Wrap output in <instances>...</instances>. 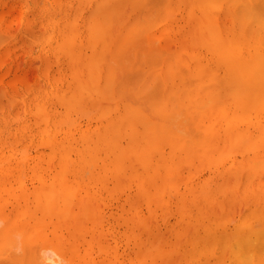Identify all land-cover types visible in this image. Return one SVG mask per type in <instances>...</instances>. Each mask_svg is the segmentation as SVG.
<instances>
[{"label":"rangeland","instance_id":"374dc122","mask_svg":"<svg viewBox=\"0 0 264 264\" xmlns=\"http://www.w3.org/2000/svg\"><path fill=\"white\" fill-rule=\"evenodd\" d=\"M3 1V0H2ZM1 0H0V37H4V38H0V92L1 93H3V95L2 96H0V132H1V134H0V137H2V142H1V140H0V142L1 143H5V144H7L6 145V148L4 149V147H5V144H1L2 145V147H0V152H2V151H4L3 152V156H2V154L0 155V157L2 158V164H1V166H0V177H1V180H0V183L1 182H4L5 181V179L3 180L2 179V175H1V173H3V172H7V171H5L6 170V168H4V166H6V167H8L7 168V170L9 169V170H11L10 171V173L13 171L14 173L16 172V176L18 175V171L21 169L20 168V166H24V171L25 172H27V173H32L33 174V172L36 174V172L38 171V175H39V172L40 173H43V174H40L39 176H40V179L42 178V180H43V182H44V180H45V182H47V179H50V177L49 178H47L46 176H47V173L48 174H51L52 172H54V171H56V170H54V169H60V167H57L55 164H58V162L57 161H59V160H57L56 161V158H58V154H59V157L61 156V153H60V151L62 152L63 150H64V148H66V147H68V149L65 151H63V152H68V151H72L73 149L72 148H74V150H75V147L74 146H76L77 145V147H76V149H78L80 152L82 151V152H84L85 150L84 149H86L87 148V146L88 145H86V143L84 142V141H86L87 140V138L89 137V139H91V140H95L96 138H99V137H97V136H99V134L101 135L100 137H101V140L102 139H106L107 137L110 139V138H112V139H108V140H106V144H105V146H104V144H101L102 146H104V148H106V149H110V150H108V153H109V155H107V157H106V155H105V158H106V160H109V158H108V156L110 157V158H117V160L115 159V161H118L119 160V157H115V155L113 154V157H111V149H113L114 151V153L115 154H119L118 153V151L120 152V151H124V146H125V143H126V141L128 140V138L127 137H129V140H130V142H131V139H136L134 136H132L133 138H131L130 137V135H128L126 132H128L129 130V128H127L129 125V123L131 122V121H133L132 120V118L134 119V121L133 122H131L130 123V126L131 125H134V122H135V120H136V126H135V129H133L132 130V135L134 134L133 133V131L134 130H136V128H138L139 130H141V127H142V125H144L143 123L145 122L144 121V114L146 115V116H148L149 117V119H151V120H153L152 122H153V124H156L157 126L158 125H163V126H165V127H163L162 125H161V127H163L164 129L166 128V126H167V128L168 129H173L174 130V132L175 133H173L172 131L173 130H171V133L172 134H175V136H182V135H184L185 137H186V133H192L194 136H192L190 133V136H189V134L187 135V137L186 138H190L191 136L192 137H197L198 138V140H199V137L198 136H200V134H196L197 132V130H193V127L191 126V123H190V125H188L187 124V122L189 121V122H191V119H190V115H186L185 114V112L184 111H186V110H182L183 108H178V110L179 109H181V111H182V113L184 112V115L182 114V113H180L178 110H176V109H174V103H175V101H174V103H172V101H173V98H174V93L175 92H173V95H171L172 97V99L171 100H168L170 103L169 104H167L168 103V101L166 102V100H167V98H170V97H168V96H170V92H172V91H168L170 88H168V86L169 85H167V84H169V81H168V83L166 84V83H164V80H161L160 81V78H159V73H161V70H160V67L162 68V64L164 65V67L162 68V70L163 69H166V70H164V71H169L170 69H172V68H174V69H176L177 70V68H178V71H181L180 73H182V71L184 70L185 71V73H187V70L188 69H190V72H194V69L196 70V66L197 65H195V66H193L194 67V69L192 70L190 67H192L191 65L193 64L194 65V63L196 62L194 59H191L192 60V62H190V61H188L189 59L187 58V55H185L186 54V49L189 47V46H191V47H193L194 46V44H195V41H194V39H192V37H190V34L192 33H190V29H187L188 28V25L186 24V23H184L186 20H185V18L183 19L182 17L185 15H183L180 19H179V13H178V15H177V12H176V15L175 16H178V19L176 18L175 19V23L172 25V29L170 28V30H169V28H168V26H169V24H166L165 25V28L164 29H160V31L158 30L160 27H162V26H160V24L162 23L161 22V20H163V16H164V12H160V10L161 11H163V6H165V4H166V2H168L167 0L164 2L163 1V3H164V5H163V3H160V4H158L157 6H156V4H154V3H152V2H155V0L153 1H151L150 0V2L149 3H147V1L148 0H146V3H144V1L145 0H139V1H137V0H135V3H137V4H135L134 2L132 3L133 5H131V2L133 1H131V0H128V1H131V2H129V6H128V2H126L127 4H125L124 3V0H123V3L122 4H119L120 5V7H118L117 6V4H115V6H117L118 8L117 9H119V10H117L116 11V9L114 10V12H115V15L114 14H111V18L112 19H109L110 17L108 16V20H109V23L107 24L108 26L106 27H103V29H102V32L103 31H105L104 33H102V35H104L105 37H110L111 39L112 38H115V40H117L118 39V41L119 42H117V41H115V40H113L112 41V44H114V43H118V47H116V49H114V46H117V45H113L112 46V44H108V43H111V39L108 37L106 40H105V37L104 36H101V40H103L104 42H105V46H107V45H109V46H107V48H105L107 51H105L104 52V55L103 54H101V53H103V51H104V47H102L103 49V51H101V50H99V52H97V51H94V50H92L93 48H95V46L97 45V43H99V41L96 43V41L94 40V43H96V45L92 42L91 43V45L93 44L94 46H91V47H93L92 49H89V42H90V39L91 38H88V33H89V35L91 34V30H90V26L89 25H87V26H89L88 27V31H87V28H84L85 27V25L84 24H86L85 22H87L86 20H88V24L90 23L89 21H93V23L95 22L94 21V19H95V17H98L97 16V14H95V12L93 11V9L95 10V8H93L94 7V5H95V7L97 8V4H96V2H95V0H90V2L88 1V0H84V3H83V0H70V3L68 2V1H62V0H60V2H59V4H60V8L61 7H63V4L65 3L66 4V2H68L69 4H70V7H71V5L74 3L75 5H73V6H76V8H77V6H82L81 8L79 7V9L77 8H75V7H73L74 9H70V7H68L67 8V6H65L67 9H66V11H69V12H65V9H63L64 10V12H60L61 13V15H62V13H66L65 15V17H66V19H69V20H67V21H69V23H70V19L72 18V17H74L73 19H75V15H74V13L76 14V10H77V25L79 24V26H78V28H80V29H78V31H77V29H76V34L78 33L79 34V38L81 39L80 41L82 42L81 44H83L84 46H86L85 47V49H84V46L83 45H79L78 43V37L76 36V40H75V42H74V44L73 43H71V44H73V47L75 46L76 47V45L75 44H78L79 46L78 47H80L81 46V50L83 51H81L80 49V54H81V57H82V55L83 56H85L86 58L85 59H87V55L86 54H88V55H90L91 56V54L92 53H90V50L91 51H94L95 53H93V55H96V53H97V55L99 54L100 55V57L102 58H100L99 57V55L97 56L96 55V57H94L93 55V57L96 59L95 61L96 62H94V59H93V61L90 59V57L88 56V58L93 62H86L85 61V59H82L80 56V58H81V60H80V58L79 59H77V60H73V59H69L68 60V57L70 56H68V55H64L63 54V52L62 53H60L61 51L60 50H58V49H56L57 47L56 46H52V45H57V43L56 42H58V40L59 39H61L62 37H65V35L64 34H66V33H69L70 31H68L67 29H65L64 30V28H69L68 27V25L69 26H71L70 24H64L63 26L64 27H62L63 29L61 30L62 31V33H63V31L64 32H66V33H64V34H62L63 36H61L59 39H57L59 36L58 35H61V31L60 32H56L55 33V28H54V26L55 25H57V23L55 24V22H54V24L55 25H53L52 23H53V21L55 20V21H60V19L61 20H63L62 21V23H64L65 22V20L66 19H64L63 17H64V14L61 16V15H59V12L58 11H52L53 9H58V10H61V9H59V5H57V7L58 8H56L55 6H56V3H54V0L52 1V0H4V2H2ZM20 1V2H19ZM25 1V2H24ZM40 1V2H39ZM56 1V0H55ZM62 1V2H61ZM76 1H77V3H78V5H77V3H76ZM78 1H81L80 3L78 2ZM98 1H100V0H98ZM97 1V3H99ZM102 1V0H101ZM119 1H118V3H119ZM137 1V2H136ZM157 1V0H156ZM159 1V0H158ZM162 1V0H161ZM220 1H222V0H220ZM227 2V0H224L223 2ZM19 2V3H18ZM57 2V1H56ZM72 2V3H71ZM86 2H88V3H86ZM103 2L104 1H102V4H103ZM141 2L144 4V7H142L143 5L141 4ZM180 2V1H179ZM2 3V4H1ZM62 3V4H61ZM82 3V4H81ZM86 3V5H84V8H83V4H85ZM156 3V2H155ZM159 3V2H158ZM189 3V2H188ZM221 3V2H220ZM219 3V4H220ZM231 2L229 1V4H230ZM28 4V5H27ZM87 4H89V5H87ZM101 4V2L99 3V5ZM125 4V5H124ZM135 4V5H134ZM142 5L141 7H140V5ZM146 4H148V5H150L151 6V8L155 11V8H156V11H155V13L154 12H152L151 14H149L148 15V13H146V15H148L147 17L150 19L149 21H147L148 19H147V17L145 16V19L143 18V16L144 15H141L142 17H138V15H140V14H142V12L143 13H145V9L146 10H148L146 7H147V5ZM182 4H183V2H182ZM182 4H180L179 6H181ZM225 4V8L227 9V7L229 6V5H227L226 6V3H224ZM97 5V6H96ZM167 5V4H166ZM221 5H223V3H221ZM12 6V7H11ZM43 6H44V8H43ZM51 6V7H50ZM89 6V7H88ZM133 6V7H132ZM134 6H135V9H133L134 8ZM137 6V7H136ZM162 6V7H161ZM175 6V5H174ZM177 6V5H176ZM178 6V7H179ZM65 7H63V8H65ZM86 7V8H85ZM87 7H88V9H87ZM91 7V8H90ZM222 7H224V6H222ZM13 8V9H12ZM49 8V9H48ZM129 8V9H128ZM138 8L140 9V8H142V12H140V14H139V11H141V9L140 10H138ZM149 8V7H148ZM151 8L148 10V12L150 11H153V10H151ZM39 9V10H38ZM51 9V10H50ZM70 9V10H69ZM82 9V10H81ZM84 9V10H83ZM90 9H92V14H95V17H94V15L92 16V14L90 15V14H88L89 12H91V10ZM124 9V10H123ZM23 10V11H22ZM63 10H61V11H63ZM79 10L81 11V13L82 14H80L79 15ZM133 11L134 10V12H131L132 14H130L129 12L130 11ZM137 10V11H136ZM224 10L225 9H223V11H222V14L224 15ZM262 10H264V9H261V8H259V11L260 12H264V11H262ZM74 11V12H73ZM98 11V10H97ZM126 11V12H125ZM127 11H129V12H127ZM160 13H159V12ZM259 11L257 10L256 12H258L259 13ZM19 12H20V14H19ZM44 12V13H43ZM52 12L54 13V14H52ZM113 12V11H112ZM122 12H124V13H122ZM137 12H138V14H137ZM147 12V11H146ZM225 12H227V10L225 11ZM57 13V14H56ZM68 13H69V15H71L72 13V16H71V18H68V17H70V16H68ZM71 13V14H70ZM127 13H129V14H127ZM134 13V14H133ZM159 15H157V14ZM46 14V15H45ZM56 14V15H55ZM136 14V15H135ZM153 14V16H151ZM181 15L183 14V13H180ZM228 14H229V12H228ZM261 14H264V13H260V16H261ZM52 15V16H51ZM74 15V16H73ZM83 15H86L87 17L89 16V19H86L85 20V18H86V16H85V18H84V20H82L81 21V18H83ZM104 15V14H103ZM102 15V16H103ZM107 15H109V14H107ZM123 15H124V17H123ZM132 15H133V18H132ZM155 15V16H154ZM160 15H162V16H160ZM188 15V14H187ZM227 15V14H226ZM231 14H229L228 15V20H229V16H230ZM40 16H42V17H40ZM49 16H51L52 18H53V21L51 20L52 18L51 17H49ZM68 16V17H67ZM82 16V17H81ZM105 16V15H104ZM186 16V15H185ZM184 16V17H185ZM2 17V18H1ZM17 17V18H16ZM31 17H32V19L33 20H31ZM45 17H47V18H45ZM60 17V18H59ZM62 17V18H61ZM106 17V16H105ZM131 17V18H130ZM137 17V18H136ZM152 17V18H151ZM154 17V18H153ZM157 19H156V18ZM159 17H162V19L161 18H159ZM221 17H225V15L224 16H222L221 15ZM27 18V19H26ZM51 18V19H50ZM58 18V19H57ZM92 18V19H91ZM134 18H136V19H134ZM262 18H264V17H262ZM43 19V20H42ZM47 19V20H46ZM72 19V20H73ZM91 19V20H90ZM99 19V17L97 18V20ZM129 19V20H128ZM131 19H132V21H131ZM140 19V21H138ZM144 19V20H143ZM153 19H154V26H153ZM225 19L227 20V17H225ZM27 20V21H26ZM28 20H29V23H27L28 22ZM105 21H107L108 22V20H107V18L106 19H104ZM103 20V21H104ZM118 20V21H117ZM128 20V21H127ZM157 22H156V21ZM160 20V21H159ZM178 20H179V23H178ZM185 20V21H184ZM221 20H222V18H221ZM227 20V21H228ZM45 21V22H44ZM104 21V23L106 24V22ZM145 21V22H144ZM151 21V22H150ZM40 22V23H39ZM47 22V23H46ZM84 23L83 25H82V23ZM129 23V24H127V23ZM142 22H144L145 24H142ZM15 23V24H14ZM45 23H46V25H45ZM50 23V24H49ZM66 23V22H65ZM112 23V24H111ZM114 23V24H113ZM116 23V24H115ZM121 23H123V24H121ZM134 23V24H133ZM149 23V24H148ZM150 23H151V25H150ZM178 23V24H177ZM181 23V24H180ZM185 25H184V24ZM5 24V25H4ZM16 24H18V25H16ZM52 24V25H51ZM104 24V25H105ZM124 24H125V27H124ZM139 24V26H140V28L142 29V26H143V29H145V31H143L142 33L141 32H139V30L141 31V29L139 28V26H137ZM146 24H148L147 26H146ZM156 24H158L157 26H156ZM6 25H8V26H6ZM10 25V26H9ZM135 25H136V27H135ZM168 25V26H167ZM176 25V26H175ZM16 26V27H15ZM27 26V28H25ZM30 28H29V27ZM37 26H38V28H37ZM66 26V27H65ZM83 26V27H82ZM94 26V25H93ZM92 26V27H93ZM110 26V27H109ZM124 27V28H122V27ZM146 28H145V27ZM152 26V27H151ZM160 26V27H159ZM167 26V27H166ZM171 26V25H170ZM179 26V27H178ZM181 26H182V28H181ZM2 27V28H1ZM5 27V28H4ZM8 27H9V29H8ZM52 27V28H51ZM77 27V26H76ZM91 27V28H92ZM95 27V26H94ZM130 27V28H129ZM151 27V28H150ZM176 27H177V29H176ZM184 27V28H183ZM43 28V29H42ZM52 30H51V29ZM84 28V29H83ZM108 28V29H107ZM138 28H139V30H138ZM163 28V27H162ZM179 28V29H178ZM7 31H6V30ZM11 29V30H10ZM24 29H27V30H24ZM41 29H42V31H41ZM105 29V30H104ZM127 29V30H126ZM135 29H137V31L135 30ZM152 29V30H151ZM166 29V30H165ZM173 29H175V30H173ZM181 29V30H180ZM185 29V30H184ZM70 30V29H69ZM84 30H86L88 33H86V32H84ZM120 30H121V33H120ZM126 30V31H125ZM148 30V31H147ZM151 30V32L153 31V30H157V32L158 33H160V32H163L162 34H164V35H166L167 33H165V32H167V31H170V32H168V34H169V36H167L166 35V37H168L166 40H162V45H160L159 43H161L160 41H158V45H160V46H162L163 47V45H165L166 43H164L165 41L166 42H169V44H167V45H169L168 47L169 48H167V49H164L165 51L162 53V49L163 48H161V50H158L159 48L158 47H156V45L157 44H155L153 47L152 46H150L151 47V49H150V47L148 48V46L149 45H147V44H149L150 42H149V40H148V37H147V35L146 34H148L149 33V31ZM184 30V31H183ZM48 31V32H47ZM49 31H51V33H49ZM57 31V30H56ZM90 31V32H89ZM92 31H94V29L92 30ZM129 31H130V33L132 34V36H131V34L129 33ZM136 31V32H135ZM165 31V32H164ZM175 31V32H174ZM179 31V32H178ZM8 32V33H7ZM42 32V33H41ZM95 32V31H94ZM122 32H123V34H122ZM133 32V33H132ZM147 32V33H146ZM177 32V33H176ZM183 33L184 34V32H185V35H186V38H184L183 36H185V35H181V33ZM3 33H5V34H3ZM10 33V34H9ZM116 33L119 35L120 34V38H119V36L117 35V37H116ZM139 33V34H138ZM146 33V34H145ZM173 33V34H172ZM180 33V34H179ZM186 33H188V34H186ZM1 34H3L2 36H1ZM48 34H50V36H49V38H48ZM55 34H56V36H55ZM96 34V33H95ZM94 34V35H95ZM107 36H106V35ZM109 34H111V35H109ZM130 34V35H129ZM141 34V35H140ZM142 34H143V36H142ZM11 35V36H10ZM41 35V36H40ZM84 35H86V38H88V40L87 39H84ZM113 35V36H112ZM114 35H115V37H114ZM134 35H140L141 37H143V38H140V39H144L145 37V39L144 40H146V41H144L143 43L139 40V37L138 36H136L135 38H134ZM146 35V36H145ZM163 35V37H165ZM178 35V36H177ZM5 36H6V38H5ZM46 36V37H45ZM69 36V35H68ZM68 36H66V37H68ZM80 36H82V38L80 37ZM90 36H92L93 37V35H90ZM173 38H172V37ZM176 36V37H175ZM52 37H54V38H56V39H54V38H52ZM96 37V36H95ZM129 37H131V39L133 40H130L129 39ZM165 37V38H166ZM179 37L181 38V43H182V45H181V43H180V40H179ZM48 38V39H47ZM78 38V39H77ZM170 38H172L173 39V43H171V41L172 40H169ZM176 38H178L177 40H176ZM189 38H191V39H189ZM95 39H97V38H95ZM128 39V40H127ZM183 39V40H182ZM187 39H189V43H188V41H187ZM64 40H65V38H64ZM98 40V39H97ZM100 40V41H101ZM108 40H110V41H108ZM175 40V41H174ZM28 41H29V43H28ZM56 41V42H55ZM60 41V40H59ZM61 41H63V39H61ZM69 41V42H68ZM70 41H71V39H68L67 40V42H68V45L70 44ZM77 41V42H76ZM88 41V42H87ZM164 41V42H163ZM104 42H103V44H104ZM106 42H108V43H106ZM129 42V43H128ZM138 42H141L142 44H140V45H142V46H144V48L142 47V49H141V46L140 47H138V46H136V44L138 45ZM147 44H146V43ZM192 42V43H191ZM56 43V44H55ZM60 43V42H59ZM101 43V42H100ZM99 43V44H100ZM136 43V44H135ZM184 43V44H183ZM187 43V44H186ZM64 44V42H62V44L61 45H63ZM88 46H87V45ZM99 44H98V46H99ZM144 44H146V45H144ZM172 44V45H171ZM189 44H191V45H189ZM30 45V46H29ZM131 45V46H130ZM135 45V47H133ZM150 45H151V43H150ZM166 45V46H167ZM181 45V46H180ZM193 45V46H192ZM98 46H96V48H95V50L96 49H101L100 47L98 48ZM101 46H103L102 44H101ZM128 46V47H127ZM129 46H130V48H129ZM166 46H164V48L166 47ZM175 46V47H174ZM182 46H184V47H182ZM30 47V48H29ZM60 47V46H59ZM71 47V46H70ZM73 47H71L72 49H73V52L75 51V49L73 48ZM83 47V48H82ZM112 47H113V49H112ZM146 47H147V50H145L146 49ZM171 47V48H170ZM172 47H174V48H172ZM182 47V48H181ZM199 47V46H198ZM197 46H195L194 47V49H193V51H192V49L190 50V52L192 51V53H194V52H196V51H199L198 53L196 52V54L198 55V56H200V57H202L203 56V58H202V64L205 62V60H206V62H208V65H210L211 66V64L212 63H214L213 62V58H211V57H207V56H209L208 54L207 55H205V54H203L202 52L203 51H201V53H200V50H202V49H200V48H198ZM64 48L65 49H67L66 48V45L64 46ZM111 48V49H110ZM131 48H133V49H131ZM136 48L138 49V50H142L143 52H141L140 53V55H142V56H144L142 59H138V60H141V63L137 60V57H139V52H138V54H137V57H136ZM152 48H154V52L152 51L153 49ZM157 49V51H160L161 52V55L159 54L160 52H157L156 51V49ZM199 49V50H196V49ZM61 49V48H60ZM64 49V50H65ZM68 49H70V48H68ZM72 49H70V50H72ZM78 49V48H77ZM84 49V50H83ZM149 49V50H148ZM170 49V50H169ZM189 49V48H188ZM187 49V50H188ZM58 50V52H59V54L60 55H58L57 53H56V51ZM113 50V53L112 54H110L109 52H111V51ZM180 50V51H179ZM53 51H55L54 53H53ZM84 51H85V53H84ZM109 51V52H108ZM123 51H125V52H123ZM132 51H134L135 52V54H134V52H132ZM151 51H152V53H151ZM169 51H171V53L172 52H174V54H175V56H174V58L176 59V57L178 58V57H180V58H187L186 60H187V62H189L190 63V65H187V68H186V66L184 65L185 64V62H184V64H182V63H178L179 61H176L175 59H174V63H177V64H173L172 62H173V59L172 60H170V58L172 57L173 58V53L171 54ZM175 51H176V53H175ZM189 51V50H188ZM187 51V52H188ZM66 52H68L69 54H70V52L69 51H66ZM77 52V51H76ZM144 52H146L145 54H144ZM182 54H181V53ZM205 52V51H204ZM71 53H72V51H71ZM90 53V54H89ZM133 53V54H132ZM143 53V54H142ZM157 53V55H154L153 56V54H156ZM167 53H169V54H167ZM185 53V54H184ZM189 53V52H188ZM55 54V55H54ZM78 54V53H77ZM105 54H108V55H106V58H105ZM165 54V55H164ZM167 54V55H166ZM195 54V55H196ZM63 55H64V57H63ZM74 56L73 57H75L76 55L75 54H73ZM135 55V56H134ZM151 55V56H150ZM182 55H184V56H182ZM205 55V56H204ZM58 56V57H57ZM72 56V55H71ZM142 56H140V57H142ZM152 56L153 57H155V58H152ZM167 56V57H166ZM170 56V57H169ZM192 56V55H191ZM42 57H44V58H42ZM93 57H91V58H93ZM100 58V59H97V58ZM139 57V58H140ZM162 58V60H160L161 58ZM164 57V58H163ZM204 57H206V59L204 58ZM180 58H179V60H180ZM209 58V60H207ZM44 59V60H43ZM65 59H66V61H65ZM103 59H105L106 61H104L105 63H106V65H102V63L103 64H105L104 62H103ZM132 59V60H131ZM133 59H134V61H133ZM150 59V60H149ZM181 59V61L180 62H182L183 60ZM211 59H212V61H211ZM80 61V62H75V61ZM145 60V61H144ZM152 60V61H151ZM155 60V61H154ZM156 60H157V62H156ZM163 60H165V61H163ZM56 61H58V62H56ZM69 61V62H68ZM71 61H74L75 63H76V65L75 66H77L76 67V71H77V68H78V71L80 70V71H82L81 72V74H82V76H81V74L79 73V72H77V74H80L79 76H77V77H75L74 76V81H73V79H71L72 77H71V74H70V76H69V72L70 73H73V67H75L74 66V64L71 62ZM116 61V62H115ZM144 61V62H143ZM161 61H163V62H161ZM195 61V62H194ZM70 62L72 63V65H73V67H71V65H69L70 64ZM86 62L87 64L88 63H90V65H91V63H92V65H91V67L93 66V68H96L95 66L97 65L98 66V64H99V62H101V64H100V66H102L100 69H101V71H100V73L99 74H97L98 73V71H99V67H97L98 68V70L97 69H94L93 70V68H91L90 66H89V64H88V70H87V68H84V66H83V64ZM112 62L114 63V64H112ZM147 63L146 65L145 64H143V63ZM171 62V63H170ZM205 62V64H207ZM210 62H212V63H210ZM43 63V64H42ZM78 63H79V65H78ZM83 63V64H82ZM161 63V64H160ZM166 63V64H165ZM189 63H186V64H189ZM192 63V64H191ZM69 66H68V65ZM143 64V65H142ZM158 64H160V66H158ZM181 64V65H180ZM196 64V63H195ZM45 65V66H44ZM80 65H82L83 66V69H81L82 68V66L80 67ZM86 65V64H85ZM145 65V66H144ZM168 65V66H167ZM42 66V67H41ZM44 66V67H43ZM48 66V67H47ZM58 66H60V67H58ZM64 66H66V67H64ZM141 66H143V69H145V70H143L142 69V67ZM151 66H153V67H151ZM169 66H171V67H169ZM206 66V65H205ZM86 67V66H85ZM104 67H106L105 69H104ZM157 67H158V69L160 70L159 71V73L157 74V75H155L156 73H155V69H153L152 70V68H156L157 69ZM208 67V66H207ZM212 68L214 67V64H213V66H211ZM45 68V69H44ZM66 68V69H65ZM93 71H96V72H94L93 74H95L94 75V79L92 78V80L93 81H95L96 83H93V86H92V84H91V86H92V90H91V93L89 92V89L87 90V86L89 85L88 83V85L86 86L85 85V83L83 84V85H85L86 87L83 89V88H81V89H83L84 91H86L88 94H90V95H88V94H86V95H88L89 97H90V99H92V102H91V100L88 98V96H87V98H85L84 99V96H83V94H84V91H82V100H84V101H82L81 100V104H82V106L81 107H83L84 105V108H81V109H85V107L87 108V104L88 105H92L94 108H96V109H94L92 106H90V109H89V106H88V111H87V113L85 112L86 110H79L80 111V113H79V111H78V109H79V105H78V109L77 108H75V109H72L71 108V110H70V108H67V106H64L63 107V105H66V102L63 104V102L60 104V103H56V101L57 100H59L60 102L62 101V99L61 98H65V96H67V97H70L72 94L70 93V89L72 90H74V89H76V84H75V81L76 82H78V84H79V81H77V79H79V77L81 78V77H83L84 76V78H85V75L87 76V77H89V82H90V77H91V72H92V70ZM115 68V69H114ZM170 68V69H169ZM182 68V70H180V69ZM198 68V67H197ZM55 69V70H54ZM86 69V70H85ZM141 69V70H140ZM148 69H150L149 70V73L146 75H144V73H146V70L148 71ZM174 69H172V70H174ZM72 72H71V71ZM91 70V72H90V76H88L89 75V71ZM103 70H105V71H109V72H105V71H103ZM113 70H114V72H115V74H114V72H113ZM152 70V72H151V75H150V71ZM43 71V72H42ZM61 71V72H60ZM76 71L74 70V72H75V74H76ZM112 71V72H111ZM140 71V72H139ZM164 71H163V73H164ZM184 71H183V74H185L184 73ZM189 71V70H188ZM53 72V73H52ZM67 72V73H66ZM86 72H88V74H85ZM107 74V76L109 75V73L111 74L110 76L112 77H110L111 79H109V77L108 78H106L104 81L102 80L103 78H105V73ZM139 72V73H138ZM172 72V71H171ZM41 73V74H40ZM42 73H43V75H42ZM56 73H57V75H56ZM104 73V77L102 76V74ZM155 73V74H154ZM163 73H161V75H160V77L163 79V76H164V74ZM209 73V71L207 72V74ZM215 73H217V72H215ZM214 73V74H215ZM52 74V75H51ZM85 74V75H84ZM92 74V75H93ZM154 74V75H153ZM167 74V73H166ZM168 74H170V73H168ZM167 74V75H168ZM177 74H178V72H177ZM177 74H176V78L178 79V80H176L175 81V77L172 79V80H174L175 82H177V81H179L180 80V78H181V76H177ZM188 74V73H187ZM194 74V73H193ZM192 74V75H193ZM207 74H206V77L204 76V77H202V79L203 78H206V79H208L209 77H207ZM222 75V73H221V69L218 71V74L217 75ZM61 75H62V77H61ZM98 75L100 76V78H98ZM163 75V76H162ZM175 75V74H174ZM173 74H170V78L172 77V76H174ZM186 75V74H185ZM192 75L191 74H188V77H187V79H184L183 77H185L186 78V76H184L183 75V77L181 78V79H183V80H185V81H183V82H185L186 83V81H187V83H190V82H192L193 81V84H194V82L196 81V78H197V76L195 77V79H194V77H192ZM211 74H208V76H210ZM96 76H97V78L99 79H97L96 78ZM143 76L147 79V80H145L144 81V78H143ZM148 76V77H147ZM149 76H150V78H149ZM155 76V77H154ZM158 76V77H157ZM47 77V78H46ZM54 77V78H53ZM93 77V76H92ZM221 77V76H220ZM53 78V79H52ZM60 78V79H59ZM67 78V79H66ZM83 78V79H84ZM157 78V79H156ZM159 78V79H158ZM170 78H168V79H170ZM51 79V80H50ZM69 79L71 80V81H69ZM82 79V78H81ZM97 79V80H96ZM107 79H109V81H108V84H106V82H107ZM141 79H142V82H144L143 84L141 83V82H139V81H141ZM188 79H189V81H188ZM206 79H204L205 81H206ZM20 80H21V82H20ZM66 80V81H65ZM111 80V81H110ZM150 80V81H149ZM151 80H153V82H151ZM198 80H199V78H198ZM7 81V82H6ZM82 81L83 80H81L80 81V83H82ZM84 81L85 82H87V79L85 80L84 79ZM92 81V82H93ZM103 81V82H102ZM113 81V82H112ZM114 81H115V83H114ZM166 81V82H167ZM173 81V83L171 84L170 83V85L173 87L172 89H174V86H173V84L175 83ZM41 82V83H40ZM68 82H70L71 84L73 83V84H75L74 86H75V88H73V84H72V88H71V85H69L68 84ZM109 82H110V84H109ZM140 84H142V85H140ZM182 81H181V83H183ZM37 83V84H36ZM98 83V84H97ZM113 83V84H112ZM164 83V84H163ZM181 83H179L178 82V84H179V86H181L180 84ZM197 81L195 82V84L193 85L192 83H190V85H192V86H197ZM38 84H40L41 85V89H45V90H41L40 89V87L39 88H37L38 87ZM56 84V85H55ZM65 84V85H64ZM113 86H112V85ZM123 84H124V86H123ZM151 84H153L152 86H150ZM160 84H162V85H160ZM177 84V83H176ZM35 85L37 86V87H35ZM39 85V86H40ZM49 85H50V88H49ZM67 85V86H66ZM68 85H69V88H68ZM82 85V84H81ZM80 85V86H81ZM96 85V86H95ZM98 85V86H97ZM101 85V88L99 87ZM105 85V86H104ZM106 85H107V87H106ZM108 85H111V87L109 86L108 87ZM128 85V86H127ZM134 85V86H133ZM147 85H148V88H147ZM156 85V86H155ZM158 85V86H157ZM175 85V84H174ZM187 85H189V84H184V87H187ZM61 88H60V87ZM142 86V88H137V87H141ZM165 86V88H163ZM176 86V85H175ZM178 86V85H177ZM178 86V87H179ZM183 86V85H182ZM195 86V87H196ZM16 87V88H15ZM24 87V88H23ZM94 87V88H93ZM98 87V88H97ZM104 87H106V89H107V91H108V97L106 96L107 95V93H106V89L104 88ZM115 87L117 88V89H115ZM119 87V88H118ZM144 87V88H143ZM160 87H162V90H160L159 91V89H161ZM167 87V88H166ZM177 87V88H178ZM184 87H182L181 89H182V91H183V93H184V95H187L186 94V92H184V90H183V88ZM189 88L191 87V86H188ZM187 87V88H188ZM2 88H5V90L4 89H2ZM27 88V89H26ZM62 89L63 88V90H60V89ZM97 88V89H96ZM110 88V89H109ZM111 88H113L112 89V91H114L113 93L111 92ZM123 88H125L124 89V91L122 92V90L121 89H123ZM129 88V89H128ZM132 88H134V90H135V88H137V89H140L139 90V92H137V90H136V92L134 93L133 92V89ZM153 88V89H152ZM176 88V87H175ZM180 88V87H179ZM188 88V89H189ZM193 88V87H192ZM12 89V90H11ZM56 89H58V90H56ZM66 89H69V90H66ZM80 89V90H81ZM100 89V91H96V90H99ZM127 89V90H126ZM164 89H165V91H164ZM185 89V88H184ZM26 90V91H25ZM42 93L43 91H47V92H43L42 94H40V92ZM54 90H56V93H52ZM78 90H79V88H78ZM102 90V91H101ZM117 90H119V93H120V91L122 92V93H118V91ZM125 90H126V92H125ZM131 90H132V92H131ZM158 90V91H157ZM179 90V89H178ZM178 90L176 91V93L178 92ZM208 90V89H207ZM63 91V93H61ZM68 91H69V94H71V95H69L68 96ZM74 91H76V90H74ZM104 91H105V93H104ZM115 91H117V93L115 92ZM129 91V92H128ZM195 91V90H194ZM193 89H191V93L193 94ZM13 92V93H12ZM35 93L34 95H32V93ZM37 92V93H36ZM59 92H60V94H62V95H60L59 94ZM72 92V91H71ZM97 92V94L94 96V94L93 93H96ZM100 92V93H99ZM105 94V96H103L102 94L103 93ZM109 92H111L110 94H111V96L113 97L114 96V98L116 99V100H114V98L112 99V97L110 96V94H109ZM151 92V93H150ZM160 92H165V93H161L160 94ZM189 92V91H188ZM198 93H199V95H195L196 97L198 96V97H202V92L201 91H197ZM197 92H194L195 94H197ZM1 93H0V95H1ZM19 93H21V94H19ZM49 93V94H48ZM73 93V92H72ZM75 93H78V92H75ZM75 93L73 94L74 95V97H76L77 96V94L75 95ZM102 93V94H101ZM140 93H141V95H140ZM19 94V95H18ZM50 94H52V96H50ZM54 94V95H53ZM56 94V95H55ZM58 94V95H57ZM63 94H66L65 96L63 95ZM80 94V93H79ZM80 94V95H81ZM84 94V95H85ZM99 94V95H98ZM101 94V95H100ZM123 94V95H122ZM126 94V95H125ZM161 95V99H163V98H165L166 100L165 101H162V100H158L157 99V105H162L163 106V104H166V106H164V107H166V108H164V107H162V106H160L159 108H160V110H162V109H164V110H168V106H171V107H173V108H169V109H174L175 111H174V113H173V111H170L171 113H172V115H170V114H168V113H165L163 116H164V118H163V116L161 115V114H157V112L155 113V111L154 110H158L159 108L158 107H155L156 105L154 104V102H155V100H156V98L158 97V98H160V95ZM164 94H165V96H164ZM167 94V95H166ZM32 95V96H31ZM38 95H40L39 96V98H37L38 97ZM43 95V96H42ZM47 95H48V97H47ZM85 95V96H86ZM91 95L92 96H94L93 98L91 97ZM159 95V96H158ZM180 95H181V93H180V90H179V95H177L178 96V98L180 99ZM9 96H10V98H9ZM18 96H20V97H18ZM29 96H31L30 97V99H28V97ZM37 96V97H36ZM44 97V100H40L42 97ZM58 96H60L59 97V99L57 98ZM62 96V97H61ZM99 96H100V100H98L99 99ZM103 96V97H102ZM128 96V97H127ZM162 96H163V98H162ZM176 96V97H177ZM205 96V97H204ZM202 98H200L201 100L202 99H206L205 101H203L202 102V104L201 105H203V103L205 104H208L207 102H209V101H211L212 99H210L209 100V98H208V95H204ZM14 97H15V100H14ZM47 97V98H46ZM54 97L56 98V99H54ZM96 97V98H95ZM110 97V98H109ZM117 97V98H116ZM119 97V98H118ZM148 97V98H147ZM184 96H183V94H182V96H181V99H180V102L181 101H185V102H183V104H185V106H182L183 104L181 103V105L180 106H182V107H186L187 106V104H186V101H187V97L186 98H183ZM197 97V98H198ZM13 99V101L12 102H10V99ZM34 98V99H33ZM64 98H63V101H64ZM98 98V99H97ZM103 98V99H102ZM104 98H106V99H104ZM107 98H109V99H111L112 100V102H111V100L109 101V103L108 102H106V100H107ZM121 98V100H119ZM123 98H125V99H123ZM6 99H9V101H8V105H6L5 104V101H7ZM11 99V100H12ZM32 99V100H31ZM39 100V101H34V100ZM46 99V100H45ZM61 99V100H60ZM68 99V98H67ZM70 99V98H69ZM96 99V100H95ZM142 99V100H141ZM152 99H154V100H152ZM177 99V98H176ZM182 99H184V100H182ZM27 100V101H26ZM87 100H88V102H87ZM121 102L122 100L125 102V104H126V102H130V105L132 106V107H134V108H131V106L129 107V106H127L128 104H124V102L123 103H120L119 101ZM133 100V101H132ZM145 100V101H144ZM164 100V99H163ZM174 100H175V98H174ZM207 100H209V101H207ZM22 101V102H21ZM47 101V104H45L44 102H46ZM49 101V102H48ZM52 101H53V103H52ZM69 101H71V102H69V103H72V101H73V99L72 100H69ZM77 101V100H76ZM80 101V100H79ZM99 101V102H98ZM104 101V102H103ZM115 101H116V103H115ZM154 101V102H153ZM188 101H189V99H188ZM212 101H214V100H212ZM32 102H34V103H32ZM41 104V102L42 103H44L45 104V112H46V114H44L45 112L43 111V109H42V112H43V116L44 115H46V118H47V123L48 124H46L45 122H44V119H41V117H39L38 116V112H34V110L35 109H37V108H35V109H33L35 106L33 105V104H38L39 105V103ZM83 102H84V104H83ZM86 102V103H85ZM106 102V103H105ZM151 102H153V103H151ZM178 102V101H177ZM176 102V103H177ZM7 103V102H6ZM67 103H68V101H67ZM74 103V102H73ZM89 103H91V104H89ZM94 103H96V104H94ZM115 104V106L114 107H117V108H115L116 110H117V112L114 110V111H110L109 110V112H110V115L112 116L111 118H110V116H108L109 114L107 113V117L105 118L104 117V119H105V123H106V119H107V122H109L110 120H113V116L115 115V117H116V115H118V114H115V113H120L121 112V110L123 111V112H121L122 113V115H125L126 113H128L127 114V116H128V118H129V120H130V122H128L127 123V116L125 115L124 117L122 116V118H124V120L121 118V120H123V121H125V120H127L126 122H123V121H121L122 122V124L123 125H119L118 127L119 128H114V129H112L115 125H118L120 122L117 120V122H119L118 124H111L114 120H116V118L113 120V121H111V126H112V128H110V131H111V129H112V134H113V132H114V130H115V132H114V136H115V133H119V132H117V130H119L121 133H119V135H121L120 137H122V139L121 138H119V136L117 135L116 137H118V138H113V136H111V133H109L108 134V132H110L109 131V129L107 128V133H105V131H104V133L105 134H107V136L104 138V136L105 135H103L104 133H101L104 129H102V131L100 130V127L99 128H97L98 126H101V124H102V122L104 121V119L102 120V118H101V121L99 120V118L100 117H98L97 116V114L98 113H100L99 111L101 110V112H102V110L103 111H107L108 109H110V106H112V104ZM118 103V104H117ZM145 103V104H144ZM150 103V104H149ZM23 104V105H22ZM29 104V105H28ZM75 104V103H74ZM77 104V103H76ZM103 104V105H102ZM106 104H107V106H109V107H107L106 106ZM111 104V105H110ZM113 104V105H114ZM121 104V105H120ZM123 104H124V106H123ZM155 106H154V105ZM171 104V105H170ZM173 104V105H172ZM178 104V103H177ZM176 104V105H177ZM191 104V103H190ZM213 103L211 102L208 106H211ZM218 104V103H217ZM217 104H215L216 106H217ZM46 105L48 106V108H49V110L47 109V107H46ZM55 105V106H54ZM62 105V106H61ZM102 107V109L100 108V106ZM104 105H105V107H104ZM117 105V106H116ZM175 105V106H176ZM8 106V107H7ZM29 106V107H28ZM40 106V105H39ZM43 106V105H42ZM99 106V107H98ZM127 106V107H126ZM145 106V107H144ZM177 106H179V104L177 105ZM179 106V107H180ZM206 106V105H205ZM205 106H203V107H205ZM207 106V107H208ZM3 107V108H2ZM72 107V106H71ZM74 107H76V105L74 106ZM73 107V108H74ZM107 107V108H106ZM113 107V108H114ZM119 107H121V108H119ZM136 107V108H135ZM138 107V108H137ZM153 107V108H152ZM161 107H162V109H161ZM168 107V108H167ZM188 107V106H187ZM200 107V106H199ZM217 107H219V108H221V106H217ZM63 108V109H62ZM93 108V109H92ZM105 108V109H104ZM131 108V109H130ZM140 108V109H139ZM152 108V109H151ZM156 108V109H155ZM202 108V107H201ZM212 108H214L213 106H212ZM218 108V109H219ZM68 109V110H67ZM77 109V110H76ZM99 109V110H98ZM107 109V110H106ZM111 109H112V107H111ZM118 109H119V111H118ZM132 110V111H134L135 113L137 112V110L135 111V109H138V111H139V113H143V114H141V115H143V116H141L140 115V117H143V118H139L138 117V115H137V113L136 114H134V112L132 113V111H129V110ZM146 109H148V110H146ZM186 109V108H185ZM206 109V108H205ZM208 109H209V111H210V109H211V107L209 108L208 107ZM217 109V110H218ZM19 110V111H18ZM30 110H32L33 111V114L30 112ZM46 110H48V111H46ZM64 110V111H63ZM71 111L72 113V116L69 114L68 116L69 117H74L73 119V121H75V124H76V122L79 124H74L75 126H74V128H72V124L70 125V128H68V127H66V125H67V114H68V112L66 113V111ZM75 110V112H73V111ZM94 110V111H93ZM96 110H98L97 111V113H96ZM164 110H163V112H164ZM198 110V109H197ZM213 110V109H212ZM211 110V111H212ZM216 109H215V111H217ZM21 111V113L20 114H18V116H16L15 114H17V112H20ZM38 111H39V109H38ZM81 111H84L83 113H81ZM89 111H91L92 112V116L89 114V113H91V112H89ZM128 111V112H127ZM159 111V110H158ZM188 111H195V109L194 110H191V109H189V110H187V112ZM204 111V110H203ZM215 111H214V113H215ZM221 111V110H220ZM55 112H56V114H55ZM60 113V112H64V118L62 119V120H64L65 118H66V121H65V123H63V124H61V127L60 126H57V125H55V124H60L59 122H61L62 120L60 119V118H62L63 116H62V113H61V115H59L58 113ZM89 112V113H88ZM94 112H95V114H94ZM108 112V111H107ZM114 112V113H113ZM130 112H131V114H130ZM166 112V111H165ZM199 112H202L201 111V109H200V111ZM199 112H197V114L199 113ZM206 111H204V113H205ZM219 112V111H218ZM14 113V114H13ZM40 113V112H39ZM47 113L48 114H50V115H48L47 116ZM53 113V114H52ZM84 113H85V115H84ZM103 113V112H102ZM120 113V114H121ZM124 113V114H123ZM138 113V114H139ZM177 113V114H176ZM180 113V114H179ZM191 113H193V112H191ZM191 113H189V114H191ZM203 113V112H202ZM207 113V112H206ZM205 113V114H206ZM51 114H52V117H51ZM55 114V115H54ZM80 114V117H78V115ZM83 114V116L81 117V115ZM113 114V115H112ZM118 115V116H121V115ZM169 116H167V115ZM179 114V115H178ZM196 114V113H195ZM196 114V115H197ZM201 114V113H200ZM4 115H5V117H4ZM11 115V116H10ZM13 115H15V116H13ZM35 115H37V116H35ZM40 115V114H39ZM41 115V116H42ZM60 116V120L61 121H56L54 118H56L57 116ZM133 115H137L136 117H137V119H136V117L135 116H133ZM183 115V116H182ZM56 116V117H55ZM133 116V117H132ZM173 116H177V120L175 119V117H173ZM180 116V117H179ZM182 116V117H181ZM189 116V117H188ZM201 116V115H200ZM200 116H199V118H200ZM205 116V115H204ZM2 117V118H1ZM6 117H7V119H6ZM14 117V119L15 118H17V120H13L12 118ZM19 117V118H18ZM22 117V118H21ZM36 117L38 118L36 121H37V123L39 122L38 120H40V121H42V122H39L38 123V125H39V127L37 126V124L35 125L34 123H36V122H31L32 121V119H36ZM68 117V118H69ZM97 117H98V119H97ZM132 117V118H131ZM152 117V118H151ZM172 117V118H171ZM50 118H51V120H50ZM87 118V119H86ZM110 118V120L108 121V119ZM127 118V119H126ZM141 120V119H143L142 121H144V122H142L141 124L140 123H138L137 121L139 120V119ZM157 118V119H156ZM160 118V119H159ZM161 118H163V119H161ZM170 118V119H169ZM194 118H196V117H194ZM199 118L197 117L196 119H197V121L200 123V121H199ZM206 118V117H205ZM28 119L30 120V121H28ZM52 119H54V121H56V123H53L54 124V127H52V125L50 124L49 125V122L48 121H53ZM70 119V118H69ZM98 121H97V120ZM117 119H120V117L118 118L117 117ZM148 119V118H147ZM164 119H167L166 120V122H165V120ZM169 119V120H168ZM172 119V120H171ZM174 119V120H173ZM179 119L182 121H179ZM190 119V120H189ZM13 120V121H12ZM95 120V121H94ZM151 120H149V122H150V124H152V122H151ZM171 120V121H170ZM201 120L203 121V120H205L204 118L202 119V117H201ZM28 121V122H27ZM35 121V120H34ZM53 121V122H54ZM70 121V120H69ZM68 121V123H71V122H69ZM72 121V122H73ZM79 121V122H78ZM100 121V122H99ZM168 121H170V122H168ZM175 121V122H174ZM177 121V122H176ZM184 121H186V122H184ZM192 121H193V119H192ZM195 122L194 124L196 125L195 126V128H197V126L199 127L202 123H200V125H199V123L198 122ZM201 121V122H202ZM207 121V120H206ZM205 121V122H206ZM27 122V124H25L24 125V123H26ZM43 122L47 125V127H46V125L44 124L43 125ZM63 122V121H62ZM87 122V123H86ZM114 122H116V121H114ZM181 124H180V123ZM188 122V123H189ZM205 122H203V123H205ZM16 123V124H15ZM41 123H42V125H41ZM52 123V122H51ZM89 123V124H88ZM105 123L103 122V125L104 126H101V127H104V128H106V127H109L108 125V123H106L107 124V126L105 125ZM138 123V124H137ZM148 123V122H147ZM167 123V124H166ZM170 123V124H169ZM177 123H178V126H177ZM182 123H184L186 126L188 125V127H189V129L191 130V128H192V131H190L189 129V131H187V130H184V124H182ZM19 124H20V126H19ZM65 124V125H64ZM152 124V125H153ZM173 126H172V125ZM176 124V125H175ZM193 124V125H194ZM9 125V126H8ZM26 126V128L25 127H23V126ZM81 125V126H80ZM126 125H127V127H126ZM141 127H140V126ZM146 125V124H145ZM149 125V124H148ZM172 127H171V126ZM180 125H181V127H180ZM183 125V126H182ZM205 125V124H204ZM8 128H7V127ZM12 126H14V127H12ZM43 126H45V130H46V128H47V130H48V132L50 133L52 130H56L57 132H56V140L58 141L60 138H62L63 139V144L61 143V141H60V144H62L61 146H63L62 148L60 147V144L59 143H57V141H54L55 140V136L53 135L54 133H55V131H54V133H53V131H52V133H50V134H48L49 136V138L52 140V142H50V139L48 138V137H46V134L43 136V135H41L40 136V133H38V135L40 136V139H44L43 141L42 140H40V141H38V140H33V137L34 138H36V134L35 133H37V130H38V128H41L42 129V127ZM76 126H78L77 128H78V130L75 128ZM92 126H93V129H92ZM95 126V127H94ZM106 126V127H105ZM110 126V127H111ZM122 127V130H120V128ZM129 126V127H130ZM150 126L151 125H149L148 127H146L147 128V130L149 131L150 130ZM169 126H170V128H169ZM175 126V127H174ZM203 126V125H202ZM24 129V130H22V128ZM38 127V128H37ZM48 127H49V129H48ZM68 128L69 129V131H70V134L69 133H67L66 134V136L65 135H62L61 136V134H65V131L67 130V129H65V131H64V129H62L63 130V132L61 133V128ZM80 127V128H79ZM86 127V128H85ZM89 127H90V129L93 131H95V129L97 128V129H99V130H96V134H94V131L92 132V134H85V132H87V131H85V132H83L84 131V129L85 130H88V132L90 131V129H89ZM116 127V126H115ZM134 127V126H133ZM151 127H153V130H154V128L156 127H154V125L153 126H151ZM159 128V126H158V128L161 130L162 128ZM187 127V128H188ZM205 126H203V128H204ZM28 128V129H27ZM52 128H54V129H52ZM57 128H59V129H57ZM124 128H127V129H125L124 130ZM130 128H132V127H130ZM167 128H166V130H167ZM175 128V129H174ZM186 128V129H187ZM71 129V130H70ZM81 131H80V130ZM137 129V134L135 135V136H139L138 137V139H139V142L137 141V139L136 140H134L133 139V142L134 141H136L137 142V145H138V143H140L139 145L141 146V148L138 150L137 148H138V146H137V148H136V150H138V152L139 153H136L137 151L136 150H134V151H136V152H134L132 149L134 148V146H136L135 145V142L132 144V142H131V145L133 146H131V148L132 149H130L129 148V150H132L131 151V153H133L134 152V155L132 156L133 157V159H138V157H136L135 155H137V154H139V156L141 155L140 154V151H142L143 150V148H144V146H143V144L145 143H147V142H149V144L150 145H148V143H147V147L148 146H152L151 144V142H154V141H152L151 139H158L159 137L158 136H156V135H159V134H156V135H154V134H150V131L152 130H150L149 132L147 131V133L144 131V130H141V132L139 131ZM142 129H145L144 128V126L142 127ZM176 129H178V131H176ZM9 132H8V131ZM13 130L15 131L14 133H13ZM36 130V131H35ZM44 130V131H45ZM46 130V131H47ZM74 130H75V132H74ZM77 130V131H76ZM106 130V129H105ZM158 130V129H157ZM158 131V132H161L162 133V130L161 131ZM170 130H167L168 132L170 131ZM180 130V131H179ZM204 130V129H203ZM33 131H35V133L33 132ZM39 131V130H38ZM42 131H43V129H42ZM72 131V132H71ZM97 131H101V132H98V135H97ZM122 131H124V134L122 133ZM156 131V130H155ZM154 131V132H155ZM186 131V132H185ZM206 131V130H205ZM222 131V130H221ZM26 132V133H25ZM30 132H32V133H30ZM79 132V133H78ZM129 132H131V130L129 131ZM145 132V133H144ZM157 132V131H156ZM155 132V133H156ZM157 132V133H158ZM200 132V131H199ZM203 132V131H202ZM4 135H3V134ZM20 133V134H19ZM28 133H30V134H28ZM47 133V132H46ZM74 133V134H73ZM84 135H83V134ZM126 133V134H125ZM140 133H141V135H140ZM144 133V134H143ZM178 133V134H177ZM185 133V134H184ZM204 133V132H203ZM14 134V135H13ZM19 134V135H18ZM26 134V135H25ZM34 134V135H33ZM41 134H43V132H41ZM51 134H52V137H50L51 136ZM76 134L77 135H79L78 137L79 138H77V136H76ZM81 134H82V137L83 138H85L84 140L81 138ZM96 135V138L94 137V135ZM123 134V135H122ZM146 134L147 135H149L150 137L151 136H153V137H151V139H148L147 137H149V136H146ZM163 134V133H162ZM177 134V135H176ZM196 134V135H195ZM2 135V136H1ZM33 135V136H32ZM37 135V137H39ZM68 135L70 136V138H71V136L72 135H74L73 137L74 138H77V141H76V143H75V139L74 138H72L71 139V141L72 142H70V138H69V140H68ZM85 135H87L86 137H85ZM91 135H93L92 137H90ZM109 135V136H108ZM128 135V136H127ZM144 135V136H143ZM203 135H205V134H202V136ZM11 136H13V137H11ZM20 136V137H19ZM25 136V137H24ZM27 136H32V140H33V142L31 143V141L32 140H30V138L28 139V137ZM53 136H54V138H53ZM57 136H59V137H57ZM65 136V137H64ZM102 136H103V138H102ZM123 136H124V138H123ZM146 136V137H145ZM163 136H164V134H163ZM161 137V138H159V141L161 140V139H164L165 138V136L164 137ZM166 136H168V135H166ZM179 136V137H180ZM201 136V137H202ZM206 136V135H205ZM205 136H203V137H205ZM3 137H4V139H3ZM19 137V138H18ZM21 137H23V138H21ZM147 138V140L145 139V138ZM222 137V136H221ZM12 138V139H11ZM13 138H14V141H15V143H13L14 144V146L12 147V141H13ZM18 138V139H17ZM48 138V140H49V142H47L48 140H45V139H47ZM59 138V139H58ZM66 138V139H65ZM93 138V139H92ZM169 138V137H168ZM168 138H166V139H168ZM194 138V139H195ZM197 138L195 139V140H197ZM205 138H207V137H205ZM11 139V142L9 143V145H8V142H9V140ZM17 141H16V140ZM20 139V140H19ZM36 139H38V138H36ZM61 139V140H62ZM67 140V142H66V144H64L65 143V140ZM83 140V141H81V140ZM117 140V142L119 141V144L120 145H122L124 148H122V146H119V148L121 147V149H118L117 148V150H116V148H110L107 144H108V141H109V143H111V140L112 141H114V140ZM144 139V140H143ZM155 139V140H156ZM166 139H164V140H166ZM176 139H178V138H175V140ZM183 139V138H182ZM181 139V140H182ZM185 139V138H184ZM183 139V141L184 142H182V144L180 143V145L182 146V145H184V143H185V140ZM204 139V138H203ZM3 140L5 141V142H3ZM29 140H30V143H29ZM80 140V141H79ZM91 140H87L88 142H89V146H91ZM98 141V144L97 145H95V141ZM92 144H94L93 145V147H95L94 149L96 150V151H93L94 149H89L87 152H84L85 153V157L83 156V158L84 159H86L87 160V157L89 158V159H93V158H95V160L97 161V163L95 164L94 163V159L92 160L91 159V161H92V163L93 164H95V166L93 167L92 165H91V168H93L92 169V171L91 172H93V175L95 176L96 174V172L94 173V171H96L97 169L99 170H103V168L104 167H106V168H108L109 170H111L112 171V167H110L111 166V162H112V160L110 159L108 162H110L109 164H107L108 166H105L106 165V163H104L102 166H103V168L101 169V167H100V164H102V163H100L99 161H101L100 159H101V155H103L102 154V152L104 153V151H106V149L105 150H103L104 148H100V147H102V146H100L99 144V142H100V138L99 139H96ZM128 140V141H129ZM143 140V141H142ZM173 140H174V138H173ZM175 140H174V142H172V144L174 145V143H175ZM180 140V139H179ZM189 140H191V139H189ZM206 140V139H205ZM221 140V139H220ZM6 141H8L7 143H6ZM13 141V142H14ZM19 141V142H18ZM42 141V143H41V145H40V142ZM125 141V142H124ZM145 141V142H144ZM162 141L163 140H161V143H162ZM168 142H166V141H163L164 142V144H161L160 143V147H158V149L160 150L161 149V152L162 153H164V155H165V153H166V151H167V153L168 154H170L171 152H168L169 150H170V148H172V147H175V145H177V143H178V141L175 143V145L174 146H172V144H171V147H169L170 146V144H168V143H170L171 141H172V138H171V141H170V139L169 140H167ZM170 141V142H169ZM200 141H202V139L200 140ZM199 141V142H200ZM212 141V140H211ZM17 142V143H16ZM23 142H25V143H23ZM71 144H70V143ZM81 142H82V144H81ZM102 142V141H101ZM105 141H103L102 143H104ZM142 142V143H141ZM199 142H198V145L200 146L202 143H200L199 144ZM205 142V141H204ZM204 142H203V144H202V147H199L198 145V147H199V149L201 150H199V152H197L198 150L197 149H195V145H191L190 146V144H189V147L190 148H193L194 147V149L195 150H197V151H195L196 152V154H198L199 155V153H201L199 156H203V153L205 152V153H207V152H209V151H211V150H215V143L214 144H209V145H214L212 148L213 149H208L207 147H205L206 145H207V143H209V139L207 140V142H205V144H204ZM27 143V144H26ZM34 143L37 145H34ZM43 143H45L44 144V146H42V144ZM49 143V145L48 146H51V144L50 143H54V144H56L57 143V145L59 146V148L58 149H60V151H57V148L55 147V146H57V145H52L53 147L51 148V147H48L47 146V144ZM67 143H69L70 144V146H66L67 145ZM79 143H80V145H81V147H80V145H79ZM116 143V142H115ZM129 142H127V145L126 146H128L129 144H128ZM157 144L159 143V142H156ZM166 143V144H165ZM193 143V142H192ZM191 143V144H192ZM15 144H17V146L15 145ZM40 146H39V145ZM68 144V145H69ZM73 144V145H72ZM85 146H84V145ZM88 144V143H87ZM112 144V143H111ZM111 144H109V145H111ZM118 144V143H117ZM142 144V145H141ZM156 144V146L153 144V147L155 146V147H157L158 145ZM179 144V143H178ZM186 144V143H185ZM218 144H220V141H219V143ZM221 144H223V141L221 142ZM0 145V146H1ZM3 145H4V147H3ZM27 146V147H23V146ZM29 145V146H28ZM65 145V146H64ZM108 146V148H107V146ZM113 145V144H112ZM111 145V146H112ZM168 145V146H167ZM205 145V146H204ZM239 145V143L237 142L236 143V146H238ZM241 145V144H240ZM11 147L12 149H14V150H16L17 152H15V151H12V150H10L9 148L7 149V147ZM23 147V149H25V151H26V156H28V155H30V156H28V158L25 156V154L23 155V154H21V147ZM37 147V148H34V149H32L33 147ZM71 146H72V148H71ZM86 147V148H82V147ZM114 146V145H113ZM143 146V147H142ZM164 146V147H163ZM185 146V145H184ZM184 146H182V147H184ZM188 146V145H187ZM193 146V147H192ZM208 146V145H207ZM233 146H234V144H233ZM235 146V147H236ZM14 147H16V149L14 148ZM55 147V148H54ZM92 146H91V148H93ZM97 147H99V150H100V152L97 154L96 152H98L99 150H98V148ZM129 147V146H128ZM145 147H146V145H145ZM146 147V148H147ZM153 147H148L147 148V154L149 153L148 151L149 150H151V152H153L152 151V149L151 148H153ZM154 147V148H155ZM177 148H172L171 150H173L174 152H175V149H176V153H174V152H172V153H174V154H176L177 155V152L180 150H182L181 148L182 147H179V146H176ZM179 147V148H178ZM197 147V148H198ZM203 147H205L206 148V150L208 149V151L206 152V150L203 148ZM210 147V146H209ZM218 147V146H217ZM220 147V146H219ZM222 147V146H221ZM226 147H229L228 145H226ZM234 147V148H235ZM238 147H241L242 148V150L244 149V147L243 146H238ZM2 148H3V150H2ZM48 148L51 150V152L50 151H48ZM79 148H82L83 150H81V149H79ZM154 148H153V150H154ZM164 150H163V149ZM168 148V149H167ZM190 148H187V150H188V152H186L185 151V149H186V147H185V149H184V151L183 152H186V155H187V153H188V156L190 157V155H191V153H193L194 151H193V149H190ZM233 148V147H232ZM240 148V149H241ZM246 148V147H245ZM6 149H7V152H6ZM37 149V150H36ZM39 149L42 151V152H44V155L42 154V152L41 151H39ZM56 149V150H55ZM72 149V150H71ZM125 149H127V147L125 148ZM178 149V150H177ZM205 151H204V150ZM227 149H229V148H227ZM236 149V148H235ZM239 149V151H238V149L237 150H235L236 152H238L239 154L241 153V152H243V154L241 153V158H242V160L244 161L246 158H244L243 159V156H245V154H246V152H245V150H240ZM258 149V148H257ZM2 150V151H1ZM20 150V151H19ZM54 151V153H55V156H56V158H55V156H54V154H52V152ZM77 150V152H79ZM87 150V149H86ZM103 150V151H102ZM128 150V149H127ZM128 150V151H129ZM144 150H145V148H144ZM143 150V151H144ZM157 151V149L156 150H154L155 151V153L154 154H152V153H150V154H146L145 153V151L143 152H141L142 154L143 153H145L146 155H145V157L147 158L146 160L144 159V157H142V156H144V155H142V156H140V161H143V160H145L147 163H148V156L149 155H153L152 157V159H151V161L153 160L154 161V158H155V154H156V151L159 153V154H157V156H159V155H161L162 153L160 152V151ZM190 150H192V152L190 153ZM216 150H221V152H219L220 154L221 153H224V152H226L227 153V150H225L224 149V151H223V147L221 148V149H216ZM215 150V151H216ZM249 150V149H248ZM252 150V149H251ZM251 150H249L248 151V155L250 156L249 158H251L252 157V155H254V153L257 151L256 150V148L255 149H253V151H251ZM259 151H257V152H259V153H261L260 152V149H258ZM11 152V154H12V152L13 153H15V155L14 154H12L11 156L9 155V154H7L6 155V153H8V152ZM24 151V150H23ZM90 151V152H89ZM94 152L93 153V155L94 156H92L91 154H92V152ZM115 151H117V153L115 152ZM128 151H127V153H128ZM204 151V152H203ZM218 151H217V153H218ZM230 151H233V150H229L228 151V154H230ZM235 151H233V152H231V153H233L234 155H233V160H231L232 159V154L230 155L231 157H230V160L231 161H229V159H227V161H226V159H224V157L222 158L221 157V155H220V157H217V155L219 156V154H217L216 155V153L215 152H213V153H215L214 154V156H212V157H214V159H218L219 158V160L222 158V159H224V164H223V162L220 160V163H219V160H217V162L219 163H217V162H214L212 159V157L210 156V155H208V153H207V155L208 156H210L212 159H210V160H212L214 163H216L217 164V166L215 167L213 164H212V161H208L207 159L205 160V161H208L210 164H212L213 166H214V169L215 170H217L218 169V172H216L215 173V171H214V169H213V166L211 167V165L208 163L207 164V162H206V164L205 165H202V167H201V165H200V167H201V169H198V171H196L197 169H196V167L195 168H193L192 166H191V164H190V162L189 161H191V160H187V159H185L186 157H185V153H184V155L182 154V152L180 153L181 155H182V157L184 156V158L183 159H185L186 161H187V163L189 162V164H185L186 163V161H185V163H183L182 161V164H184L183 165V167H181V165H179V163L177 164V163H174V165H173V163H171V162H169L168 163V165L170 166L171 165V167L173 168V170L171 169V167H170V169L172 170V171H170V169L168 168H165L164 170L166 171V170H168V171H170V172H168V171H166V173L168 172V173H170L171 175L172 174H175L176 175V172L175 171H178L177 173H179L180 172V170L182 171L181 173H179L178 175H180V174H182V173H184V174H182L181 175V177H179L178 179H177V175H176V179H177V184H179V185H177L176 183V186H175V184L174 185H172L173 183H169L168 182V179H170V177L168 178V175H165V177H167L166 179L167 180H165L166 182L165 183H167L168 182V185H171V186H174L175 187V189H176V191L178 192H176L175 193V189H174V191H173V189L171 188V186H166L165 187V183L163 182V180H164V178L162 179V183L164 184V187L162 186V188H165V189H162V188H160L159 186L160 185H158L157 187H159L160 189H162V190H160L161 192H160V194H162L163 196L162 197H160L159 196V198H163V199H161L163 202H164V199L166 198V202H167V204H165V202H164V204L166 205H164L163 203H162V201H161V204L159 205V207H158V204H159V201L158 202H155V200H156V198L154 199V197L153 196H151L150 197V195H148L147 193V195H148V199L150 198L151 199V201H150V199L148 200V204L149 205H146V203L147 202H145V201H147V200H145L144 201V198L145 197H140V194H136L137 192H139V191H137V190H140L139 188L140 187H142L143 188V185L144 184H147L146 186V191H148V193L150 192V191H154V189H152V187L150 188V180H148L147 178L148 177H146L145 175H144V172L142 173L141 171H144V170H142L143 168H142V166L144 165H140V163H139V160L137 161V163H139V165L141 166V168L139 167V166H137V168H135V170L136 171H138V173L139 172H141L142 174H136L134 177H133V175H130L131 177H133V179L135 180V177H136V180L135 181H137V184H140V179H139V176L140 177H142V179L143 178H145V179H141L142 181H141V185L142 186H140L139 187V185H138V187L136 186V184L134 185V183L132 182L133 180H130V184L128 183V184H126V180L129 178L128 177V175H126L125 176V174H127V170L128 169H130V166H131V164H128L129 165V168H127L126 167V169L124 170V168H125V165H123L122 167H124V168H122L121 166H119L118 164L121 162V165L122 164H124V162H126V161H124V159H122L123 161H118L117 163H116V165L117 166H119L118 168H121L122 169V172H123V170H124V172H123V174H124V176H125V178L122 176V172L120 171L121 169H119V170H117L116 169V171H113V173H115V174H120L122 177H120V175H116V177L114 178L113 177V175H111V177H113L112 179H111V177H109V175L111 174V171H105V169H104V172H106V174H107V172H110L108 175H107V177H105L104 175H101V177H105V178H107L108 179V181L106 182V180H104L103 181V179L101 180V178H100V173H102L100 170V172H99V174H97L96 175V177H95V179H99V181L97 182L95 179V183H96V185H98V186H95V184L94 185H92L93 183L92 182H90V181H92V180H90V179H92V178H94V176L92 175V177L91 178H87V179H89V181H88V185L89 184H91L92 185V188H96L97 187V192H98V188H99V184H100V182H102L101 183V185L103 184H105L106 186L108 185V186H111V185H113V181H115L116 180V186H117V183L119 184V186H118V188H116L115 187V191H116V189H119V188H121V183L123 184V186H127V189H126V187H124L123 188V186H122V188L118 191V192H115L114 190H112V188H114V187H109L108 188V186L106 187V186H104V187H101V188H99V193H91V190H92V188H90V187H88V185H84L83 184V182L85 183L86 181H87V179H86V176H84L85 174L86 175H89V176H91L90 174V170H91V168H90V170H89V168L88 167H90V164H88V163H90V161H89V159L87 160L88 161V163L84 160V162H83V164H86L85 166L83 165V167L84 168H88V169H85L84 170V168H81V166H78L79 164V159H81L80 157H79V153H76V151H72V152H68L70 155L68 156L69 158H71L72 160V162H69L70 163V166H69V163L68 162H66V163H68V165L66 164V163H63V166L65 167V165H66V168L68 167V171L74 166V167H76V166H78V168L80 167L81 168V170H84V171H78L77 172V167H76V171H75V168H73V170L75 171V173L74 172H72L71 171V174L68 172V173H66L65 174V172H66V168H64V167H62V168H64V169H60L61 170V172L60 173H63L64 175H62V174H59V176L61 177V180L59 179V176H58V178H57V176L55 177H52V180H53V178H54V182H52V180L50 179V182L49 183H54L52 186H50V185H48L49 183L47 182V185L48 186H46V184H45V182H44V184H43V186H46V188L48 187V189H49V191H50V189L52 188H54L55 186H56V181H60L61 183H63L64 182V180L66 179V182H68L67 181V179H69V178H71V175H74L75 176V174H78V173H80L79 175H80V177H81V174H84L83 175V179H81V178H78L77 176H75V178L76 179H79V183L82 181V185L83 186H85L86 188H84L83 186H81L82 188H84L85 189V191H84V189H83V191H84V194H82L83 193V191L82 190H80L81 191V193H80V191H79V188H78V192L80 193L79 195L81 196V194H82V198H81V200L79 201V200H77V197H78V194H77V191H75L74 189H76L77 188V185H75V187L73 186H71L72 188H70V190L71 191H73L74 193V195L72 194V195H70L71 196V198L69 197H67L66 198V196H69V194H67V193H65V194H61V196H63V197H65L66 199L65 200H62V197H60V198H56L57 199V201H58V203H57V201H56V203L57 204H61V205H63V201H64V203H66L65 201L67 200V201H69L70 200V202H71V204L69 203L68 204V206L67 205H65V206H61L60 207V205H58L57 207H58V209H56V210H59V211H57V212H60V210L61 209H64L65 208V210L69 207V209H71L72 211H74V212H79L80 210H84V209H82V205L84 206V205H88V213L90 212V214L92 215V216H89L88 217V215L89 214H87L86 215V213H85V211H87V210H85L83 213H85V215H83V214H81V215H83V217L85 218V216H87L86 218H87V220H86V218H85V220L83 221V219L81 220V222L83 221V223H85L86 222V224H87V226H86V224L84 225V226H86L87 227V230H86V232L84 231L85 229H86V227H81V225H83V224H78V222L76 223V221H75V223L77 224V227L79 226V228L81 227L82 229L80 230L79 228H76L75 226H73V225H71V226H69L68 227V229L66 228V226L68 225V224H70V223H73L72 221L74 220L73 218H72V216L71 217H69V218H72V219H69L70 221V223H68L67 224V219L64 221V223H62L63 221H61V220H64L65 218H63L64 217V215L65 216H67V213L66 212H68V209H67V211H65V210H61L62 212H63V215L61 214V212H60V216L62 215V218H61V220H59L60 218H59V214H58V216H57V214L53 211V213H55V215L57 216L56 218H59L58 220H59V222H56V223H60V224H62L61 226H63V227H61V231H63V232H61L60 231V233H63L64 235H70V237H68L69 239H64L63 237L61 238V239H59V237H60V235H58V239L59 240H61L62 242H64V240L65 241H67V240H70L69 242H70V244H71V242H72V238L74 237V236H76V234L77 233H72V232H74L76 229H79L80 231H84V234L82 235V237H84V238H86L87 240H86V242H85V240L84 239H82L81 238V236L80 237H78V235H77V240L76 239H74L75 241V247H77V249H75L77 252H78V254L80 253V254H83V256L84 257H82L83 258V261L85 260L86 261V257H87V255L88 256H90V257H87V262L89 261V263L88 264H135V263H137V264H144L145 262V264H244L246 261H249V263L251 264V262H252V264H257L258 262V264H264V257H261V256H264V249H262V248H264V240H262V238H264V233H262L261 234V232H262V228H260V226L262 225V226H264V219H262V218H264V216H262L261 217V215H260V211H256V212H259V213H255L253 210H254V208H252V205H253V203H252V201L254 202L255 201V204L253 205V207H255V208H259V206L262 204V203H264V201H259L258 199H257V196H258V198L259 199H262V198H264V196H261L262 194H264V193H262L261 194V191H260V188L262 187L261 185H260V182H261V180L262 181H264V169H262L261 170V168H264V167H260V168H258L257 170L259 171V169H260V173H262L261 174V176H259V177H257V179H256V177L254 176L253 178H251L252 176H250L249 175V173H251L250 171L252 170V169H254L255 167H256V165H254V164H252L250 161H248V160H246L247 161V163L248 162H250L251 164H252V167H253V165L255 166V167H251V169L249 168V165H251L250 163H248V164H246V161H244V162H239V163H242V166L244 167V165L246 164V168H247V165H248V168L250 169V171H249V173H247V172H245V167H244V170L241 168L240 169V171H239V166H237V162L238 161H241V158H240V156H239V154L237 153H234ZM241 151V152H240ZM247 151V150H246ZM255 151V152H254ZM19 152H20V154H19ZM45 152H47L48 154H47V156H49L50 158H53L52 156H50L49 154H51V155H53L54 156V160L53 159H51V160H46V161H44V160H42L41 161V159L40 158H42L41 157V155H43L44 157L43 158H46L47 159V157H46V154H45ZM63 152H62V154H63ZM82 152H81V155L80 156H82ZM89 152V153H88ZM107 152V151H106ZM120 153L122 156H124L125 154L124 153H126V150L123 152V153ZM130 152V151H129ZM203 152V153H202ZM212 152V151H211ZM249 152H253L251 155H250V153ZM257 152H256V154H255V156L256 157H258V154H257ZM5 153V154H4ZM29 153V154H28ZM36 153H38V158L40 159L39 161H38V159L36 158L37 157V155H36ZM40 153V154H39ZM56 153H57V155H56ZM66 153H64L63 155L66 157H64L65 159H67L68 157H67V154ZM77 155H76V154ZM84 153H83V155H84ZM86 153H88V154H86ZM91 153V154H90ZM108 153H104V154H108ZM130 153V154H131ZM34 154V155H33ZM79 154V155H78ZM97 154V155H96ZM120 154H119V156H120ZM129 154V155H130ZM179 154V155H180ZM236 154V155H235ZM9 155V156H8ZM20 155H22V156H24V157H26L24 160H20V158L18 159L17 158V156L19 157ZM36 155V156H35ZM40 155V156H39ZM87 155V156H86ZM88 155H90V156H92L91 158H90V156H88ZM173 154H170V155H167L166 154V156H165V158H167V156H172ZM194 155V154H193ZM204 155H206V154H204ZM213 155V154H212ZM226 155V154H225ZM224 155V156H225ZM261 155V154H260ZM260 155H259V157H260ZM11 157V158H9V160H7L8 159V157ZM21 156V158H23ZM34 156V157H33ZM72 156H74V160L77 162L78 161V163H74V165H72V163L74 162V160H73V157ZM76 156H78V158L79 159H77V157ZM98 156H100L99 158L100 159H98ZM134 156H135V158H134ZM138 156V155H137ZM161 156H163V154L161 155ZM161 156H159V157H156L155 158V161L157 160H159V158H160V161H161V163L162 164H164V162L161 160L162 159V157ZM187 156V157H188ZM199 156H197L196 155V157H198L199 159H203V157H199ZM217 158H216V157ZM228 158H229V156L228 155H226ZM225 156V157H226ZM262 156H264V155H262ZM4 157V158H3ZM7 157V158H6ZM15 157H16V159H15ZM103 157H104V155H103ZM102 157V158H103ZM121 157V156H120ZM131 157V156H130ZM141 157H142V159H141ZM151 157V156H150ZM164 157V156H163ZM173 157V158H172ZM171 158L174 160L175 158V155L174 156H172ZM182 157H180V158H182ZM188 157V158H189ZM195 156H194V159L192 160L193 161V163H196L197 162V164H198V159L196 158ZM246 157V156H245ZM0 158V159H1ZM13 158V159H12ZM30 158V159H29ZM50 158H48V159H50ZM97 158V159H96ZM105 158H103V160L102 161H105ZM126 158V157H125ZM158 158V159H157ZM170 157H168V159H169ZM177 158H179V157H177ZM176 158V159H177ZM191 158H193V156L191 157ZM190 158V159H191ZM205 158V157H204ZM207 158V157H206ZM237 158V162L235 163V159ZM239 158H240V160H239ZM253 158V157H252ZM3 159H6L7 161H11L10 163L12 164V166H13V168H12V166L10 167V163L9 162H7L6 160L5 161H3ZM20 160V164L22 163V165H19V162L17 161L16 163H17V165H19V166H17V165H15L14 163V161H16V160ZM26 159H28V161H26ZM37 159V160H36ZM58 159H60V158H58ZM65 159H63V160H65ZM136 159V160H137ZM150 159V158H149ZM164 159V158H163ZM195 159H197L198 161H196ZM258 159V158H257ZM264 160V159H262V157L261 158H259V160ZM12 160H14L13 162H12ZM29 160H30V162H29ZM34 160H35V162H36V164H38V163H40L41 164V166L42 165H47V162H48V165H49V167H50V170L49 169H47L48 170V172H47V170L45 169V174H46V176H45V174H44V172L42 171V169L44 170V168L45 167H41L40 169L38 168H36V167H34V166H36L35 165V163H33L34 162ZM61 161H63L62 159H60ZM70 159H67V160H65V161H69ZM126 160V159H125ZM130 160V159H129ZM251 160V159H250ZM255 160V159H254ZM21 161H26L28 164H32V166H30L29 168H28V166H26V162L24 163V162H21ZM38 161V162H37ZM61 161H59V163H61ZM64 161V162H65ZM95 161V162H96ZM114 161V162H115ZM134 161V160H133ZM145 161H143V162H145ZM153 161L151 162L152 164L151 165H147L146 166V164H145V166L147 167V168H151L152 167V165H154L155 164V166H156V164H159V162L158 163H153ZM164 161L166 162V159H164ZM168 161H171V160H167V162ZM180 161V160H179ZM195 161V162H194ZM203 161V160H202ZM257 161V160H256ZM55 162V163H54ZM82 162L80 161V163L82 164ZM86 162V163H85ZM128 162V161H127ZM126 162V163H127ZM143 162H141V164L143 163ZM176 162V161H175ZM229 162V163H228ZM232 163V165H234L235 166V164H236V167L238 168V169H236L237 170V172H235V169L233 168V166L231 165V163ZM252 162H254V161H252ZM259 162V161H258ZM7 163L9 164L8 166H7ZM43 163V164H42ZM243 163H244V165H243ZM14 164V165H13ZM27 164V165H28ZM40 164H38L39 165V167H40ZM54 164V165H53ZM65 164V165H64ZM113 164V163H112ZM133 164L135 165V163L133 162ZM176 164L178 165V166H180L181 167V169L179 170V169H177V170H175L174 171V167L176 166ZM196 164V166H198ZM204 164V163H203ZM225 164H228V165H230L229 166V169L231 168V166H232V169L234 170H226L227 169V167H228V165H226L225 166ZM257 164H259V163H257ZM37 165V166H38ZM47 165V166H48ZM72 165V166H71ZM89 165V166H88ZM97 165H98V168H97ZM128 165H126V166H128ZM166 165V167H169V166H167V163L165 164ZM165 165L163 166L162 165V167H161V165H160V167H161V169L163 168V167H165ZM186 165H188L189 166V169H191L192 170V168H193V171H191V172H189L190 174L191 173H193L192 175H193V177L192 176H190V177H192V178H187V176L189 177V173H188V171L187 172H185L186 171V169H187V167L188 166H186ZM193 165H195V164H193ZM207 165H209L208 167L209 168H212L213 170V172L212 171H210L211 169H207L205 166H207ZM223 165V166H222ZM239 165H241V164H239ZM14 166L15 167H19V170L17 169V170H13L14 169ZM22 166V167H23ZM55 166V167H54ZM116 166V167H117ZM145 166H143V167H145ZM178 166H176V167H178ZM185 166V167H184ZM224 166H225V168H224ZM1 167H2V169H1ZM26 167V168H25ZM48 167V168H49ZM71 167V168H70ZM100 167V168H99ZM113 167H114V165H113ZM136 167V166H135ZM138 167L140 168V169H138ZM156 167H158V166H156ZM156 167H155V169H156ZM180 167H178V168H180ZM199 167V168H200ZM203 167H205V168H203ZM259 167V166H258ZM5 170H4V169ZM12 168V169H11ZM31 168H35V170L33 171L32 170V172H31ZM80 168H79V170H80ZM96 168V169H95ZM115 168V167H114ZM152 168H154V166L152 167ZM159 168V167H158ZM182 168H185V169H182ZM222 168V169H221ZM257 168V167H256ZM22 169V170H23ZM30 169V170H29ZM36 169H37V171H36ZM95 169V170H94ZM131 169H133V167L131 168ZM145 169V168H144ZM160 169V168H159ZM159 170V172L161 171V172H163L162 170ZM194 169H196L195 171H194ZM223 169H225L226 171H224ZM3 170V171H2ZM42 172H41V171ZM64 170H65V172H64ZM88 170V171H87ZM153 170V169H152ZM152 170H149L150 172H152ZM157 170L158 169H156V172H157ZM23 171V173H24V178H23V176L21 177V176H19L18 178H17V180L19 179V180H21L22 178H23V182H24V185H25V187L27 188V189H25V187H24V185L22 184V183H20V181L17 183V185H16V182H15V176L12 174H10L9 173V171H8V174L9 175H7V174H5V176L7 175V177L6 178H10L11 179V176H14V177H12L13 179H9V181H11V186L12 185H16V187H18V185H19V187H20V185H21V187L22 188H24L25 190V192L28 190V188H29V190H30V188H31V185H38L37 183H39L40 181H42V180H40L38 177V175H36V176H38L37 178H32L33 176H34V174L32 175V174H30V177L32 178H30L29 176H28V174L27 173H25ZM36 171V172H35ZM118 171V172H117ZM119 171H120V173H119ZM126 171V172H125ZM130 171V170H129ZM145 173H147V171H148V169L146 170L145 169ZM148 171V172H149ZM153 171H155V170H153ZM174 171V172H173ZM229 171L232 173H234V175L235 174H238V172H239V175H238V178H237V175L236 176H233V174L231 175L233 178H231L230 176H229ZM252 171H255V169L254 170H252ZM77 172V173H76ZM90 173V174H88V173ZM98 172V171H97ZM131 172H132V170H131ZM135 172V171H134ZM161 172L160 173H158V174H160V175H163V174H161ZM208 172V173H207ZM219 172H221V173H219ZM225 172H228V173H225ZM20 173H22V172H20ZM19 173V174H20ZM56 173V172H55ZM58 173H59V171H58ZM73 173V174H72ZM112 173V174H113ZM136 173V172H135ZM135 173H132V174H135ZM155 173V172H154ZM164 173V172H163ZM165 173V174H166ZM167 173V174H168ZM195 173H197V174H195ZM200 173V174H199ZM215 173V174H214ZM244 173V174H243ZM256 174V171L255 172H253V174ZM257 173H259V172H257ZM259 173V174H260ZM103 174V173H102ZM151 174H153V173H150V175ZM157 174V175H158ZM210 174H212V176L209 175ZM219 174V175H218ZM225 174H226V176H225ZM45 176V178H44V176ZM54 175V174H53ZM65 175H66V177L67 178H65ZM142 175H144L145 177H143ZM154 175V174H153ZM159 175V178L160 177H163V176H160ZM174 175V176H175ZM195 175V176H194ZM219 176V177H221V175H223L224 177V179H222V177L221 178H219V177H216V176ZM228 175V176H227ZM242 175V176H241ZM35 176V177H36ZM49 176V175H48ZM64 178H63V177ZM98 176V177H97ZM148 176H149V173H148ZM156 176V174L154 175V177ZM173 176V175H172ZM184 176H186V178L188 179V181H186V180H181V181H179V179H186V178H182V177H184ZM208 177L207 179L208 180H214L212 183L210 182V181H206L208 184L209 183H211V184H209V185H211L212 186V188L214 187V189H212L211 188V186H209V190H207V191H210V192H212L213 190L215 191V192H213V194L211 193V195H212V197H210V198H213V199H211L210 200V198L208 197V193H207V191H204V194H205V192L207 193L206 195H204L205 197H206V199L207 198H209V200L210 201H213L212 203H209V200H208V203L206 202H204V201H206L205 199H204V201H203V199H200L201 198V196L202 195H200V194H198L199 195V197H198V195H196V193H197V189H198V187H199V185L201 184L200 182H201V180L202 179H204L205 177ZM246 176V177H245ZM248 176H250V177H248ZM69 177V178H68ZM103 177V178H104ZM128 177V178H127ZM212 177H214V178H212ZM232 179V181H231V184H228L230 181V178ZM244 177V178H243ZM3 178H4V176H3ZM74 178V177H73ZM73 178H71V179H73ZM75 178H74V180H72L71 181V179H69V182L71 181V184L74 182V183H77V182H75L76 180H75ZM121 180H120V179ZM123 178H124V180H123ZM157 178V177H156ZM159 178H157L156 180H157V182H158V179ZM228 180H227V179ZM234 178L237 180V181H235V183L233 182L234 181ZM240 178V179H239ZM248 178V179H247ZM249 178H250V180H249ZM256 180H255V179ZM260 180H259V179ZM34 179V180H33ZM36 179H38L39 180V182H36V181H38V180H36ZM55 179H58V180H56L55 181ZM86 179V180H85ZM130 179H132V178H130ZM138 179V180H137ZM146 179H147V182H149L150 184H148V183H146ZM150 179H151V176H150ZM161 179V178H160ZM159 179V180H160ZM174 179V178H173ZM206 179V178H205ZM222 181H225V179H226V182H228V183H226V185H225V187L226 186H230V187H226L228 190H232V193H228V192H230V191H226L227 189H225V187H223L222 185L223 184H225V182H222ZM245 179V180H244ZM3 180V181H2ZM36 180V181H35ZM81 180V181H80ZM84 180V181H83ZM120 180V181H119ZM123 180V181H122ZM197 180V181H196ZM200 180V181H199ZM221 181V182H218V184H215V181H216V183H217V181ZM240 180V181H239ZM253 180V181H252ZM13 181V182H12ZM21 181V182H22ZM139 181V182H138ZM151 181H153V178H152V180ZM173 181V180H172ZM175 182H176V180H174ZM188 183V185H187V183ZM239 181V182H238ZM251 181H252V183H251ZM8 181H5L4 183V187L6 188V186L8 185V183H7ZM32 182V183H31ZM59 182V183H60ZM127 182H129L128 180H127ZM178 182H180V183H178ZM182 182V183H181ZM185 182V183H184ZM189 182L191 183L190 184V188H192L193 190L191 191V192H189L188 194H187V191L189 190L190 191V189H189ZM200 184H199V183ZM247 182H250L249 184L247 183ZM254 182L256 183V182H259V185L261 186V187H259V191H257V189H256V187H255V184H254ZM59 183H57V186L59 187H57L56 186V188H58L57 190H54V189H56V188H54L52 191H57L58 193H56L55 194V197H56V195H57V197L58 196H60V195H58L59 194V192L61 191V193L63 192L64 193V188H66V187H64L65 185L67 186V188H68V183H64V186L62 185L61 187V190H59L60 189V184ZM74 183L72 184V185H74ZM78 183V185H81V184H79ZM107 183V184H106ZM112 183V184H111ZM115 183V182H114ZM153 184H154V182H152ZM183 183H184V187L182 186L183 185ZM194 183H195V185L197 186V187H195V185H194ZM223 183V184H222ZM235 185H234V184ZM236 183H238V184H236ZM241 183H243V184H245V185H243V184H241ZM9 184H10V182H9ZM40 184V183H39ZM110 184V185H109ZM125 184V185H124ZM152 184V185H153ZM158 184H160V181H159V183ZM162 184V185H163ZM203 184V183H202ZM201 184V186H203ZM204 184H205V182H204ZM213 184L215 185V186H213ZM220 184H221V186H220ZM257 184V186H259L258 185V183H256ZM6 185V186H5ZM23 185V186H22ZM34 185L32 186V189H35L36 190V188H37V186H36V188H34ZM90 185V186H91ZM102 185V186H103ZM149 185V186H148ZM151 185V186H152ZM186 185H187V187H188V190L186 191ZM217 185H219L220 186V188L221 187H223V188H221L222 190H223V193H221V191L222 190H220L219 189V186H217ZM243 185V186H242ZM246 185H247V188H248V190L250 189L251 190V192H250V190H249V193L250 194H248L247 196H246V194L248 193V190H246V194H245V187H246ZM51 188H50V187ZM155 186V185H154ZM192 186H194V187H192ZM204 186H207V184H205ZM207 186V187H208ZM241 186V187H240ZM249 186H250V188H249ZM253 186V187H252ZM2 187V185L0 186V188ZM9 187H10V185H9ZM14 186H12L11 187V189H8L9 190V194L11 193V191H13L15 188H13ZM18 187V188H19ZM79 187V186H78ZM80 187V188H81ZM144 187H145V185H144ZM156 187V189H158ZM179 187V188H178ZM182 187H183V190H180V189H182ZM207 187H204L203 188V190H205V189H207ZM216 187V188H215ZM218 187V188H217ZM237 187V188H236ZM244 187V188H243ZM81 188V189H82ZM87 188H89V189H87ZM102 188H106V190H108L110 193H111V191L110 190H112L113 191V193L112 194H110V196L109 197H107V198H105L106 196H107V194H109V192L108 191H104ZM149 188H150V190H149ZM171 188V189H170ZM194 188H197L196 190L194 189ZM240 188V189H239ZM262 188H264V187H262ZM262 188H261V190H262ZM2 189V188H1ZM0 189V190H1ZM4 189V188H3ZM2 189V190H3ZM38 189L39 188H37V192H39L38 191ZM41 189H44V188H42V184H41ZM40 189V190H41ZM102 189V191H100ZM124 189V190H123ZM137 189V190H136ZM168 189H169V191L170 192H172L173 191V193L170 195L169 193V195L171 196V197H169V195L166 193L167 191H168ZM212 189V190H211ZM216 189V190H215ZM253 189V190H252ZM2 190L0 191V194H1V196L3 195V196H5V195H7L5 192L3 193L2 192ZM4 190H7V188L6 189H4ZM7 190V191H8ZM18 189L16 188V190L15 191H13V192H18L17 191ZM28 190V191H29ZM45 190V189H44ZM43 190V191H44ZM59 190V191H58ZM121 190H123L124 192H122ZM136 190V191H135ZM141 190H143V189H141ZM166 190V191H165ZM201 190V189H200ZM203 190H201V192L203 193ZM217 190H219V193L217 192ZM233 190H235L236 191V193H238V194H236L235 192H234V194H235V197H240L239 199H238V197H237V199L235 198V197H233L236 201L238 200L240 203L241 202H243V204H244V202L245 203H247L248 201V199L249 200H251L250 202H248L247 204H246V206H245V204H244V206L241 204V208L239 207V202H236L232 197V199H230V197L229 196H233L234 194H233ZM31 191V190H30ZM32 191H34V190H32ZM42 191V192H43ZM71 191H69V193L71 192ZM92 191H94V190H92ZM96 191V190H95ZM145 191V192H146ZM156 191V190H155ZM158 192H159V189L157 190ZM157 191H156V193H157ZM168 191V192H169ZM179 191H180V196H181V198H182V200H181V198H177L178 196H179ZM186 191V192H185ZM194 191V192H193ZM195 191H196V193H195ZM252 191H253V193H252ZM3 194H2V193ZM41 192V193H42ZM45 192H46V190H45ZM66 192V191H65ZM88 192V193H87ZM101 192V193H100ZM103 192H105V193H107V194H105V193H103ZM132 192V193H131ZM134 192H136V193H134ZM182 192V193H181ZM184 192V193H183ZM225 192V193H224ZM242 192H243V194H245V195H243V198L245 197V201H243V198H242ZM35 193V192H34ZM41 193L39 192L38 194L39 195H37V197L38 196H41V197H44V194L42 193V195H41ZM48 193V191L46 192V194ZM72 193V192H71ZM85 193H87V195L85 194ZM89 193H91L92 195L94 194V196H93V198L90 196V197H88V194ZM116 193V194H115ZM124 193V194H123ZM133 193H134V195H133ZM155 192L153 193L154 195L156 194ZM252 193V194H251ZM257 193H260V194H258L257 195ZM13 194V193H12ZM15 194V193H14ZM18 194H20V192L19 193H17V195H15V196H18ZM27 194V193H26ZM25 194V195H26ZM31 193L29 192V195H28V198H30L31 199V197H33L32 195H30ZM37 193H35L34 194V196L36 195ZM54 194V193H53ZM95 194H97V196H98V194L99 195H102V197L100 196V200L98 199V198H96L97 196L95 195ZM103 194H105V195H103ZM128 194H130V195H128ZM143 194H144V192H143ZM150 194V193H149ZM165 194H167L168 195V197H169V199L167 200V196L165 195ZM193 194H195V197L196 198H192V199H194V200H191L190 199V196H192ZM215 194V195H214ZM218 194V195H217ZM220 194H223L221 197H220ZM230 194V195H229ZM233 194V195H232ZM257 195L255 198H254V196L253 195ZM24 195V196H25ZM65 195V196H64ZM90 195V194H89ZM113 195V196H112ZM118 195V196H117ZM132 195V196H131ZM139 197H138V196ZM152 195V194H151ZM189 195V196H188ZM210 195V194H209ZM210 195V196H211ZM213 195L215 196V197H213ZM226 195H228V197H229V199L230 200H233V201H235V203H237V204H235L234 202H232V204L230 203V205H229V203H227V201L225 202V198H227L226 197ZM240 195V196H239ZM252 195V196H251ZM0 196V197H1ZM14 196V195H13ZM14 196V197H15ZM31 196V197H30ZM77 196V197H76ZM85 196V197H84ZM87 196V197H86ZM104 196V197H103ZM114 196H117L115 199H113L114 198ZM131 196V197H130ZM179 196V197H180ZM203 196V198H205ZM262 198H261V197ZM8 197H9V200H11V198H10V196L9 195H7V199H8ZM11 197H12V195H11ZM18 197H20V196H18ZM54 197V198H55ZM95 197V198H94ZM113 197V198H112ZM147 197V196H146ZM156 197V196H155ZM187 197H189V201H192V204L195 202L196 203V205H198V203H199V210L197 209H195L194 210V207H193V205H190L191 204V202L189 203V201L187 202V204L185 203V201L188 199ZM220 197V198H219ZM250 197V198H249ZM253 197V198H252ZM39 198V197H38ZM53 198V199H54ZM74 198V199H73ZM75 198H76V200H75ZM87 198H89V199H87ZM91 198V199H90ZM102 198V199H101ZM104 198V199H103ZM110 198V199H109ZM134 198L137 200H134ZM177 198V199H176ZM187 198V199H186ZM248 198V199H247ZM18 198L16 197V201H18V202H20L21 204L23 203L22 201H21V198H20V200L18 199ZM33 199V198H32ZM31 199V201L28 199V201H26L27 199L26 198H24L23 200L24 201H26L25 203L27 204V202H28V206H29V208H30V205H31V203L30 202H32L33 200ZM41 199V202H42V198H40ZM40 199H35L34 198V201L32 202V204L34 203V202H37L36 200H38V201H40ZM61 200V202L59 203V201ZM64 199V198H63ZM69 199V200H68ZM72 199L74 200L73 202V204H72ZM94 199H96L95 201V203H94ZM112 199V200H111ZM131 201H130V200ZM142 199H143V201H142ZM178 199L180 200V201H182V203L180 202V201H178ZM198 199H200V200H202L203 202H201L200 200H198ZM229 199L227 198V200L229 201ZM247 199V200H246ZM254 199V200H253ZM256 199L258 200L257 202H256ZM88 200H89V202H88ZM93 202H92V201ZM109 200V201H108ZM124 200V201H123ZM157 200H159L158 198H157ZM174 202H173V201ZM196 200H198L197 202H196ZM16 201H15V203H14V200L12 201H8L9 202V204L6 202L5 203V205H4V203L2 204V205H4L5 206V208H3V207H1V208H3L5 211H7V212H10L11 214L9 215V213L7 214L6 213V216L7 215H9V217H11V215L13 214L12 213V211H14V213L16 212V210H12V206L13 207H16L15 206V204H16ZM52 201V200H51ZM101 201H102V203H103V205L101 204ZM105 201V202H104ZM130 201V202H129ZM135 203H134V202ZM194 201V202H193ZM220 201V202H219ZM49 202V201H48ZM55 202V201H54ZM100 202V203H99ZM108 202H109V204H108ZM112 202V203H111ZM125 202V203H124ZM128 202V203H127ZM170 202H171V204H170ZM183 202L185 203V204H183ZM201 202V203H200ZM219 204H217V203ZM0 203H1V200H0ZM14 203V204H13ZM50 203V202H49ZM56 203H54V205L56 204ZM107 203V204H106ZM145 203V204H144ZM153 203V204H152ZM203 203V204H202ZM239 203V204H238ZM258 203V204H257ZM261 203V204H260ZM7 204V205H6ZM11 204V205H10ZM17 204H19V203H17ZM21 204H19V205H21ZM30 204V205H29ZM35 204V203H34ZM40 204V203H39ZM42 204V203H41ZM51 204L53 205V202H51ZM67 204V203H66ZM119 204V205H118ZM131 204V206L130 207H128L129 205ZM140 204V205H139ZM179 204H181V205H179V206H183V207H179L180 209H181V211L180 210H177V208H178V205ZM183 204V205H182ZM207 204H208V207H207ZM210 204V205H209ZM225 204H228V206L226 205V207H225ZM234 204V205H233ZM1 204H0V206H2ZM19 205H17V210H20V208H19ZM37 205H38V203H37ZM48 206H45V205H42V207L43 206H45V208L43 207V209L45 210L46 208L48 209V207L50 206V204H47ZM52 205H51V207H52ZM99 205H101V206H99ZM105 205V206H104ZM123 206V208H122V206ZM145 205L148 207V209L147 210H149L150 211V213H149V211L147 212V210L145 209V208H147V207H145ZM156 205V206H155ZM162 205V206H161ZM175 205V206H174ZM206 205V206H205ZM220 205H223V211H220L219 209H221V207H218L217 208V206H220ZM25 206H27V205H25ZM36 206V205H35ZM34 206V207H35ZM67 206V207H66ZM70 206H72V207H70ZM76 206V207H75ZM80 206V207H79ZM119 206H121V207H119ZM185 206H186V208H188V209H186L185 208ZM200 206H201V209H200ZM238 206V207H237ZM11 207V208H10ZM21 207H23V204H22V206ZM33 206L31 205V208H32ZM54 207V206H53ZM51 208V210L53 209L54 210V208ZM55 207H56V205H55ZM56 207V208H57ZM99 207V210L98 209H96V208H98ZM101 207V208H100ZM116 207H117V209H116ZM150 207V208H149ZM162 207H164V210H163V208ZM174 207V208H173ZM216 208V210H215V208ZM227 207H229V208H227ZM232 207V208H231ZM234 207V208H233ZM251 209H253L252 211L254 212V214L256 215V217H257V214H259L260 216V219L259 218H254V216L255 215H252L253 213H252V211H250V214H251V217L249 218V220L248 221H246V219H248L247 217H249L248 215H250L249 214V212H246L247 210L249 211V209L250 208ZM6 208H9V209H6ZM24 208V207H23ZM27 208V207H26ZM36 208H38V209H36ZM83 208H85V206L83 207ZM137 209L136 211L135 210H133V209ZM141 208V209H140ZM178 208V209H179ZM184 210H183V209ZM195 208H198L197 206H195ZM226 208L228 209V216H227V218H224L223 217V219H222V214H223V216L225 215L226 216V212H227V210H226ZM236 208V209H235ZM238 208V209H237ZM262 208H264V207H262ZM262 208H261V210H262ZM2 209V212H5L4 210ZM14 209V208H13ZM39 209H41V208H39V207H35V210H38V211H40ZM41 210V211H44V210ZM46 209V211L48 212L49 210H47ZM75 209V210H74ZM101 209V210H100ZM104 209V210H103ZM121 209H124V210H121ZM172 209V210H171ZM211 209V210H210ZM214 209V210H213ZM229 209H230V211H229ZM233 209V210H232ZM235 209V210H234ZM250 209V210H251ZM10 210V211H9ZM21 210L22 211H18V214H19V216L17 215V217L15 218V217H13V219H14V221H15V224H17V225H19L18 223H16V222H18V220H19V217L21 218V220H26V217L28 216V214H35L34 212L32 213H30V210L27 212V214H25L24 213V211L26 210V209H22L21 208ZM31 210H33V208L31 209ZM92 210H94L95 212H92ZM96 210H97V213H96ZM110 210V211H109ZM113 210V211H112ZM126 210H128V211H126ZM132 210V211H131ZM217 210H219L220 211V214H219V211H217ZM241 210V211H240ZM38 211H36V219H37V221H38V218H41V217H38L39 216V213H38ZM40 211V213L42 214V212ZM100 211V212H99ZM101 211H102V213H101ZM121 211H123V212H121ZM135 211V214L133 213ZM166 211H168L167 213H166ZM177 211V212H176ZM180 211V212H179ZM183 211V213H184V216L183 215H181V212ZM186 211V212H185ZM203 211V212H202ZM211 211V212H210ZM217 211V213L215 214V215H217V214H219L220 216H221V219H222V221H221V219H220V217H219V215L217 216L218 217V220H219V222L221 221V224L220 223H218V222H216L217 220V217L216 216H214V213ZM236 211H238L237 213H236ZM26 212V211H25ZM46 212V213H47ZM52 212V211H51ZM64 212L66 213V214H64ZM111 212V213H110ZM140 212V213H139ZM178 212H179V214H178ZM188 212V213H187ZM197 212V213H196ZM205 212H207V213H205ZM223 212V213H222ZM245 212V213H244ZM17 213V212H16ZM15 213V214H16ZM44 213V212H43ZM52 213V214H53ZM69 213H71L72 214V212H70V210H69ZM82 213V212H81ZM93 213L94 214H96V215H93ZM116 213L118 214L117 216H116ZM119 213H121V214H119ZM169 213V214H168ZM195 213V214H194ZM198 213H200V214H198ZM202 213L204 214V215H206L205 216V218L203 217L204 215H202ZM234 213V214H233ZM1 214V213H0ZM4 214V213H3ZM24 214V215H23ZM41 214H40V216H41ZM48 214V216H49V213H47ZM70 214V215H71ZM74 214V213H73ZM101 214H104V216L103 215H101ZM145 214H147V215H145ZM161 214V215H160ZM165 214H166V216H165ZM237 214H238V216H237ZM246 216V219H245V216ZM262 214V213H261ZM43 215V214H42ZM80 215V214H79ZM101 216V218L103 217V219H102V221H100L101 220V218H100V216ZM112 215L114 216L115 215V217L114 218H112ZM121 217H120V216ZM152 215V216H151ZM179 215V216H178ZM199 215H202V219L200 218V216ZM214 217H213V216ZM230 215H232V216H234V217H232V216H230ZM5 217V215H2V217H0V234H2V233H5V232H3V230L2 229H4L3 227L4 226H6L7 224H5V222H6V219H8V216H7V218L6 219H1V218H4ZM24 216V217H23ZM31 216V215H30ZM30 216H28V217H30ZM75 216V215H74ZM73 216V217H74ZM111 216V217H110ZM123 216V217H122ZM126 216V217H125ZM136 216V217H135ZM145 216V217H144ZM190 216V217H189ZM44 218H45V221L47 222V217H45V216H43ZM75 217H77V218H81V216L80 217H78V215H76ZM82 217V218H83ZM95 217H96V219H97V217H99L97 220L95 219ZM132 217V218H131ZM137 217H139V218H137ZM142 219H141V218ZM153 219H152V218ZM172 217V218H171ZM180 217V218H179ZM237 217V218H236ZM18 218V219H17ZM34 218V216L32 217V218H29V221H28V223H31V221L33 222V219ZM49 218V217H48ZM54 218V216L52 215V216H50V219L52 220ZM77 218H76V220H77ZM90 218V219H89ZM122 218H124V219H122ZM128 218V219H127ZM149 218V219H148ZM162 218V219H161ZM177 218H179V219H177ZM188 218V219H187ZM199 218V219H198ZM211 218L213 219L212 220V222L210 223V222H208V221H211ZM242 218V219H241ZM43 219V218H42ZM41 219V220H42ZM112 219V220H111ZM118 219V220H117ZM121 219V220H120ZM131 221H130V220ZM135 221H134V220ZM138 219H141V220H138ZM147 219V220H146ZM185 219H186V221H188L187 223H186V221H185ZM197 219V220H196ZM226 219H228V221H226ZM255 219V220H254ZM257 219L258 220H260V221H257ZM9 220H10V218H9ZM17 220V221H16ZM21 220H20V222H21ZM79 220V222H80V219H78ZM92 220V221H91ZM96 222H95V221ZM108 220V221H107ZM116 220V221H115ZM149 220V221H148ZM183 220L185 221V222H183ZM202 220V221H201ZM206 220H208V221H206ZM239 220H241L242 221V223H243V225L241 224V221H239ZM245 220V221H244ZM11 221V220H10ZM36 221V220H35ZM44 221V223H46ZM52 221H54V220H52ZM94 221V222H93ZM113 221V222H112ZM224 221V222H223ZM253 221V222H252ZM262 221V222H261ZM13 222V221H12ZM27 222V221H26ZM50 222V221H49ZM49 222H48V224H49ZM93 224H92V223ZM104 222V223H103ZM110 223V224H108V223ZM114 222H116V223H114ZM120 222V223H119ZM134 222V223H133ZM139 222H141V223H139ZM192 222H195V224L194 223H192ZM213 222H216L218 225H216V227H215V224L213 223ZM245 222H247L248 223V225H250L251 227L254 225V228H256V229H252L251 231H250V229H249V227H247L248 229H249V232L248 233H246L247 232V230H245L246 228H244L243 229V226H244V224H245ZM256 222V223H255ZM9 223H11V222H9ZM42 223V221L40 222V223H36V224H38V225H40ZM55 223V222H54ZM101 223V224H100ZM127 223V224H126ZM131 223H133V224H131ZM139 223V224H138ZM146 223V224H145ZM186 223V224H185ZM232 223V224H231ZM236 223H240L241 225H242V231H240L241 230V228L239 227V228H235L236 227V225H239V224H236ZM253 225H252V224ZM13 224V223H12ZM12 224H11V226H12ZM15 224H13V228H15L16 230H18V231H20L21 230V228H22V226L23 227H25L26 229H28V226H24V225H22V226H17L16 225V227L14 226ZM35 224V223H34ZM35 224V225H36ZM64 224V225H63ZM74 224V223H73ZM75 224V225H76ZM89 224H90V226H89ZM92 224V225H91ZM112 224H113V226L114 227H112ZM188 224V225H187ZM193 224H194V226H193ZM202 224H205V225H207L206 227H205V230H208V232L209 231H215V232H205V231H203L202 232V230H203V228H201V225ZM210 224H211V226H210ZM212 224L214 225V226H212ZM260 224V225H259ZM25 225H27V223L25 224ZM51 225H52V223H51ZM50 224L49 225H47V227L48 228H50V226H51ZM94 225H95V227H94ZM107 225V226H106ZM136 225H139L138 226V229L136 228L137 226ZM142 225H144V226H142ZM190 225H192L191 226V228H189L190 227ZM195 225L197 226V225H200V226H197V227H195ZM204 225V226H205ZM226 225H228V226H226ZM246 225V224H245ZM10 226V230L11 229H13L12 227ZM32 226V225H31ZM43 226L45 227V225H43L42 224V228H43ZM54 226H56V224H54ZM53 226V227H54ZM102 226V227H101ZM104 226H105V229H104ZM126 226V227H125ZM129 226V227H128ZM133 226V227H132ZM142 226V227H141ZM147 226V227H146ZM220 226V227H219ZM256 226H258V227H256ZM9 227V225H7V228ZM30 227V226H29ZM36 227H37V225H36ZM41 227V226H40ZM59 227V226H58ZM58 227L55 229V232H57V234L59 233V229H58ZM65 227V228H64ZM71 227V228H70ZM75 227V230L73 229ZM90 227H93L92 229H90ZM193 227H195V228H193ZM214 227V228H213ZM238 227V226H237ZM23 229V230H26V229ZM48 228H44V230L45 231H47V230H50V229H48ZM52 228V227H51ZM63 228H64V230H63ZM83 228H84V230H83ZM113 228H114V230H113ZM126 228H127V230H126ZM145 228V229H144ZM186 228V229H185ZM207 228V229H206ZM219 230H217V229ZM257 228H259L258 230H257ZM15 229H13V230H11L10 232H11V234L12 233H14V232H12V231H15ZM32 229V230H31ZM31 232L33 231V234H31V236L32 237H34V236H38V235H40L41 234V230H40V228L39 227H37V230H40V233L38 234V235H36V233H35V229H33L32 227H31ZM58 229V230H57ZM89 229V230H88ZM110 230V231H107V230ZM178 229V230H177ZM183 229V230H182ZM188 229V230H187ZM195 229V231L193 232V230ZM202 229V230H201ZM211 229V230H210ZM230 229V230H229ZM231 229H233V230H231ZM238 230L239 229V232L238 233H240V237H243L245 234H246V236H247V234H249L250 232H252L253 231V233H255L254 235H253V233H251L250 234V237L249 238H247L246 236H245V239H243V240H245L246 241V243H244L245 241H243L242 243H243V247H245L246 245L245 244H247V245H249L250 243L252 244V241H250V239H254V241H256V242H259V245L257 246V245H255V246H257L256 248H254V250H251L250 248H251V246H252V248L254 247V244H256V242L254 243V241H253V245H249V250L250 251H253V253L252 252H250V251H246V250H248V249H245L244 248V250L243 251H241L242 249H240L241 247V245L242 244H240L239 245V248H238V242L236 241V239L234 238V237H232V236H236L237 235V232L235 231V230ZM2 230V231H1ZM22 230V234L24 235V234H27V233H29L30 234V232H27L26 233V231H23ZM29 230V229H28ZM29 230V231H30ZM52 230H54V229H52ZM66 230H68V231H66ZM71 230V231H70ZM74 230V231H73ZM91 230V231H90ZM94 230H95V233H94ZM134 230V232H132ZM229 230V231H228ZM246 231L245 233H244V231ZM4 231H5V229H4ZM43 231V230H42ZM45 231H43L42 232V234H44V232ZM51 231V230H50ZM138 231V232H137ZM178 231H180V232H178ZM258 231H259V234H257L258 233ZM17 232V231H16ZM24 232V233H23ZM77 232H79V231H77ZM88 232V233H87ZM111 232H113V233H111ZM220 232V233H219ZM228 232V233H227ZM230 232V233H229ZM242 232H243V234H242ZM9 234V229H7V231H6V233L5 234ZM21 233H14L15 235H13L12 237H16L15 239H14V242H15V244H13L14 242H12V244L13 245H11L10 247H12L11 248V250L13 249V246L14 245H16L17 246V248H15V246H14V249L11 251V253H12V255L13 256H15L16 254H17V252H18V254L20 255V259L22 260V259H24V258H26L25 257V255H21V254H28V250H26L25 251V253H23L24 252V250H25V248L23 249L22 247H24L23 246V241H21V239H23V237H21L22 235H21ZM67 233V234H66ZM68 233H70V234H68ZM74 234L73 236H72V234ZM80 233V232H79ZM90 233V234H89ZM93 233V234H92ZM114 233H115V235H114ZM141 233V234H140ZM195 233V234H194ZM205 233H206V237H204L205 236ZM208 233V234H207ZM212 233V235H210V237H209V234H211ZM215 233V234H214ZM47 234H48V236L47 237H50V232H47ZM50 234V235H49ZM52 234H53V232H52ZM56 234V235H57ZM81 234V233H80ZM113 234V235H112ZM181 234V235H180ZM223 234V235H222ZM229 234V235H228ZM10 235V234H9ZM8 235V236H9ZM56 235H53L54 237H52L53 239L55 238V236ZM64 235H62V236H64ZM89 235V236H88ZM94 236V238H93V236ZM132 235V236H131ZM178 235V236H177ZM200 235H202L200 238H202V239H199V237H198V239L199 240H197L196 239V236H200ZM217 235V236H216ZM231 235V236H230ZM257 235H258V238H260V239H257V240H259V241H257L255 238L257 237ZM260 235V236H259ZM30 236V235H29ZM30 236V237H31ZM41 236H43V235H41ZM71 236H72V238H71ZM130 236V237H129ZM209 237V239L212 237V239L209 241H207L206 240V238H208ZM215 238H214V237ZM238 236H239V234H238ZM237 236V237H238ZM262 236V237H261ZM64 237H66V236H64ZM66 237V238H67ZM252 237H254V238H252ZM37 238V237H36ZM38 238H40V237H38ZM52 238H48V239H52ZM71 238V239H70ZM204 238V239H203ZM214 238V239H213ZM235 239V240H233V239ZM244 238V237H243ZM57 239V238H56ZM82 239V240H81ZM230 239V240H229ZM239 239V238H238ZM237 239V240H238ZM242 239V238H241ZM80 240V242H78ZM89 240V241H88ZM60 241V242H61ZM76 241L78 242V244L76 243ZM83 241V242H82ZM242 241V240H241ZM250 241V242H249ZM261 241V242H260ZM18 244H17V243ZM22 242V243H21ZM69 242H65V243H67L66 245H69L68 243ZM82 242V243H81ZM234 242H236L235 244H234ZM87 243H89V244H91V246L89 245V244H87ZM229 243H231V244H229ZM238 243V244H237ZM76 244H77V246H76ZM81 244V245H80ZM228 244H229V246H228ZM258 244V243H257ZM261 244V245H260ZM19 245V246H18ZM83 245V246H82ZM85 245V246H84ZM230 245H231V247H230ZM236 247H235V246ZM70 246V245H69ZM81 246V247H80ZM89 246V249L88 248H86V247H88ZM10 247H9V249H8V252H9V255L11 254L10 253ZM20 247H21V249H20ZM71 247H73V246H71ZM5 246L3 247V251L2 252H4V253H6L5 251ZM74 248V247H73ZM78 248H79V250H78ZM238 248V249H237ZM19 249V250H18ZM86 249H88V250H86ZM256 249V250H255ZM2 250V249H1ZM1 250H0V253H1ZM5 250V251H4ZM83 252L84 251V253H82L81 251ZM16 251V252H15ZM85 251H87L88 253H86L85 254ZM239 251H241L240 253H238ZM8 252H7V254H5L4 255V253H2L0 256L2 257H0V260L1 261H3V257H5L6 255H7V257H5L4 259L5 260H7V262L9 261L7 258H8ZM229 252H231V253H229ZM237 252V253H236ZM249 252V253H248ZM14 253H16V254H14ZM21 253V254H20ZM252 255H251V254ZM26 254V255H27ZM247 254H250V255H247ZM256 254V255H255ZM239 255H240V258H242V259H240V263H239ZM241 255H245V256H242L241 257ZM76 256H78L79 257V255H77V253H76ZM76 256H74V259L73 260H75L76 261ZM249 256V257H248ZM18 257V256H17ZM76 257V258H75ZM245 257V258H244ZM259 257V258H258ZM10 258H14V257H10ZM28 258H30V257H28V255H27V259H25V260H22L21 262L22 263H25V264H29L30 262V260L28 259ZM79 258H81V257H79ZM14 259H16L17 260V258H14ZM19 259V260H20ZM140 259V260H139ZM252 259V260H251ZM259 259V260H258ZM260 259H262V260H260ZM80 260V259H79ZM82 260V259H81ZM81 260L79 261L81 264H82V262H81ZM143 260H145V262L143 261ZM25 261V262H24ZM27 261H28V263H27ZM65 261V262H64ZM136 261H138V262H136ZM141 261H143V262H141ZM153 261V262H152ZM251 261V262H250ZM255 261V262H254ZM257 261V262H256ZM261 261V262H260ZM4 262V261H3ZM14 262V261H13ZM18 262V261H17ZM0 263H2V262H0ZM60 264H66V263H68V260H65V259H62V261L61 262H59ZM75 264H77L76 262H74ZM73 263V264H74ZM79 263V264H80ZM84 263H86V262H83V264ZM248 262H246L245 264H247ZM12 264V263H11ZM16 264V263H15ZM87 264V263H86Z\"/></svg>","mask_w":264,"mask_h":264},{"label":"bare ground","instance_id":"6f19581e","mask_svg":"<svg viewBox=\"0 0 264 264\" xmlns=\"http://www.w3.org/2000/svg\"><path fill=\"white\" fill-rule=\"evenodd\" d=\"M1 1H2V0H1ZM34 1H35V0H34ZM52 1H53V0H52ZM56 1H57V2H56ZM56 1L54 0V3H56V6H55L56 8L59 7V9H61V10L65 9V12H69V11H66V9H67L68 7H70V4H69V3H70V0H69V1H68V0H64V1H68V2H69V3L66 2V4H67L68 6H67L65 3L63 4V7L67 6V8H66V7H65V8L61 7V8H60V4H59L60 0H56ZM62 1H63V0H62ZM62 1H61V2H62ZM73 1H74V0H73ZM88 1L90 2V0H88ZM97 1H98V0H95L96 4H97L98 6L96 5V6H97V8H96L95 5H94L93 8H95V10L93 9V11H94V12L96 11V12L98 13V14H97V13L95 12V14H97V16L99 17V19L97 20L98 17H95V14H92V12H93L92 9H90L91 12H89L88 14H90V15L92 14V16L94 15V17H95L94 21H95V22L93 23V21L91 20L92 18H91V19H90L91 21H89L90 23L88 24V20H86V19H89V16H90V15H89L88 17H87L86 15H83V18H81V21L84 20V18H85V16H86L85 20H86L87 22H85L86 24H84V23H82V22H81V23H82V25H83V24L85 25L84 28H87V31H88V27L90 26V30H91V34H90V35H93V37L90 36L89 33H88L86 30H84V32L88 33V38H91V39H90V42H89V44H90V45H89V49H92V48H93V47H91V46H94V45H93V44L91 45V43H92V42L94 43V40L96 41V43L99 41V43L101 42L100 44H99V43H97V45H96V43H94V44H95L96 46H98V44H99L98 48L100 47L101 49H96V50H95V48H96V46H95V48H93L92 50L99 52V50L103 51V50H102V49H103L102 47H104V51H103V53H101V54L104 55V52L107 51V50L109 49V48H108V49L106 50L105 48H107V46H109V45L105 46V45H106L105 42H104L103 40H101V36H104V35H102V33L105 32V31L102 32V29H103V27H105V26L107 27V26H108V25H107V24L109 23L108 16L110 17L109 19H112V18H111V14H114V15H115L114 10H115V9H116V11L119 10V9H117V8L120 7L119 4H122V3H123V0H122V1L120 0L122 3H121L119 0H102V1H104L103 4H102V1L100 0V1H98L99 3L101 2L100 5H99V3H97ZM118 1H119V3H118ZM131 1H132V0H131ZM131 1L124 0V3L127 4L126 2H128V6H129V2H131ZM137 1H139V0H137ZM137 1H136V2H137ZM151 1H152V0H151ZM153 1H154V0H153ZM163 1H164V0H162V1H161V0H159V1H158V0L156 1V0H155L156 3H155V2H152V3L156 4V6H157L158 4L163 3ZM165 1H166V0H165ZM165 1H164V2H165ZM167 1H168V2H166L167 5L165 4V6H163V7L161 6V7L163 8V11L160 10V12H164V13H163L164 16H163V20H161L162 23L160 24V26H162L163 28L159 26L160 28H159L158 30L160 31V29H164L166 24H169V26H168V25H167V26H168V28H169V30H170V28L172 27V25L176 22L175 19H176V18L178 19V16H175V15H176V12H177V15H178V13H179V19H180L184 14L186 15V16L184 15L185 17L183 16L182 18H183V19L185 18L186 21L184 20V21H185L184 23H186V24L188 25V28H187V29H190V30H191L190 33L192 32V33L190 34V37H192V39H194L195 44H194V46L192 45L193 47L189 46V47H188L189 49L187 48L189 51H188L184 46H182V47H184V48L186 49V54H185V53H184V54L187 55V58H188L189 60H188L187 58H186V59H187L188 61H190V62H192L191 59H194V60L196 61V62L194 61L196 64L194 63V65H193V64H192L193 62H192V63H191V64H192V65H191L192 67H190V68L193 70V69H194L193 66L197 65V66L195 67L196 70L194 69V72H190V69H188L189 71L187 70V73H188V74H191V75L194 73V74L192 75V77H194V79H195V77L197 76V78H196V81H197L196 84H197V86L195 85V86H196V87H195V86L190 85V83L193 84V81L190 82L189 79H188V81H189L190 83H187V81H186V83L183 82V81H185V80L181 79V78L183 77V75L186 76V78L183 77L184 79H187V77H188V74L185 73L184 70H183V71H184V73H185L186 75L183 74V71H182V73H180L181 71H178V68H177V70L174 69V68H172V69H174V70H172V69L169 68L170 70L166 72V71H164V70H166V69H163V70H162V68L164 67V65L162 64V68L160 67L161 73H163V71H164V73H163L164 76L162 75V76H163V79H162V78L160 77L161 73H159L160 70L158 69V67H157V69H156V68H152V70L155 69V70H154L155 73H156V74L154 73L155 75H157V74L159 73L158 75H159L160 81H161V80H164V83H166V84H167L168 81H169V84H167V85H169L168 88H170V89H169L168 91H172V92H170V96H168V97H170V98H167V100H166L165 98H163V96H162V98H163L164 100L161 99V95H160V94H161V93H165V92H160V94H159V95H160V98L157 97L156 100H155V102L153 101L154 104H155L156 106H155L154 104H153V105H154L155 107H158V108H159V107L162 106V105H160V104H159L160 106L157 105V99H158V100L160 99V100H162V101H165V100H166V102H167L168 100H171V99L173 98L171 95H173V92H175V93H174V95H175V96H174L175 100H174V98H173V101H172V103H174V101H175V103H174V109L177 108L176 110H178V108H183L182 110H186V111H184L185 114H186V115H190V119H191V122L188 121L189 123L187 122V124L190 125V123H191V126L193 127V130H194V131L197 130V131H196V132H197L196 134H200V136H198V137H199V140H198L197 137H196L197 140H195L196 138H195V137H192V136H194V135H193L192 133H190V132H189V133L192 135L190 138H186L187 135H188L189 133H186V134H187L186 137H185L184 135H182V136L179 135L180 137H179V136H175V134H172V133H171V130H173V129H171L170 126H171L172 124L169 126V128H170L171 130L168 129L167 126H166L167 130H170L169 132L166 130V128H165V129L163 128V127H165V126H163L162 124H161V125H162L163 127H161V125H158L159 128H160V127L162 128V129H161V130H162V133H163L164 136H165L164 139H166V138L169 137V138L166 139V140H164V139H161V140L168 142L167 140L170 139V141H171V138H172V141H171V142L169 141L170 143H168V144H170L169 147H171V144H172V142H174L175 138H178V139L175 140V143L178 141L179 144L177 143V145H175V143H174L175 147H172L173 149H174V148H177L176 146L182 147V146L185 145L184 147L181 148V149H182L181 151L179 150V151L177 152V155L174 154V153H176V149H175V152H174L173 150H171L172 148H170V150H169L168 152H171L170 154H173L172 156L175 155V157H174L175 159H174V160L172 159V158H173L172 156H167V158H165L166 154H167V155H170V154H168L167 151H166V153H165V155H164V153H162L163 151L161 152V149H160V150L158 149V147H160V143H161V140L159 141V138H161V137L163 136V134H162L161 132H158L160 129L158 128V126H157L156 124H153L154 121L151 120V119H149V117L146 116L145 114H144V116H145V117H144V121H145V122L142 121L143 119L140 120L139 118H143V117H140V115L143 114V113H139L140 110L138 111V109H135V111L137 110L136 113H137V115H138V117H139V118H138L139 120H138L137 122L140 123V124H141L142 122H144V123H143L144 125H142V127L144 126L145 129H142V127L139 125V126L141 127V130H144V131L147 133L148 130H147L146 127H148L149 125H151V126L154 125V127L156 126V127L154 128V130H153V127L150 126V130L152 129L151 131L149 130V131H150V134H154V135L159 134V135H156V136H158V137L160 136L158 139L155 138V139H156V140H155L154 138L151 139V137H153V136L150 137L149 135L146 134V136H149V137H147L148 139H151L152 141H154V142H151V143H152V144H151L152 146H148V147H153V144L156 146V144H157L156 142H159V143L157 144L158 146H157V147L154 146L155 148H154V147H153V148H154V150H156V149H157V151L159 150V151L163 154V156H164V157L161 156L162 154L159 155V156L162 157L161 160L164 162V164L161 163L160 158H159L158 161L156 160V161H157V162H156V161H155V158H156V157H159V156H157V154H159V153L156 151V154H155L156 156H155V158H154V161L152 160L153 163H155V162L158 163V162H159V164H156V166H158L160 169H161L162 165L164 166L166 163H167V166H169V165H168L169 162H171V163L174 162V163H177V164L179 163V165H181V167H183L184 164H182V162L185 163V161H186L185 159H187V160L189 159V160H191V161L188 160V161L190 162L191 166H192L193 168L196 167V169H197V170L194 169V171H195V170L198 171V169H201L202 165H205L206 162H207V164H208V163H209L210 161H212V160H213V161L215 160L214 162H217V160H219V158H218V159H214V157H212V156H214L215 153H216V155L219 154V156L217 155V157H220V155H221L222 158L224 157V159L227 158V159H229V161H231V160H233V155H234V154L231 153V152H233V151H235V150H237V149H238V151H239V149H240L241 147H238V146H243V147H244L243 150H245V152H246V154H245L246 157L243 156V159L246 158L244 161L248 160V161H250L252 164L256 165V167H257V168H256V167L253 165V167H255L254 169H255V171H256V174H255V173L253 174V172H255V171H252V170H254V169H252V170L250 171V169H251V167H252V164H251L250 162H248V163L251 164V165H249V168H250V169L248 168V165H247V168H246L245 166H246V164H248L247 161H246V164H245V165H244V163H243V165H244V167H245V172L249 173V171H250L251 173H249V175L252 176L251 178H253V177L255 176L256 179H257V177L261 176V174H262V173H260V169H259V171H258L257 169L260 168V167H264V160H261V159L259 160V158H261V157H262V159H264V156H262V155H264V18H262V17H264V14H261V16H260V13H264V12H260V11H259V8L264 9V0H227V2H226V1L223 2L224 0H222V1H220V0H167ZM179 1H180V2H179ZM229 1L231 2L230 4H229ZM2 2H4V0H3ZM19 2H20V1H19ZM19 2H18V3H19ZM24 2H25V1H24ZM39 2H40V1H39ZM78 2L80 3L81 1H78ZM133 2L135 3V0H133V1L131 2V5H133V4H132ZM149 2H150V0L147 1V3H149ZM158 2H159V3H158ZM182 2H183V4H182ZM188 2H189V3H188ZM220 2L223 3V5H221ZM71 3H72V2H71ZM76 3H77V1H76ZM83 3H84V0H83ZM86 3H88V2H86ZM86 3L83 4V8H84V5H86ZM144 3H146V0L144 1ZM219 3H220V4H219ZM224 3H226V6L229 5V6L227 7V9L225 8V4H224ZM1 4H2V3H1ZM61 4H62V3H61ZM81 4H82V3H81ZM115 4H117V6H118V5H119V6L117 7V6H115ZM125 4H124V5H125ZM135 4H137V3H135ZM135 4H134V5H135ZM141 4H142L143 6L139 4L140 7H141V6L144 7V4H143L142 2H141ZM180 4H182V5L179 6ZM27 5H28V4H27ZM57 5H59V6L57 7ZM64 5H65V6H64ZM73 5H75V4L73 3V4L71 5L70 9H74L73 7L76 8V6H73ZM77 5H78V3H77ZM87 5H89V4H87ZM137 5H138V4H137ZM146 5H147L146 8L149 10V9L151 8V6L148 5V4H146ZM160 5H161V4H160ZM163 5H164V3H163ZM174 5H175V6H174ZM176 5H177V6H176ZM72 6H73V7H72ZM178 6H179V7H178ZM222 6H224V7H222ZM11 7H12V6H11ZM50 7H51V6H50ZM79 7L81 8L82 6H77L78 9H79ZM88 7H89V6H88ZM88 7H87V9H88ZM132 7H133V6H132ZM136 7H137V6H136ZM148 7H149V8H148ZM153 7H154V6H153ZM153 7H152V8H153ZM43 8H44V6H43ZM77 8H76V9H77ZM85 8H86V7H85ZM90 8H91V7H90ZM152 8H151V10H153ZM12 9H13V8H12ZM48 9H49V8H48ZM70 9H69V10H70ZM113 9H114V10H113ZM128 9H129V8H128ZM133 9H135V6H134ZM140 9H141V11H139V14H140V12L143 11L142 8H140ZM140 9L138 8V10H140ZM223 9H225V10H224V15H225V17H227V20H228V15L231 14V15L229 16V20H228V21L225 19V17H224V18L221 17V15L224 16V15L222 14ZM38 10H39V9H38ZM50 10H51V9H50ZM61 10L53 9L52 11H53V12H54V11L64 12V10H63V11H61ZM81 10H82V9H81ZM83 10H84V9H83ZM88 10H89V9H88ZM97 10H98V11H97ZM123 10H124V9H123ZM148 10L145 9V13L142 12V14L138 15V17H139V16L142 17L141 15H144L143 18L145 19V16L147 17V16H148L149 14H151L152 12L155 13L156 8H155V11L153 10V11H151V12H150V11L148 12ZM226 10H227V12H225ZM257 10L259 11V13L256 12ZM22 11H23V10H22ZM112 11H113V12H112ZM129 11H130V10H129ZM129 11H127V12H129ZM136 11H137V10H136ZM146 11H147V12H146ZM262 11H264V10H262ZM53 12H52V14H54ZM60 12H59V15H61ZM73 12H74V11H73ZM125 12H126V11H125ZM131 12H134V10H133V11H130L129 13L132 14ZM158 12H159V11H158ZM160 12H159V13H160ZM228 12H229V14H228ZM43 13H44V12H43ZM77 13H78V12H77V10H76V14H77ZM122 13H124V12H122ZM129 13H127V14H129ZM146 13H148V15H146ZM180 13H183V14L181 15ZM19 14H20V12H19ZM56 14H57V13H56ZM56 14H55V15H56ZM63 14H64V17L62 16ZM65 14H66V13H62V15H61L64 19H66V17H65L66 15H65ZM70 14H71V13H70ZM72 14H73V13H72ZM72 14L69 15V13H68V16H70V17H68V16H67V17H68V18H71ZM76 14L74 13V15H75V19H73L74 17H72V18L70 19V23H69V21H67V20H69V19H66V20H65L66 23H65V22L62 23L63 20H61V19H60V21H55V20L53 21V18L51 17L52 15L49 16V17L52 18V19H51V18H50V19L53 21V23H52L53 25H55V24L57 23V25L54 26V28L57 30V31L55 30V33H56V32H57V33L60 32V31L63 29L62 27H64V26H63L64 24L66 25V24L68 23V24L71 25V26H69V25L67 24L69 28L66 27L67 25L65 26L66 28H64V30L67 29L68 31H70L69 33H66V32H64V31H63V33H62V31H61V35H58L59 37H58L57 39H59L61 36H63L62 34L66 33V34H64L65 37H62V38H61V39H63V41H61V39H59L60 41H59V40H58V42L55 41V42L57 43V45H52V46H56V47H57L56 49H58V50L61 51L60 53H62V52L64 51V52H63V54L65 53L64 55H68V56L70 55V56L68 57V60H69V59H70V60H71V59H73V60H77V59H79V58L81 57V54H80V52H79V51L81 50V46H80V47H78V46H79V45H83V44H81L82 42L80 41L81 39L79 38V34H78L79 32L76 34V32L78 31V29H80V28H78L79 24L77 25V22H78V21H77L76 19H77L78 17H77ZM80 14H82V13H81V11L79 10V15H80ZM103 14H104L106 17H105ZM107 14H109V15H107ZM133 14H134V13H133ZM137 14H138V12H137ZM156 14H157V13H156ZM187 14H188V15H187ZM226 14H227V15H226ZM45 15H46V14H45ZM74 15H73V16H74ZM102 15H103V16H102ZM135 15H136V14H135ZM157 15H158V14H157ZM149 16H150V15H149ZM151 16H153V14H152ZM154 16H155V15H154ZM158 16H159V15H158ZM160 16H162V15H160ZM180 16H181V17H180ZM40 17H42V16H40ZM62 17H61V18H62ZM76 17H77V18H76ZM81 17H82V16H81ZM90 17H91V16H90ZM123 17H124V15H123ZM140 17H139V18H140ZM1 18H2V17H1ZM16 18H17V17H16ZM45 18H47V17H45ZM59 18H60V17H59ZM106 18H107L108 22L104 20V19H106ZM130 18H131V17H130ZM132 18H133V15H132ZM136 18H137V17H136ZM136 18H134V19H136ZM151 18H152V17H151ZM153 18H154V17H153ZM155 18H156V17H155ZM159 18L162 19V17H159ZM221 18H222V20H221ZM26 19H27V18H26ZM57 19H58V18H57ZM72 19H73V20H72ZM144 19H143V20H144ZM147 19H148L147 21L150 20L148 17H147ZM156 19H157V18H156ZM31 20H33L32 17H31ZM42 20H43V19H42ZM46 20H47V19H46ZM103 20L106 22V24L104 23ZM128 20H129V19H128ZM128 20H127V21H128ZM26 21H27V20H26ZM117 21H118V20H117ZM131 21H132V19H131ZM138 21H140V19H139ZM155 21H156V20H155ZM159 21H160V20H159ZM174 21H175V22H174ZM44 22H45V21H44ZM54 22H55V24H54ZM144 22H145V21H144ZM144 22H142V24H145ZM150 22H151V21H150ZM152 22H153V26H154V25H155V24H154V19H153ZM156 22H157V21H156ZM27 23H29V20H28ZM39 23H40V22H39ZM46 23H47V22H46ZM46 23H45V25H46ZM126 23H127V22H126ZM178 23H179V20H178ZM178 23H177V24H178ZM184 23H183V24H184ZM14 24H15V23H14ZM49 24H50V23H49ZM52 24H51V25H52ZM104 24H105V25H104ZM111 24H112V23H111ZM113 24H114V23H113ZM115 24H116V23H115ZM121 24H123V23H121ZM127 24H129V23H127ZM133 24H134V23H133ZM148 24H149V23H148ZM148 24H146V26H147ZM180 24H181V23H180ZM4 25H5V24H4ZM16 25H18V24H16ZM84 25H83V26H84ZM87 25H89V26H87ZM93 25H94L95 27H94ZM150 25H151V23H150ZM157 25H158V24H156V26H157ZM170 25H171V26H170ZM184 25H185V24H184ZM6 26H8V25H6ZM9 26H10V25H9ZM76 26H77V27H76ZM83 26H82V27H83ZM92 26H93V27H92ZM137 26H139V24H138ZM148 26H149V25H148ZM167 26H166V27H167ZM175 26H176V25H175ZM15 27H16V26H15ZM28 27H29V26H28ZM91 27H92V28H91ZM109 27H110V26H109ZM121 27H122V26H121ZM124 27H125V24H124ZM124 27H122V28H124ZM135 27H136V25H135ZM144 27H145V26H144ZM151 27H152V26H151ZM151 27H150V28H151ZM178 27H179V26H178ZM1 28H2V27H1ZM4 28H5V27H4ZM25 28H27V26H26ZM29 28H30V27H29ZM37 28H38V26H37ZM51 28H52V27H51ZM51 28H50V29H51ZM84 28H83V29H84ZM129 28H130V27H129ZM139 28H140V26H139ZM139 28H138V30H139ZM145 28H146V27H145ZM181 28H182V26H181ZM183 28H184V27H183ZM8 29H9V27H8ZM42 29H43V28H42ZM42 29H41V31H42ZM69 29H70V30H69ZM76 29H77V31H76ZM93 29H94L95 32L92 31ZM107 29H108V28H107ZM140 29H141V28H140ZM171 29H172V28H171ZM176 29H177V27H176ZM178 29H179V28H178ZM5 30H6V29H5ZM10 30H11V29H10ZM24 30H27V29H24ZM51 30H52V29H51ZM104 30H105V29H104ZM126 30H127V29H126ZM126 30H125V31H126ZM135 30L137 31V29H135ZM142 30L145 31V29H143V26H142L141 31L139 30V32L142 33V32H143ZM151 30H152V29H151ZM151 30L149 31L148 34H146L147 32L145 33V34L147 35V37H148L149 42L151 43V45H150V43L147 44V43L145 42L147 45H149L148 48H149L150 46L153 47L155 44L158 43V41H160L161 43H159V44L162 45V40H166V39L168 38V37H166V35L168 34V32H170V31H167V32L164 31L165 33H167L166 35H164V34H162L163 32L158 33L159 31L157 32V30H153V31L151 32ZM165 30H166V29H165ZM173 30H175V29H173ZM180 30H181V29H180ZM184 30H185V29H184ZM184 30H183V31H184ZM0 31H1V30H0ZM6 31H7V30H6ZM27 31H28V30H27ZM65 31H66V30H65ZM136 31H135V32H136ZM147 31H148V30H147ZM47 32H48V31H47ZM89 32H90V31H89ZM174 32H175V31H174ZM178 32H179V31H178ZM7 33H8V32H7ZM41 33H42V32H41ZM49 33H51V31H49ZM95 33H96V34H95ZM120 33H121V30H120ZM129 33H130V31H129ZM132 33H133V32H132ZM176 33H177V32H176ZM180 33H181V32H180ZM180 33H179V34H180ZM3 34H5V33H3ZM3 34H1V36H2ZM9 34H10V33H9ZM58 34H59V33H58ZM94 34H95V35H94ZM122 34H123V32H122ZM130 34H131V33H130ZM130 34H129V35H130ZM138 34H139V33H138ZM169 34H170V33H169ZM169 34H168L167 36H169ZM172 34H173V33H172ZM186 34H188V33H186ZM68 35H69V36H68ZM105 35H106V34H105ZM109 35H111V34H109ZM117 35H118V34L116 33V37H117ZM140 35H141V34H140ZM140 35H139V36H140ZM146 35H145V36H146ZM163 35H164L166 38L163 37ZM181 35H185V32H184V34L181 33ZM10 36H11V35H10ZM40 36H41V35H40ZM47 36H48V38H49L50 34H48ZM55 36H56V34H55ZM66 36H68V37H66ZM76 36L79 38V39L77 38V39H78V42H79V43H78L79 45H78V44H75V45H76V47L74 46V47L76 48V49H75V48L73 47V44H74V42H75V40H76ZM95 36H96V37H95ZM106 36H107V35H106ZM112 36H113V35H112ZM118 36H119V38H120V34H119ZM131 36H132V34H131ZM136 36H138V35H134V38H135ZM139 36H138V37H139ZM142 36H143V34H142ZM177 36H178V35H177ZM45 37H46V36H45ZM56 37H57V36H56ZM80 37L82 38V36H80ZM83 37H84V39H87V40H88V38H86V35H84ZM104 37H105V36H104ZM108 37H109V36H108ZM108 37H105V40H106ZM114 37H115V35H114ZM169 37H170V36H169ZM171 37H172V36H171ZM175 37H176V36H175ZM183 37L186 38V35L183 36ZM0 38H4V37H0ZM5 38H6V36H5ZM48 38H47V39H48ZM52 38H54V37H52ZM64 38H65V40H64ZM95 38H97L98 40L95 39ZM109 38H110V37H109ZM136 38H137V37H136ZM136 38H135V39H136ZM140 38H143V37H141V36L139 37V40H140V41L142 40V41H141L142 43H143L144 41H146V40H144L146 37H145L144 39H140ZM172 38H173V37H172ZM172 38L169 39V40H172L171 43H173V39H172ZM54 39H56V38H54ZM68 39H71L69 45H68V42H69V41L67 42ZM110 39H111V38H110ZM129 39L132 40L131 37H129ZM177 39H178V38H176V40H177ZM189 39H191V38H189ZM189 39H187L188 43H189ZM192 39H191V40H192ZM100 40H101V41H100ZM113 40H115V38H112V39H111V43H108V42H106V43H108V44H112V41H113ZM127 40H128V39H127ZM143 40H144V41H143ZM179 40H180V43H181L182 41H181V38H180V37H179ZM182 40H183V39H182ZM108 41H110V40H108ZM115 41L119 42L118 39L115 40ZM132 41H133V40H132ZM174 41H175V40H174ZM177 41H178V40H177ZM59 42H60V43H59ZM62 42H64L63 45H61ZM76 42H77V41H76ZM87 42H88V41H87ZM103 42H104V44H103ZM141 42H138V45H137L136 43H135V44H136V46H138V47L141 46V49H142V47L144 48V46L140 45V44H142ZM156 42H157V43H156ZM163 42H164V41H163ZM28 43H29V41H28ZM56 43H55V44H56ZM71 43H73V44H71ZM128 43H129V42H128ZM164 43H166V44L163 45V47L160 46V45H158V44L156 45V47L159 48L158 50H161V48H163V49H162V53L165 51L164 49L169 48V47H168L169 45H167V44H169V42H166V41H165ZM191 43H192V42H191ZM101 44H102L103 46H101ZM146 44H144V45H146ZM183 44H184V43H183ZM186 44H187V43H186ZM65 45H66V48H67V49L64 48ZM86 45H87V44H86ZM113 45H117V46H114V49H116V47H118V43H114V44H112V46H113ZM147 45H146V46H147ZM166 45H167V46H166ZM171 45H172V44H171ZM181 45H182V43H181ZM181 45H180V46H181ZM189 45H191V44H189ZM29 46H30V45H29ZM59 46H60V47H59ZM70 46L73 47V48L75 49L74 52H73V49H72ZM83 46H84V45H83ZM87 46H88V45H87ZM130 46H131V45H130ZM130 46H129V48H130ZM164 46H166V47L164 48ZM195 46H197V47L199 46L198 48L202 49V50H200V53H201V51H203V52H202L203 54L206 53L205 55H207V54L209 55V56H207V57H211V58H213V62H214V63L210 62V63H212L211 66H213V64H214V67H213V68H212L210 65H208V62H206V60H205V62H206L207 64H205V62L202 64V58H203V56L200 57V56H198L199 54H198V55L196 54V52L198 53L199 51H196V52L192 53V51H193V49H194ZM85 47H86V46H84V49H85ZM127 47H128V46H127ZM133 47H135V45H134ZM174 47H175V46H174ZM174 47H172V48H174ZM182 47H181V48H182ZM29 48H30V47H29ZM60 48H61V49H60ZM68 48H70V49H72V50H70V49H68ZM77 48H78V49H77ZM82 48H83V47H82ZM86 48H87V47H86ZM170 48H171V47H170ZM198 48H197L196 50H199ZM64 49H65V50H64ZM79 49H80V50H79ZM84 49H83V50H84ZM110 49H111V48H110ZM112 49H113V47H112ZM131 49H133V48H131ZM150 49H151V47H150ZM152 49H153L152 51L154 52V51H155L154 48H152ZM155 49H156V48H155ZM191 49H192V51L190 52ZM58 50L56 51V53L58 52ZM62 50H63V51H62ZM142 50H143V49H142ZM142 50H138V49L136 48V51H137V52H136V57H137V54H138L139 51H140L139 54H138L139 57L142 56V55H140V53L143 52ZM145 50H147V47H146ZM148 50H149V49H148ZM169 50H170V49H169ZM194 50H195V49H194ZM66 51H69L70 54H69L68 52H66ZM71 51H72V53H71ZM76 51H77V52H76ZM81 51H82V50H81ZM94 51H91V50H90V53H92L91 56L88 55V54H86V55H87V59H85L86 57L83 56L84 54L82 55L83 58H82V57H81V58H82V59H85L86 62H92L93 59H94V62H96V61H95L96 59H95L94 57H96L97 53H96V55H93V53H95ZM110 51H111V50H110ZM152 51H151V53H152ZM156 51H157V49H156ZM179 51H180V50H179ZM187 51H188L189 53H188ZM204 51H205V52H204ZM54 52H55V51H53V53H54ZM82 52H83V51H82ZM108 52H109V51H108ZM123 52H125V51H123ZM132 52H134V51H132ZM157 52H160V51H157ZM169 52L171 53V51H169ZM77 53H78V54H77ZM84 53H85V51H84ZM90 53H89V54H90ZM109 53L112 54V53H113V50H112L111 52H109ZM145 53H146V52H144V54H145ZM172 53L174 54V52H172ZM172 53H171V54H172ZM175 53H176V51H175ZM180 53H181V52H180ZM202 53H201V54H202ZM57 54L60 55L59 52H58ZM73 54H75L76 56L73 57V56H74ZM132 54H133V53H132ZM134 54H135V52H134ZM142 54H143V53H142ZM159 54L161 55V52H160ZM167 54H169V53H167ZM167 54H166V55H167ZM181 54H182V53H181ZM195 54H196V55H195ZM54 55H55V54H54ZM64 55H63V57H64ZM71 55H72V56H71ZM92 55H93L94 57H93ZM98 55H99V54H98ZM98 55H97V56H98ZM106 55H108V54H105V58H106ZM154 55H157V53H156V54H153V56H154ZM164 55H165V54H164ZM191 55H192V56H191ZM205 55H204V56H205ZM79 56H80V57H79ZM88 56L90 57V59H91L92 61L88 58ZM134 56H135V55H134ZM150 56H151V55H150ZM153 56H152V58H155V57H153ZM174 56H175V54L173 55V58H172V57L170 58V60L173 59V62H172V63H173V64H177V63H174V59H175ZM182 56H184V55H182ZM57 57H58V56H57ZM91 57H93V58H91ZM99 57H100V55H99ZM99 57H98L97 59H100V58H101V57H100V58H99ZM139 57H137V60H138V59H142L144 56H142V57H140V58H139ZM166 57H167V56H166ZM169 57H170V56H169ZM42 58H44V57H42ZM64 58H65V57H64ZM76 58H77V59H76ZM81 58H80V60H81ZM160 58H161V57H160ZM163 58H164V57H163ZM179 58H180V57H178V58L176 57L177 60L175 59L176 61H179L178 63H182V64H184V62H185L184 65L186 66V68H187V65H190V63L187 62V60H186L185 58H183V59L180 58V60H179ZM190 58H191V59H190ZM204 58L206 59V57H204ZM101 59H102V58H101ZM181 59L183 60L182 62H180ZM43 60H44V59H43ZM70 60H69V61H70ZM131 60H132V59H131ZM142 60H143V59H142ZM149 60H150V59H149ZM160 60H162V58H161ZM207 60H209V58H208ZM65 61H66V59H65ZM69 61H68V62H69ZM104 61H106V60L103 59V62H104ZM133 61H134V59H133ZM138 61L141 63V60H138ZM144 61H145V60H144ZM144 61H143V62H144ZM151 61H152V60H151ZM154 61H155V60H154ZM163 61H165V60H163ZM163 61H161V62H163ZM209 61H210V60H209ZM211 61H212V59H211ZM56 62H58V61H56ZM66 62H67V61H66ZM71 62H72V63L74 64V66H75L76 63H77V62H80V61H79V60H78V61H75L76 63H75L74 61H71ZM71 62H70L69 65H71V67H73V65H72ZM86 62H85V63L83 62L84 64H83V63H82V64H83L84 68H87V70H88V64H89V66L91 67V65H92L93 62L91 63V65H90V63L87 64ZM115 62H116V61H115ZM134 62H135V61H134ZM143 62H142V63H143ZM156 62H157V60H156ZM104 63H105V62H104ZM163 63H164V62H163ZM170 63H171V62H170ZM186 63H189V64H186ZM42 64H43V63H42ZM85 64H86V65H85ZM100 64H101V62H99L98 66H97V65L95 66L96 68H93V66H92L91 68H93V70H94V69H97V70H98L97 67H99ZM112 64H114V63L112 62ZM143 64H145V63H143ZM143 64H142V65H143ZM146 64H147V63H146ZM146 64H145V65H146ZM160 64H161V63H160ZM160 64H158V66H160ZM165 64H166V63H165ZM67 65H68V64H67ZM69 65H68V66H69ZM78 65H79V63H78ZM102 65H106V63H105V64L102 63ZM145 65H144V66H145ZM180 65H181V64H180ZM205 65H206V66H205ZM44 66H45V65H44ZM44 66H43V67H44ZM81 66H82V65H80V67H81ZM83 66H82L81 69H83ZM85 66H86V67H85ZM106 66H107V65H106ZM167 66H168V65H167ZM207 66H208V67H207ZM41 67H42V66H41ZM47 67H48V66H47ZM58 67H60V66H58ZM64 67H66V66H64ZM76 67H77V66L73 67V69H72V70H73V73H70V72H69V76H70V74H71V77L73 76V77L71 78V79H73V81H74V76L77 77V76H79V75L81 74V72H82V71H80V70L78 71V68H77V71H76ZM101 67H102V66L99 67V71H98V73L96 72L97 70H96V71H93V70L90 68V69L92 70V72H91V70L89 71V75H88V76H90V72H91L90 82H89V77H87V76L85 75V74H88V72H86V73L84 74V75H85V78H84V76H83V77H81L82 79H81L80 77H79V79H77V81H79V84H78V82L75 81V84H76L77 87H76V89H74V90H76V91H74L73 89H72V90H71V89H70V90H69V89H66V90H69L70 93H71L72 95L69 94V91H68V96H69V95H71V96H70V97H67V96H65L66 94H63V95L65 96V98L63 97V98H64V101H63V98H61L62 101L60 102L59 100H57L56 103H60V104H61V103L63 102V104H64V103L66 102V105H63V107H64V106H67V108H70V110H71V108H72V109H75V108L78 109V105H79V109H78V111H79V110H86L85 112L87 113V111H88V106H89V109H90V106H92V105H88V104H87V108L85 107V109H81V108H84V106H85V105H84L83 107H81V106H82V104H81L82 97H81V96H82V94H83L82 91H84L83 89L89 84V85L87 86V90L90 88V89H89V92L91 93L93 83H96L95 81L92 80V78L94 79V75H95L96 73H97V74L100 73V71H101L100 68H101ZM141 67H142V69H143V66H141ZM151 67H153V66H151ZM169 67H171V66H169ZM197 67H198V68H197ZM105 68H106V67H104V69H105ZM44 69H45V68H44ZM65 69H66V68H65ZM106 69H107V68H106ZM106 69H105V70H106ZM114 69H115V68H114ZM179 69H180V68H179ZM220 69H221V73H222V75H220V74L217 75V74H218V71H219ZM54 70H55V69H54ZM74 70L76 71V74H75ZM85 70H86V69H85ZM105 70H103V71H105ZM140 70H141V69H140ZM143 70H145V69H143ZM149 70H150V69H148V71L146 70V73H144V75H145V74L147 75V74L149 73ZM152 70L150 71V75H151ZM180 70H182V68H181ZM70 71H71V70H70ZM171 71H172V72H171ZM208 71H209L208 74H211L210 76H208V74H207ZM42 72H43V71H42ZM60 72H61V71H60ZM71 72H72V71H71ZM77 72H79L80 74H77ZM94 72H96V73L93 74ZM105 72H109V71H105ZM105 72H104V73H105ZM111 72H112V71H111ZM113 72H114V70H113ZM139 72H140V71H139ZM139 72H138V73H139ZM177 72H178V74H177ZM215 72H217V73H215ZM52 73H53V72H52ZM66 73H67V72H66ZM104 73L102 74V76L104 75ZM166 73H167V74L170 73V74H173V75L175 74V75L172 76V77L170 78V74L167 75ZM214 73H215V74H214ZM40 74H41V73H40ZM92 74H93V75H92ZM105 74H106V73H105ZM107 74H108V73H107ZM107 74L105 75V78L102 79L103 81H104L106 78H108V77H109V79L112 78V77L110 76V75H111L110 73H109L108 76H107ZM114 74H115V72H114ZM154 74H153V75H154ZM176 74H177L178 77L181 76L180 80L177 81V82H175V81L178 80L179 78H178V79L176 78ZM206 74H207V77H209V78H208V79H206V78H203V79H202V77H204V76L206 77ZM42 75H43V73H42ZM51 75H52V74H51ZM56 75H57V73H56ZM81 76H82V74H81ZM92 76H93V77H92ZM220 76H221V77H220ZM61 77H62V75H61ZM103 77H104V76H103ZM110 77H111V78H110ZM147 77H148V76H147ZM154 77H155V76H154ZM157 77H158V76H157ZM174 77L176 78L175 81L172 80ZM46 78H47V77H46ZM53 78H54V77H53ZM53 78H52V79H53ZM77 78H78V77H77ZM83 78H84L85 80L87 79V82H85ZM96 78H97V76H96ZM98 78H100L99 75H98ZM98 78H97V79H98ZM143 78H144V81L147 80L144 76H143ZM149 78H150V76H149ZM159 78H158V79H159ZM168 78H170V79H168ZM198 78H199V80H198ZM59 79H60V78H59ZM66 79H67V78H66ZM97 79H96V80H97ZM109 79H107L106 84H108ZM150 79H151V78H150ZM156 79H157V78H156ZM204 79H206V81H205ZM50 80H51V79H50ZM81 80H83L82 83H80ZM94 80H95V79H94ZM98 80H99V79H98ZM167 80H168V81H167ZM65 81H66V80H65ZM69 81H71V80L69 79ZM92 81H93V82H92ZM103 81H102V82H103ZM110 81H111V80H110ZM149 81H150V80H149ZM166 81H167V82H166ZM173 81L175 82L174 84L176 85V86H175V85L173 84L174 89H172L173 87L170 85V83L172 84ZM181 81H182L183 83H181ZM196 81H195V82H196ZM6 82H7V81H6ZM20 82H21V80H20ZM104 82H105V81H104ZM112 82H113V81H112ZM139 82H141L142 84L144 83V82H142V79H141V81H139ZM139 82H138V83H139ZM151 82H153V80H151ZM178 82L181 83V84H180L181 86H179ZM195 82H194V84H195ZM40 83H41V82H40ZM84 83H85L86 86L83 85ZM87 83H88V84H87ZM90 83L92 84V86H91ZM114 83H115V81H114ZM164 83H163V84H164ZM176 83H177V84H176ZM36 84H37V83H36ZM68 84L71 85V88H72V84H73V83L71 84L70 82H68ZM75 84H73V88H75V86H74ZM81 84H82V85H81ZM97 84H98V83H97ZM109 84H110V82H109ZM112 84H113V83H112ZM112 84H111V85H112ZM139 84H140V83H139ZM142 84H140V85H142ZM184 84H185V85H186V84H189V85H187V87H188V86H191V87H190V88L188 87V88H189V89H188L187 87H184ZM194 84H193V85H194ZM39 85H40V84H38V87L35 85V87H37V88L40 87V89H41V85H40V86H39ZM55 85H56V84H55ZM64 85H65V84H64ZM69 85H68V88H69ZM80 85H81V86H80ZM111 85H108V87H109V86L111 87ZM143 85H144V84H143ZM152 85H153V84H151L150 86H152ZM160 85H162V84H160ZM177 85H178L180 88H179ZM182 85H183V86H182ZM66 86H67V85H66ZM95 86H96V85H95ZM97 86H98V85H97ZM104 86H105V85H104ZM112 86H113V85H112ZM123 86H124V84H123ZM127 86H128V85H127ZM133 86H134V85H133ZM155 86H156V85H155ZM157 86H158V85H157ZM0 87H1V86H0ZM59 87H60V86H59ZM99 87L101 88V85H100ZM106 87H107V85H106ZM106 87H104V88L106 89ZM175 87H176V88H175ZM177 87H178V88H177ZM182 87L185 88V89L183 88V90H184V92H186L187 95H184V93H183V91H182V89H181ZM192 87H193V88H192ZM15 88H16V87H15ZM23 88H24V87H23ZM49 88H50V85H49ZM60 88H61V87H60ZM60 88H59V89H60ZM78 88H79V90H78ZM81 88H83V89H81ZM93 88H94V87H93ZM97 88H98V87H97ZM97 88H96V89H97ZM118 88H119V87H118ZM137 88H142V86H141V87H137ZM137 88H135V90H134V88H132L134 93L136 92V90H137V92H139L140 89H137ZM143 88H144V87H143ZM147 88H148V85H147ZM160 88H161V89H159V91L162 90V87H160ZM163 88H165V86H164ZM166 88H167V87H166ZM2 89L5 90V88H2ZM26 89H27V88H26ZM80 89H81V90H80ZM107 89H108V88H107ZM107 89H106V93H107L106 96L108 97V91H109V90L107 91ZM109 89H110V88H109ZM112 89H113V88H111V92L113 93L114 91H112ZM115 89H117V88L115 87ZM124 89H125V88L121 89L122 92L124 91ZM128 89H129V88H128ZM152 89H153V88H152ZM178 89L180 90V93H181V95H180V99H181L182 94H183V96H184L183 98H186V97H187V98L189 99V101H188V99H187V101H186V104H187L188 107H187V106H186V107H182V106H185V104H183V102H185V101H181V102H180V99H179L178 96H177V95H179V90H178ZM191 89H193V91L195 90L194 92H197L198 90L201 91V92H202V97H203L204 95H208L209 100L212 99V100H214V101H212V100H211V101L207 100V101H209V102H207L208 104H206V103L204 104V103H203V105H201L202 102L205 101L207 98H206L205 100H204V99L201 100L200 98H202V97H198V96H197V97H198V98H197L195 95H199L200 92H199V93L197 92V94H195V93L193 92V94H192V93L190 92ZM207 89H208V90H207ZM0 90H1V89H0ZM11 90H12V89H11ZM41 90H45V89L43 88V89H41ZM56 90H58V89H56ZM56 90H54L52 93H56ZM60 90H63V88L60 89ZM126 90H127V89H126ZM126 90H125V92H126ZM177 90H178V92L176 93ZM25 91H26V90H25ZM38 91H39V90H38ZM58 91H59V90H58ZM63 91H64V90H63ZM63 91H62L61 93H63ZM71 91H72L73 93H72ZM92 91H93V90H92ZM96 91H100V89H99V90H96ZM101 91H102V90H101ZM117 91H118V93H119V90H117ZM117 91H115V92L117 93ZM157 91H158V90H157ZM164 91H165V89H164ZM188 91H189V92H188ZM39 92H40V91H39ZM43 92H47V91H43ZM43 92H42V93H43ZM75 92H78V93H75ZM111 92H109V94H110ZM122 92L120 91V93H122ZM128 92H129V91H128ZM131 92H132V90H131ZM0 93H1V92H0ZM12 93H13V92H12ZM36 93H37V92H36ZM42 93L40 92V94H42ZM74 93H75V95L77 94L76 97H74V95H73ZM79 93H80V94L82 93V94L80 95ZM85 93L88 94L86 91H84V94H85ZM99 93H100V92H99ZM102 93H103V92H102ZM102 93H101V94H102ZM104 93H105V91H104ZM104 93L102 94L103 96H105ZM120 93H119V94H120ZM150 93H151V92H150ZM19 94H21V93H19ZM19 94H18V95H19ZM34 94H35V93L33 92L32 95H34ZM43 94H44V93H43ZM48 94H49V93H48ZM59 94H60V92H59ZM84 94H83L84 99L87 98L88 95H90V94H88V95L85 94V95H86V96H85ZM91 94H92V93H91ZM93 94H94V96H95V95L97 94V92H96V93H93ZM101 94H100V95H101ZM200 94H201V93H200ZM2 95H3V93H1L0 96H2ZM32 95H31V96H32ZM44 95H45V94H44ZM53 95H54V94H53ZM55 95H56V94H55ZM57 95H58V94H57ZM60 95H62V94H60ZM98 95H99V94H98ZM122 95H123V94H122ZM125 95H126V94H125ZM140 95H141V93H140ZM159 95H158V96H159ZM166 95H167V94H166ZM31 96H29L28 99H30ZM39 96H40V95H38V97H37V96H36V97L39 98ZM42 96H43V95H42ZM42 96H41V97H42ZM50 96H52V94H50ZM94 96L91 95L92 98H93ZM103 96H102V97H103ZM110 96H111V94H110ZM164 96H165V94H164ZM176 96H177V97H176ZM18 97H20V96H18ZM47 97H48V95H47ZM47 97H46V98H47ZM59 97H60V96H58L57 98L59 99ZM61 97H62V96H61ZM111 97H112V96H111ZM127 97H128V96H127ZM165 97H166V96H165ZM171 97H172V98H171ZM204 97H205V96H204ZM204 97H203V98H204ZM9 98H10V96H9ZM67 98H68V99H67ZM69 98H70V99H69ZM88 98L90 99L89 96H88ZM95 98H96V97H95ZM109 98H110V97H109ZM109 98H107V100H106V102H108V103H109V101L111 100V99H109ZM113 98H114V96L112 97V99H113ZM116 98H117V97H116ZM118 98H119V97H118ZM147 98H148V97H147ZM176 98H177V99H176ZM11 99H12V98H11ZM11 99H10V102L13 101V99H12V100H11ZM33 99H34V98H33ZM54 99H56V98L54 97ZM61 99H60V100H61ZM72 99H73L72 103H69V102H71V101H69V100H72ZM97 99H98V98H97ZM100 99H101V98H100V96H99V99H98V100H100ZM102 99H103V98H102ZM104 99H106V98H104ZM123 99H125V98H123ZM6 100H7V101H5V104L8 105V101H9V99H6ZM14 100H15V97H14ZM31 100H32V99H31ZM40 100H41V101L44 100V97H42ZM45 100H46V99H45ZM76 100H77V101H76ZM79 100H80V101H79ZM90 100H91V102H92V99H90ZM95 100H96V99H95ZM108 100H109V101H108ZM114 100H116V99L114 98ZM119 100H121V98H120ZM119 100H118V101H119ZM141 100H142V99H141ZM152 100H154V99H152ZM160 100H159V101H160ZM182 100H184V99H182ZM26 101H27V100H26ZM34 101H39V100L36 99V100H34ZM67 101H68V103H67ZM82 101H84V100H82ZM122 101H123V100H122ZM122 101H121V102L119 101V102H120V103H123L125 100H124L123 102H122ZM132 101H133V100H132ZM144 101H145V100H144ZM177 101H178V102H177ZM6 102H7V103H6ZM21 102H22V101H21ZM48 102H49V101H48ZM73 102H74L75 104H74ZM87 102H88V100H87ZM98 102H99V101H98ZM103 102H104V101H103ZM106 102H105V103H106ZM111 102H112V100H111ZM153 102H151V103H153ZM176 102L179 104V106L181 105V103H182L183 105L179 107V106H177L178 104H177ZM205 102H206V101H205ZM211 102H212L213 104H212L211 106H208ZM32 103H34V102H32ZM38 103H39V102H38ZM44 103L47 104V101L44 102ZM44 103H42V102H41V104L39 103L40 106H39L38 104H36V105L33 104V105L35 106L33 109L37 108V109L34 110V112H35V111L38 112V113H37L38 116L41 117V119H44V122H45L46 124H48V123H47L46 115H44V116L42 115V114H43L42 109H43V111L45 112V109H44V108H45V104H44ZM52 103H53V101H52ZM76 103H77V104H76ZM85 103H86V102H85ZM115 103H116V101H115ZM169 103H170V102L168 101L167 104H169ZM190 103H191V104H190ZM217 103H218V104H217ZM83 104H84V102H83ZM89 104H91V103H89ZM94 104H96V103H94ZM113 104H114V103H113ZM113 104H112V106H110V109H108V110L106 109L108 112L102 110V112H103V113H102L101 110L99 111L100 113H98L97 116L100 117V118H99L100 121H101V118H102V117H103L102 120L104 119V117L107 115V113L109 114L108 116H110V118L112 117V116L110 115L109 110H110V111H111V110H112V111L115 110V111L117 112V110L115 109V108H117V107H114L115 104H114V105H113ZM117 104H118V103H117ZM124 104H125V102H124ZM124 104H123V106H124ZM126 104H128L127 106H129V105H130V102L128 101V102H126ZM126 104H125V105H126ZM144 104H145V103H144ZM149 104H150V103H149ZM176 104H177V105H176ZM215 104H217V106H218V105L221 106V108L217 107ZM22 105H23V104H22ZM28 105H29V104H28ZM42 105H43V106H42ZM75 105H76V107H74ZM102 105H103V104H102ZM110 105H111V104H110ZM120 105H121V104H120ZM170 105H171V104H170ZM172 105H173V104H172ZM175 105H176V106H175ZM205 105H206V106H205ZM48 106H49V105H48ZM48 106L46 105L47 109L49 110ZM54 106H55V105H54ZM61 106H62V105H61ZM71 106H72V107H71ZM99 106H100V105H99ZM99 106H98V107H99ZM106 106H107V104H106ZM116 106H117V105H116ZM127 106H126V107H127ZM130 106H131V105H130ZM130 106H129V107H130ZM164 106H166V104H163L162 107H164ZM199 106H200V107H199ZM203 106H205V107H203ZM207 106H208L209 108L211 107L210 111H209V109H208ZM212 106H213L214 108H212ZM7 107H8V106H7ZM28 107H29V106H28ZM73 107H74V108H73ZM92 107H93V106H92ZM104 107H105V105H104ZM107 107H109V106H107ZM107 107H106V108H107ZM111 107H112V109H111ZM113 107H114V108H113ZM144 107H145V106H144ZM162 107H161V109H162ZM168 107L170 108L171 106H168ZM168 107H167V108H168ZM201 107H202V108H201ZM2 108H3V107H2ZM64 108H65V107H64ZM93 108H94V107H93ZM93 108H92V109H93ZM96 108H97V107H96ZM96 108H94V109H96ZM100 108L102 109L101 106H100ZM119 108H121V107H119ZM131 108H134V107L131 106ZM131 108H130V109H131ZM135 108H136V107H135ZM137 108H138V107H137ZM152 108H153V107H152ZM152 108H151V109H152ZM164 108H166V107H164ZM169 108H168V110H164V109L160 110V108H159V109H158L159 111L155 108L156 110H154V111H155V113L157 112L158 115L161 114L162 116H163L165 113H168V112H169L168 114L172 115V113H171L170 111H173V113H174L175 110H174V109H169ZM171 108H173V107H171ZM185 108H186V109H185ZM205 108H206V109H205ZM218 108H219V109H218ZM38 109H39V111H38ZM62 109H63V108H62ZM77 109H76V110H77ZM104 109H105V108H104ZM139 109H140V108H139ZM189 109H191V110H194V109H195V111H191V112H193V113H191L190 111L187 112V110H189ZM197 109H198V110H197ZM200 109H201V111H202L203 113H202V112H199ZM212 109H213V110H212ZM215 109H216V110L218 109V110L215 111ZM48 110H46V111H48ZM67 110H68V109H67ZM98 110H99V109H98ZM98 110H96V113H97ZM128 110H129V109H128ZM132 110H133V109H132ZM132 110H129V111H132ZM146 110H148V109H146ZM163 110H164V112H163ZM169 110H170V111H169ZM179 110L181 111V109H179ZM179 110H178V111H179ZM203 110L206 111L207 113L205 112V113H206V114H205ZM211 110H212V111H211ZM220 110H221V111H220ZM18 111H19V110H18ZM31 111H32V110H30V112H31ZM63 111H64V110H63ZM65 111H66V110H65ZM72 111H73V110H72ZM93 111H94V110H93ZM118 111H119V109H118ZM165 111H166V112H165ZM180 111H179V112H180ZM214 111H215V113H214ZM218 111H219V112H218ZM39 112H40V113H39ZM67 112H68V114H67V117H66V118H67L68 120H67V125H66V127L70 128V125L72 124V128H74V126H75L76 124H78V123L76 122V124H75V121H73V120H74V119H73L74 117L72 118V117H69V116H68L69 114L72 116V114H71L72 112H71V111H70V112H69V111H66V113H67ZM73 112H75V110H74ZM83 112H84V111H81V113H83ZM89 112H91V111H89ZM89 112H88V113H89ZM119 112H120V111H119ZM121 112H123V111L121 110ZM121 112H120V113H121ZM127 112H128V111H127ZM133 112H134V111H132V113H133ZM184 112L182 113V111H181L180 113H182V114L184 115ZM197 112H199V113L197 114ZM20 113H21V111H20V112H17V114H15V115L18 116V114H20ZM31 113L33 114V111H32ZM41 113H42V114H41ZM57 113H58V112H57ZM61 113H62V112H60V113H58V114L61 115ZM79 113H80V111H79ZM113 113H114V112H113ZM120 113H115V114H118V115H119ZM128 113H129V112H128ZM128 113H126L125 115L127 116ZM136 113L134 112V114H136ZM138 113H139V114H138ZM180 113H179V114H180ZM189 113H191V114H189ZM195 113H196L197 115H196ZM200 113H201V114H200ZM13 114H14V113H13ZM39 114H40V115H39ZM44 114H46V112H45ZM52 114H53V113H52ZM52 114H51V117H52ZM55 114H56V112H55ZM55 114H54V115H55ZM63 114H64V112L62 113V116H63L62 118H60V116H57V115H56L57 117L55 116L56 118H54V119L56 120V119L59 117V118L62 120V119L64 118V115H63ZM89 114L92 116V112L89 113ZM94 114H95V112H94ZM123 114H124V113H123ZM130 114H131V112H130ZM176 114H177V113H176ZM179 114H178V115H179ZM15 115H13V116H15ZM41 115H42V116H41ZM48 115H50V114L47 113V116H48ZM84 115H85V113H84ZM104 115H105V116H104ZM112 115H113V114H112ZM118 115H116V117H115V115L113 116V117H114L113 120L116 118V120H114V121H116V122H114L113 120H110V118L108 119V121L110 120V121H109L110 123H111V121H113V122L111 123V124H113V125H114L115 123L118 124V123L120 122L118 125H115L116 127L114 126V127L112 128L111 124H110L109 122H107V119H106V123L109 124V125H108L109 127H106L107 124L105 123V119H104L103 122L105 123V125H106L105 127H106V128L101 127V126H104V125H103V122H102L101 126H98L97 128L100 127V130H101V131H102V129H104V130H103L102 132H101V131H97V135H98V132L104 133V131H105V133H107V131H108L107 128H108L109 131H110V128H112V129H114V128H119V127H118L119 125H123L121 121L124 120V118H125L124 116H125V115H122V113L120 114L121 116H118ZM128 115H129V114H128ZM131 115H132V114H131ZM137 115H133V116L136 117ZM166 115H167V114H166ZM183 115H182V116H183ZM200 115H201V116H200ZM204 115H205V116H204ZM10 116H11V115H10ZM16 116H15V117H16ZM35 116H37V115H35ZM82 116H83V114L81 115V117H82ZM122 116H123L124 118H122ZM129 116H130V115H129ZM133 116H132V117H133ZM141 116H143V115H141ZM159 116H160V115H159ZM164 116H165V115H164ZM164 116H163V118H164ZM167 116H168V115H167ZM182 116H181V117H182ZM199 116H200V118H199ZM4 117H5V115H4ZM68 117H69L70 119H69ZM78 117H80V114L78 115ZM98 117H97V119H98ZM106 117H107V116H106ZM106 117H105V118H106ZM117 117H118V118L120 117V119H117ZM132 117H131V118H132ZM160 117H161V116H160ZM168 117H169V116H168ZM173 117H175V116H173ZM179 117H180V116H179ZM188 117H189V116H188ZM194 117H196V118L198 117L200 123H202V124L200 125V123H199V122L197 121V119L194 118ZM201 117H202V119L204 118L205 120L202 121V120H201ZM205 117H206V118H205ZM1 118H2V117H1ZM18 118H19V117H18ZM21 118H22V117H21ZM59 118H58L56 121H58V120L61 121ZM66 118H65L64 120H62L63 122H62V121H61V122L58 121L60 124H55V125L61 127V124L65 123ZM121 118H122L123 120H121ZM127 118H128V116H127ZM127 118H126V119H127ZM133 118H134V117H133ZM133 118H132V120L134 121ZM147 118H148V119H147ZM151 118H152V117H151ZM163 118H161V119H163ZM171 118H172V117H171ZM176 118H177V116L175 117V119H176ZM6 119H7V117H6ZM12 119H13V120H17V118L14 119V117H13ZM37 119H38V118L36 117V119H32L31 122H36V123H34V124H35V125L37 124V126L39 127L38 123H39V122H42L43 120H42V121L38 120L39 122L37 123V121H36ZM54 119H52V120L54 121ZM86 119H87V118H86ZM97 119H96V120H97ZM111 119H112V118H111ZM136 119H137V117H136ZM156 119H157V118H156ZM159 119H160V118H159ZM169 119H170V118H169ZM169 119H168V120H169ZM177 119H178V118H177ZM177 119H176V120H177ZM190 119H189V120H190ZM192 119H193V121H192ZM13 120H12V121H13ZM34 120H35V121H34ZM50 120H51V118H50ZM69 120H70V121H69ZM117 120H118L119 122H117ZM120 120H121V121H120ZM127 120H128V121H127ZM127 120H125V121H123V122H126V121H127V123L130 122L129 118H128ZM149 120H151V122L153 121V122H152L153 125L150 124ZM164 120H165V122H166L167 119H164ZM171 120H172V119H171ZM171 120H170V121H171ZM173 120H174V119H173ZM206 120H207V121H206ZM28 121H30V120L28 119ZM28 121H27V122H28ZM53 121H51L52 123H51L50 121H48V122H49V125L51 124L52 127H54V124H53V123H56V121H54V122H53ZM68 121L71 122V123H68ZM72 121H73V122H72ZM94 121H95V120H94ZM97 121H98V120H97ZM100 121H99V122H100ZM133 121H131V122H133ZM141 121H142V122H141ZM170 121H168V122H170ZM179 121H181V120L179 119ZM194 121H195V122L197 121V122L199 123L200 126H199V127L197 126V128H195V126H196L195 124H196V123H195ZM201 121H202V122H201ZM205 121H206V122H205ZM27 122L24 123V125L27 124ZM44 122H43V125L45 124ZM78 122H79V121H78ZM131 122H130V123H131ZM147 122H148V123H147ZM174 122H175V121H174ZM176 122H177V121H176ZM181 122H182V121H181ZM184 122H186V121H184ZM203 122H205V123H203ZM86 123H87V122H86ZM130 123L128 124L129 126H130ZM138 123H137V124H138ZM170 123H171V122H170ZM170 123H169V124H170ZM179 123H180V122H179ZM194 123H195V124H194ZM15 124H16V123H15ZM39 124H40V123H39ZM46 124H45V125H46ZM74 124H75V125H74ZM88 124H89V123H88ZM135 124H136V120H135V122H134V125H131V126H130V127H132V128H130L129 126L127 127V125H126V127L129 128L128 130H129V131L131 130V132L128 131V132H126V133H127L128 135L131 134V135H130L131 138H133L132 136H134V137L137 139V141L139 142V139H138L139 136H138V137L135 136V135L137 134L136 132H137V129H138V128H136V130L133 131L134 134L132 135V130L135 129V126H136ZM145 124H146V125H145ZM148 124H149V125H148ZM166 124H167V123H166ZM180 124H181V123H180ZM182 124H184V123H182ZM193 124H194V125H193ZM204 124H205V125H204ZM41 125H42V123H41ZM64 125H65V124H64ZM78 125H79V124H78ZM175 125H176V124H175ZM188 125H187V126H186L185 124H184V126L182 125V126L184 127V130H187V131L190 130L189 127H188ZM202 125L205 126V127L203 128ZM8 126H9V125H8ZM19 126H20V124H19ZM22 126H23V125H22ZM80 126H81V125H80ZM110 126H111V127H110ZM133 126H134V127H133ZM172 126H173V125H172ZM172 126H171V127H172ZM177 126H178V123H177ZM6 127H7V126H6ZM12 127H14V126H12ZM23 127L26 128V126H23ZM38 127H37V128H38ZM46 127H47V125H46ZM77 127H78V126H76L75 128L78 130ZM94 127H95V126H94ZM120 127H121V126H120ZM174 127H175V126H174ZM180 127H181V125H180ZM187 127H188V128H187ZM7 128H8V127H7ZM21 128H22V127H21ZM68 128H65V129H67L66 131H65V129H64L63 127L61 128V130H60L61 133L63 132L62 129H64V131H65V134H61V136H62V135H65V136H66L67 133L70 134V131H69ZM79 128H80V127H79ZM85 128H86V127H85ZM97 128L95 129V131L93 130V131H94V134H96V130H99V129H97ZM127 128H124V130L127 129ZM186 128H187V129H186ZM27 129H28V128H27ZM42 129H43V131H42ZM42 129H41V128H38L39 131L37 130V133H35L36 130L33 131V132L36 134V138H38V139H36V138L33 137V140H35V141H36V140L40 141V140H42V139H40V136H41V135L44 136V135L46 134V137H48V136H49L48 134L52 133V131H53V133H54V131H55V133L53 134V135L55 136V140H54V141H57V140H56V132H57V131H56L54 128H52V129H54V130H52L50 133L48 132L47 128H46L47 131L45 130V126H43ZM48 129H49V127H48ZM57 129H59V128H57ZM89 129H90V127H89ZM92 129H93V126H92ZM105 129H106V130H105ZM112 129H111V131H112ZM157 129H158V130H157ZM174 129H175V128H174ZM188 129H189V130H188ZM203 129H204V130H203ZM22 130H24V129L22 128ZM44 130H45V131H44ZM70 130H71V129H70ZM77 130H76V131H77ZM79 130H80V129H79ZM81 130H82V129H81ZM81 130H80V131H81ZM120 130H122V127L120 128ZM138 130H139V129H138ZM141 130H139V131L141 132ZM155 130H156L158 133H157ZM161 130H160V131H161ZM205 130H206V131H205ZM221 130H222V131H221ZM7 131H8V130H7ZM85 131H87V132H85ZM93 131L90 129V131L88 132V130H85V129H84L83 132H85V134H86V133H87V134H92ZM111 131L108 132V134L111 133V136H113V138H118V137H116V136L118 135L119 138L122 139V137H120L121 135H119V133H121L119 130H117V132H119V133H115V136L113 135L114 132H115V130H114L113 134H112ZM149 131H148V132H149ZM154 131H155L156 133H155ZM176 131H178V129H176ZM179 131H180V130H179ZM190 131H192V128H191ZM199 131H200V132H199ZM202 131H203L204 133H203ZM8 132H9V131H8ZM14 132H15V131L13 130V133H14ZM41 132H43V134H41ZM46 132H47V133H46ZM71 132H72V131H71ZM74 132H75V130H74ZM145 132H144V133H145ZM172 132L175 133L174 130H173ZM185 132H186V131H185ZM192 132H193V131H192ZM25 133H26V132H25ZM30 133H32V132H30ZM30 133H28V134H30ZM38 133H40V136L38 135ZM44 133H45V134H44ZM63 133H64V132H63ZM78 133H79V132H78ZM105 133L103 134V135H105L104 138L107 136V134H105ZM122 133L124 134V131H122ZM126 133H125V134H126ZM135 133H136V134H135ZM144 133H143V134H144ZM0 134H1V132H0ZM2 134H3V133H2ZM19 134H20V133H19ZM19 134H18V135H19ZM73 134H74V133H73ZM82 134H83V133H82ZM82 134H81V138L84 140L85 138L82 137ZM94 134H93V135H94ZM123 134H122V135H123ZM177 134H178V133H177ZM177 134H176V135H177ZM184 134H185V133H184ZM190 134H189V136H190ZM196 134H195V135H196ZM202 134H205L206 136H205V135H203V136H205V137H207V138L203 137ZM3 135H4V134H3ZM13 135H14V134H13ZM25 135H26V134H25ZM33 135H34V134H33ZM33 135H32V136H33ZM37 135H38L39 137H37ZM83 135H84V134H83ZM93 135H91V136L89 135V136L92 137ZM101 135H102V134H101ZM101 135L99 134V136H97V137L100 138V142H99L100 144H99V145L102 146L101 144H104V146H105V144H106V140H108L109 138L107 137L108 139L106 138L105 140H104V139L101 140V137H100ZM128 135H127V136H128ZM137 135H138V134H137ZM140 135H141V133H140ZM166 135H168V136H166ZM1 136H2V135H1ZM32 136H30V137L32 138ZM54 136H53V138H54ZM65 136H64V137H65ZM73 136H74V135H72L71 138H70V136L68 135V140H69V138H70V142H72L71 139L75 137V136H74V137H73ZM76 136H77V138H79V137H78L79 135L76 134ZM86 136H87V135H85V137H86ZM108 136H109V135H108ZM141 136H142V135H141ZM143 136H144V135H143ZM146 136H145V137H146ZM164 136H163V137H164ZM201 136H202V137H201ZM221 136H222V137H221ZM11 137H13V136H11ZM19 137H20V136H19ZM19 137H18V138H19ZM24 137H25V136H24ZM27 137H28V139L30 138L29 136H27ZM44 137H45V136H44ZM50 137H52V134H51ZM57 137H59V136H57ZM66 137H67V136H66ZM87 137H88V136H87ZM87 137H86V138H87ZM94 137L96 138V135H94ZM145 137H144V138H145ZM18 138H17V139H18ZM21 138H23V137H21ZM31 138H30V140H32ZM48 138H49V137H48ZM48 138L45 139V140H48ZM59 138H60V137H59ZM59 138H58V139H59ZM62 138H63V137H62ZM62 138H60V139L57 141V143L60 144V141H61V143L63 144V142H62L63 139H62ZM77 138H74V139H75V143H76V141H77ZM99 138H96V139H99ZM102 138H103V136H102ZM119 138H118V139H119ZM123 138H124V136H123ZM127 138H128V140H129V137H127ZM139 138H140V137H139ZM147 138H145V139L147 140ZM173 138H174V140H173ZM182 138H183V139L185 138L184 140H185V143H186V144L184 143V145L181 146L180 143L182 144V142H184ZM194 138H195V139H194ZM203 138H204V139H203ZM3 139H4V137H3ZM11 139H12V138H11ZM11 139L9 140V142L6 141V143L8 142V145H9V143L11 142ZM39 139H40V140H39ZM49 139H50V138H49ZM51 139H52V138H51ZM51 139H50V142H52ZM61 139H62V140H61ZM65 139H66V138H65ZM65 139H64V140H65ZM92 139H93V138H92ZM96 139H95V140H96ZM110 139H112V138H110ZM110 139H109V140H110ZM133 139H134V138H133ZM133 139H131V142H132V144L135 142V145H136V146L133 145V146H134L133 149L131 148L132 145H131L130 140H129V141H128V140L126 141L124 147H125V148L127 147L128 150H129V148H130V149H132V150L134 151V150H136V148H137V146H138L137 149L139 150V149L141 148V146L139 145L140 143H138V145H137V142H136V141L133 142ZM136 139H134V140H136ZM179 139H180V140H179ZM181 139H182V140H181ZM189 139H191V140H189ZM201 139H202V141H200ZM205 139H206V140H205ZM208 139H209V143H207L208 146H207V145H206V146L204 145L205 147H207L208 149H210V148L213 149L212 147L215 145V147H214L215 150H216V149H221V148L223 147V151H224V149H225V150H227V153L224 152V153H221V154H220L219 152H221V150H219V151L216 150V151H215L214 149H213V150L210 149L212 152H211V151L207 152L208 149L206 150V148L203 147V148L206 150V152L208 153V155H210L213 159H212L210 156H208L207 153L204 152V151H205L204 149H203V150H204V151H203L204 153L202 152V153H203V156H199L201 153H199V155L196 154L195 151H197V150L199 149V147H202L203 142H204V141L207 142ZM220 139H221V140H220ZM0 140H1V142H2V137H0ZM15 140H16V139H15ZM19 140H20V139H19ZM30 140H29V143H30ZM33 140L31 141V143L33 142ZM43 140H44V139H43ZM43 140H42V141H43ZM72 140H73V139H72ZM80 140H81V139H80ZM80 140H79V141H80ZM83 140H81V141H83ZM87 140L89 141V140H91V139H89V137H88ZM87 140L84 141V142L86 143V145H88L87 148L84 147V146H85L84 144H83L84 146L82 147L83 149L86 148L87 150L84 149V150H85V151H84L82 148H79V149L83 150L84 152H87L89 149L92 150V149H94V148L96 147V146L93 147L94 144H92L95 140H91V142H92V143H91V146H92L93 148H91V146H89V142H88ZM113 140H114V139H113ZM143 140H144V139H143ZM143 140H142V141H143ZM211 140H212V141H211ZM13 141H14V138H13ZM13 141L11 142L12 144L15 143V141H14V142H13ZM16 141H17V140H16ZM42 141L40 142V145H41ZM73 141H74V140H73ZM98 141H99V140H98ZM98 141H97V140L95 141V142H96L95 145L98 144ZM101 141H102V142L105 141V142L102 143ZM119 141H120V140H119ZM119 141L117 142V140H114V141L111 140V143H112L114 146H113L111 143H109V141H108V144H107V145H108L110 148H116V150H117V148H118V149H121V147L119 148V146H122V145H120L121 143L119 144ZM163 141H162L161 144H164ZM199 141H200V142H199ZM219 141H220V144H218ZM222 141H223V144H221ZM1 142H0V143H1ZM3 142H5V141L3 140ZM18 142H19V141H18ZM36 142H37V141H36ZM47 142H49V140H48ZM66 142H67V140H65V143H64V144H66ZM70 142H69V143H70ZM115 142H116V143H115ZM120 142H121V141H120ZM124 142H125V141H124ZM127 142L130 143V144L128 143V144H129V145H128L129 147L126 146V145H127ZM144 142H145V141H144ZM192 142H193V143H192ZM198 142H199V144H200V143H202V144L199 146V145H198ZM205 142H204V144H205ZM237 142L239 143L238 146H236V143H237ZM16 143H17V142H16ZM23 143H25V142H23ZM57 143H56V144H54V143H53V144L50 143L51 146H48L49 143H48V144L46 143V144H47L48 147H51V148H52V147H53L52 145L55 146V145H57ZM69 143H67L66 146H70L71 143H70V144H69ZM87 143H88V144H87ZM117 143H118V144H117ZM141 143H142V142H141ZM147 143H148V145H150L149 142H147ZM147 143H146V144H145V143L143 144V146H144V148H145L146 151L144 150V148H143V150L145 151L146 154H147V148H148V147H147ZM188 143L190 144V146H191V145H195V149H197V150H195L193 146H192L193 148H190ZM191 143H192V144H191ZM214 143H215V144H214ZM1 144H5V143H1ZM1 144H0V145H1ZM26 144H27V143H26ZM44 144H45V143H43L42 146H44ZM62 144H60V147H61V148L63 147V146H61ZM68 144H69V145H68ZM81 144H82V142H81ZM109 144H111L112 146L109 145ZM165 144H166V143H165ZM209 144H214V145L212 146V145H209ZM233 144H234V146H233ZM240 144H241V145H240ZM6 145H7V144H5V147H4V145H3L4 149L6 148ZM15 145L17 146V144H15ZM34 145H36V144L34 143ZM38 145H39V144H38ZM40 145H39V146H40ZM72 145H73V144H72ZM79 145H80V143H79ZM107 145H106V146H107ZM141 145H142V144H141ZM145 145H146L147 148L145 147ZM174 145L172 144V146H174ZM187 145H188V146H187ZM197 145H198L199 147H198ZM226 145H228L229 147H226ZM9 146H10V145H9ZM9 146L7 147V149L9 148L10 150L17 152V151H16V150H17L16 147H14V148L16 149V150H14V149H12V148L9 147ZM13 146H14V144L12 145V147H13ZM28 146H29V145H28ZM36 146H37V145H36ZM64 146H65V145H64ZM104 146H102V147H100V148L102 149V148H104ZM108 146H107V148H108ZM133 146H132V147H133ZM143 146H142V147H143ZM167 146H168V145H167ZM209 146H210V147H209ZM217 146H218V147H217ZM219 146H220V147H219ZM221 146H222V147H221ZM235 146H236V147H235ZM0 147H2V145H1ZM20 147H21V146H20ZM23 147H27V146L25 145V146H23ZM23 147H21V149H22V150H21V154L24 155V154L26 153V151H25L26 148L23 149ZM55 147L57 148V151H60L61 148L58 149V148H59L58 145L55 146ZM55 147H54V148H55ZM74 147H75V150H74V148H72V146H71V148H72L73 150H72V149H71V150H72V151H76V153H79L80 151H79L78 149H76L77 145L74 146ZM80 147H81V145H80ZM124 147L122 146V148H124ZM139 147H140V148H139ZM163 147H164V146H163ZM179 147H178V148H179ZM185 147H186V149H185ZM197 147H198V148H197ZM232 147H233V148H232ZM234 147H235L236 149H235ZM245 147H246V148H245ZM34 148H37V147L34 146L32 149H34ZM51 148H50V149H51ZM63 148H64V147H63ZM66 148L68 149V147H66ZM66 148H64V150H65ZM97 148H98V150H99V147H97ZM125 148H124V151L126 150V153H124V154H125L124 156H122V155L120 154L122 151H120V152L118 151V153H119L120 156H121V157H120L119 154H115V153L113 152V151H114L113 149H111V150H112V151H111L112 153H111L110 155H111V157H113V154H114L115 157H116V156L119 157V160H118L119 162H120V161H123L122 159H124V161H126V162L128 161L127 163L124 162V164H122V165H121V162L118 164V165L121 166V167H122L123 165H125V168L122 167V168H124V170L126 169V167L129 168V165H128V164H131V163H132L131 166H130V169L127 170V174L124 173L125 176L128 175V177H129V178L127 177V178H128L127 180H128L129 182H127V180H126V184H128V183L130 184V180H133L132 182H133V183L135 182L134 185L136 184L137 187H138V185H139V187H140V186H142V185H141V181H142L143 179H145L146 177H148L147 179L150 180V183H151V184H150L149 182H147V179H146V183L150 184V188L152 187V189H154V191H153V192L150 191V192H149L150 194H149L148 191H146V187H147L146 185H147V184H144L145 187H144V185H143V188H142V187H140V188L138 187L140 190H137V189H136V190L139 191V192H137V193L134 192V193H136V194H140V193H141V194H140V197H142V196L144 195V196H143V197H145V198H144V201L147 200V201H145V202H147L146 205H149L148 203L151 201V199L149 198L150 201L148 202V200H149V199H148V195H150V197L153 196L154 199L156 198L155 202H158V201H159V204H158V207H159V205L161 204V201H162L161 199H163V198H159V196L161 195L160 197H162V196H163V195H162V194H163L162 192L164 191V190H163V191L161 192L160 190L165 189V188H162V186L164 187V184L162 183V179L164 178L163 182L165 183V182H166L165 180H167V179H166L167 177H165V175H168V178L170 177V179H168V182H169V183H170V182L173 183L172 185H174L175 183L177 184V179H178L179 177H181L182 174H184V173H182V174L178 175L179 173L182 172V171L180 170L181 167L178 166L177 164H176V166H178V167H180V168H178V167H176V166L174 167V171L177 170V169L180 170L179 173H177L178 171H175V172H176V175L178 176L177 179L175 178V177H176L175 174H172V175H173V176H172L170 173H168V172H170V171L173 170V168L171 167V165H170L169 167H166V165H165V167H163V168L161 169L164 173L160 171L161 174H163L164 176H163V175H160V174H158V173H160V172H159L160 169H159L158 167H156L155 164L152 165V167L154 166V168H152V167H151V168H150V167L147 168L149 165L152 164V163H151V162H152L151 159L153 158V157H152V156H153L152 154L155 153V151L153 150V148H151L153 152H151V150L148 151V152H149L148 154L152 153L151 155L148 156V163L146 162V161H147V160H146L147 158L145 157L146 154H145V153H143V154L141 153L143 150L140 151V154H141L140 156L144 155V156H142V157H144V159H145L146 161L143 160L142 157H141V159H142L143 161H145L147 164H146L145 162H143V161H140V159H139V158H140L139 154H137L138 156L135 155L136 157H138V159L136 158L137 160H136V159H133L132 156L134 155V152L137 151L136 153H139L138 150H136V151H134L133 153H131L132 150H129V151H130V152H129V151H128L127 149H125ZM183 148L185 149L186 152H188V150H189V149L187 150V148L193 149V151H194V150H195V151H194L193 153H191L192 150H190L191 155H190V157H189V156H188V153H187V155H186V152H183V151H184ZM227 148H229V149H227ZM255 148H256L257 151H259L258 149H260V152H261V153H259V152L256 151L257 154H258V157H256V156H255L256 152L254 151L255 153H254V155H252L253 158H252V157L249 158L250 156L247 154L248 151L251 150V149H252L251 151H253V149H255ZM257 148H258V149H257ZM7 149H6V152H7ZM50 149L48 148V151L51 152ZM67 149H66V150H67ZM105 149H106V148H104L103 150H105ZM148 149H149V148H148ZM162 149H163V148H162ZM167 149H168V148H167ZM230 149L233 150V151H230V154H228V151H229ZM248 149H249V150H248ZM2 150H3V148H2ZM2 150H1V151H2ZM23 150H24V151H23ZM34 150H35V149H34ZM36 150H37V149H36ZM55 150H56V149H55ZM55 150H54V151H55ZM61 150H62V149H61ZM64 150H63V151H64ZM66 150H65V151H66ZM68 150H69V149H68ZM77 150H78L79 152H77ZM103 150H102V151H103ZM108 150H110V149H109V148L106 149L107 152L104 151V153H108ZM163 150H164V149H163ZM177 150H178V149H177ZM199 150H200V149H199ZM199 150H198L197 152H199ZM201 150H202V149H201ZM201 150H200V151H201ZM240 150H242V148H241ZM243 150H242V151H243ZM246 150H247V151H246ZM19 151H20V150H19ZM39 151H41V150L39 149ZM52 151H53V150H52ZM54 151L52 152V154H54V156H55ZM63 151H62V152H63ZM72 151H68V152H72ZM93 151H96V150L94 149ZM124 151H123V152H124ZM127 151H128V153H127ZM144 151H143V152H144ZM217 151H218V153H217ZM3 152H4V151L0 152V153L2 154V156H3ZM41 152H42V151H41ZM55 152H56V151H55ZM62 152L60 151L61 156L59 157V154H58V158H60V159L63 160V159L66 158V157L63 155V154L66 153V152H63V154H62ZM68 152L66 153V154H67V157L70 155ZM81 152H82V151H81ZM81 152L79 153L80 155H81ZM84 152H82V156H80V155L78 154L79 157H80L81 159H79L78 156H76L77 159H79V160H78L79 163H78V161L76 162V161L74 160V156H72V157H73V160H74V162L72 163V165H74V163H78V164H79L78 166H81V168H84L83 165L85 166V165L88 163L87 160L89 159L88 157H87V160L83 158V156L85 157V153H84ZM89 152H90V151H89ZM89 152H88V153H89ZM91 152H92V151H91ZM99 152H100V150H99L98 152H96V153L98 154ZM115 152L117 153V151H115ZM123 152H122V153H123ZM172 152H174V153H172ZM181 152H182L183 155H184V153H185V157H186L185 159H183L184 156L182 157V155L180 154ZM213 152H215V153H213ZM240 152H241V151H240ZM243 152H244V151H243ZM243 152H241V153L243 154ZM9 153H10V154H9ZM76 153H75V154H76ZM83 153H84V155H83ZM88 153H86V154H88ZM93 153H94V152H92V154H91V153H90V154H91L92 156H94ZM104 153L102 152V154L104 155V157H103V155H101L103 158H105V155H106V157H107V155H109V153H108V154H104ZM130 153H131V154H130ZM234 153L237 154L238 152L235 151ZM241 153H240V154L238 153L239 156H240V158H241ZM249 153H250V155H251L253 152H249ZM1 154H0V155H1ZM4 154H5V153H4ZM7 154H9L10 156H11L12 154L15 155V153H13V152H12V154H11L10 151H9L8 153H6V155H7ZM19 154H20V152H19ZM26 154H27V153H26ZM26 154H25V156H26ZM28 154H29V153H28ZM39 154H40V153H39ZM42 154L44 155V152H42ZM45 154H46L47 159H46V158H43L44 156L41 155V157H42V158H40L41 161H42V160H44V161L48 160V161H49V160H51V159L54 158V156L51 155V154H49V155L52 156L53 158H50L49 156H47V154H48L47 152H45ZM94 154H95V153H94ZM97 154H96V155H97ZM129 154H130V155H129ZM132 154H133V155H132ZM148 154H147V155H148ZM179 154H180V155H179ZM193 154H194V155H193ZM204 154H206V155H204ZM212 154H213V155H212ZM225 154L228 155L229 158H228ZM231 154H232V155H231ZM236 154H235V155H236ZM260 154H261V155H260ZM9 155H8V156H9ZM30 155H31V154H30ZM30 155H28V156H30ZM33 155H34V154H33ZM36 155H37L36 158H37L38 161H39L40 159L38 158V153H36ZM36 155H35V156H36ZM56 155H57V153H56ZM76 155H77V154H76ZM196 155L199 156V157H203V159H202L203 161H202L201 159H199L198 157H196ZM201 155H202V154H201ZM224 155H225L226 157H225ZM230 155L232 156V159H231V160H230V157H231ZM259 155H260V157H259ZM2 156H1V157H2ZM8 156H7V157H8ZM21 156H22V155H20L19 157L17 156V158H18V159L20 158V160H21V159L24 160L26 157L28 158V156H26V157L22 156L23 158H21ZM39 156H40V155H39ZM86 156H87V155H86ZM88 156H90V155H88ZM92 156H90V158H91ZM130 156H131V157H130ZM135 156H134V158H135ZM150 156H151V157H150ZM187 156H188L189 158H188ZM192 156H193V158H191ZM194 156L199 160V161H198L197 159H195L196 161H198V164H199V165L197 164V162H196V163H193L192 160L194 159ZM1 157H0V158H1ZM7 157H6V158H7ZM11 157H12V156H11ZM11 157H8L7 160H9V158H11ZM30 157H31V156H30ZM33 157H34V156H33ZM64 157H65V158H64ZM99 157H100V156H98V159H100ZM102 157H101V159H100L101 161H99L100 163H102V164H100L101 169L103 168L102 165H103L104 163H106L105 166H108L107 164H109V163L111 162V161L108 162L110 159L112 160V162L110 163V164H111L110 167H112L113 169H112V171H111V170H109L108 168L104 167L103 170H102L103 172L99 169L103 174H102V173L99 174L100 171H99L98 169H97L96 171H94V173L96 172V173H95L96 175L99 174L101 180L103 179V181L107 179V178H105V177H107V175L110 173V172H107V174H106V172H104V169H105V171H107V170H108V171H111V174L109 175V177H111V175H113V177L115 178L116 175H120V174H115V173H113V171H116V169H117V170L121 169V168H118L119 166L116 165V163H117L118 161H115V159L117 160V158H114V157H113V158H110V157L108 156L109 160H106V158H105V161H102V160H103ZM125 157H126V158H125ZM168 157H170V158L168 159ZM171 157H172V158H171ZM177 157H179V158H177ZM180 157H182V158H180ZM204 157H205V158H204ZM206 157H207V158H206ZM215 157H216V156H215ZM217 157H216V158H217ZM3 158H4V157H3ZM48 158H50V159H48ZM55 158H56V156H55ZM55 158H54V159H55ZM58 158H56V161H57V160L61 161V160L58 159ZM85 158H86V157H85ZM121 158H122V159H121ZM149 158H150V159H149ZM163 158L166 159V162L164 161ZM176 158H177V159H176ZM190 158H191V159H190ZM222 158H221V159H222ZM240 158H239V160H240ZM257 158H258V159H257ZM12 159H13V158H12ZM15 159H16V157H15ZM18 159H17L16 161L12 160V162L14 161L15 163H14V162H13V163H14L15 165H17L16 162L18 161V162H19V165H22V163L20 164V160H18ZM29 159H30V158H29ZM37 159H36V160H37ZM54 159H53V160H54ZM67 159H70V160H69V161H65V160H67ZM67 159L61 161V163H59V161H57L58 164H55V165H56V166L58 165L57 167H60V169H61L62 167H64V166H63V163H66V162H68V163H69V162H72V161H71V160H72L71 158L68 157ZM91 159H92V158H91ZM91 159H89L90 163H88V164H90V167H88L89 170H90V168H91V165L93 164L92 161H91ZM93 159L95 160V158H93ZM93 159H92V160H93ZM96 159H97V158H96ZM125 159H126V160H125ZM129 159H130V160H129ZM157 159H158V158H157ZM206 159H207L209 162H208V161H205ZM210 159H212V160H210ZM221 159H220V160H221ZM224 159H222L221 161L223 162ZM227 159H226V161H227ZM250 159H251V160H250ZM254 159H255V160H254ZM1 160H2V158L0 159V166H1V164H2V161H1ZM5 160H6V159H3V161H5ZM7 160H6V161H7ZM84 160L87 162V163L85 162L86 164H83ZM133 160H134V161H133ZM138 160H139L140 165H143V164H144L143 166H145V164H146V166H147V165H148V166H147V167H146V166H145V167L142 166V168H143V169H142L141 166L139 165V163H137ZM167 160H171V161H168V162H167ZM179 160H180V161H179ZM220 160H219V163H220ZM235 160H236V161H235V163H236V162H237V158H236ZM256 160H257V161H256ZM26 161H28V159H26ZM26 161H25V162H26ZM38 161H37V162H38ZM64 161H65V162H64ZM80 161H81V162L83 161L82 164L80 163ZM95 161H96V160H95ZM95 161H94V163L96 164L97 161H96V162H95ZM114 161H115V162H114ZM175 161H176V162H175ZM181 161H182V162H181ZM213 161H212V164L214 163ZM244 161H243L242 158H241V161H238V162H237V166L240 167V168H239V171H240L241 168L244 170V167L242 166V163H239V162H244ZM252 161H254V162H252ZM258 161H259V162H258ZM7 162H9V161H7ZM10 162H11V161H10ZM10 162H9V163H10ZM21 162H24V161H21ZM25 162H24V163H25ZM29 162H30V160H29ZM62 162H63V163H62ZM103 162H104V163H103ZM133 162L135 163V165L133 164ZM141 162H143V163L141 164ZM189 162L187 163V161H186L185 164H189ZM194 162H195V161H194ZM33 163H35L36 166H34V167H36V168L38 167V168L40 169L42 166L45 167L44 170L42 169V171L44 172V174L46 173V172H45V169L47 168V169L50 170V167H51V166L49 167L48 162H47V165H48V166L45 165V164L41 166V164H40L41 162L38 163V164H40V167H39L38 164H36L35 160H34ZM54 163H55V162H54ZM68 163H66V164L68 165ZM91 163H92V164H91ZM112 163H113V164H112ZM174 163H173V165H174ZM203 163H204V164H203ZM217 163H218V162H217ZM219 163H218V164H219ZM228 163H229V162H228ZM230 163H231V162H230ZM257 163H259V164H257ZM10 164H11V163H10ZM14 164H13V165H14ZM27 164H28V163L26 162V166H28V168H29L30 166H32V164H28V165H27ZM42 164H43V163H42ZM95 164H93L92 166L94 167ZM97 164H98V163H97ZM190 164H189V165H190ZM193 164H195V165H193ZM196 164H197L198 166H196ZM209 164H210V163H209ZM212 164H210L211 167H212L213 165H214V166H215V165L217 166L216 163H214L213 165H212ZM223 164H224V162H223ZM239 164H241V165H239ZM8 165H9V164L7 163V166H8ZM19 165H17V166H19ZM37 165H38V166H37ZM53 165H54V164H53ZM64 165H65V164H64ZM72 165H71V166H72ZM113 165H114L115 168L113 167ZM126 165H128V166H126ZM160 165H161V167H160ZM200 165H201V167H200ZM226 165H228V164H225V166H226ZM231 165H232V163H231ZM11 166H12V164L10 165V167H11ZM22 166H23V165H22ZM22 166H20V168H21L20 170H19V167H15V166H14V169H13V170H17V169H18V170H19V171H18L19 173L22 172V173H20V174L18 173L17 176L15 175L16 172H15V173H14L13 171L11 172L12 174L14 173L13 175L16 177V178H15L14 176H11V179H13L12 177H14V178H15V182L17 181V182H16V185H17V183H18L19 181H20V183H22V184L24 185V182H23V181H24V180H23V178H24V173H23L24 169H23V168H24L25 165H24L23 167H22ZM61 166H62V167H61ZM69 166H70V163H69ZM74 166H75V165H74ZM74 166H73L72 168L70 167L71 169L68 171V170H67L68 167L66 168V165H65V167H64V168H66V169H65L66 172H65V170H64L65 174L68 173V172L71 174V171L75 173V171H76V167L78 168V166H76V167H74ZM88 166H89V165H88ZM116 166H117V167H116ZM135 166H136V167H135ZM137 166H139L142 170H144V171H141V172H142V173L144 172V175L146 176V177H145L144 175H142L143 177H145V178H143V179H142V177L139 176L140 184H137V181H135V180H136V177H135V180L133 179V177H134V176L138 173V171H139V170H138V171L135 170V168H137ZM186 166H188V165H186ZM208 166H209V165L205 166L208 170L211 169L210 171H212V170L214 169V166H213V169H212V168H209ZM216 166H215V167H216ZM222 166H223V165H222ZM225 166H224V168H225ZM229 166H230V165H228V167H227L226 170H230V171L233 170V169H232V166H233V168L235 169V172H237L236 169H238V168L236 167V164H235V166L232 165L230 169H229ZM258 166H259V167H258ZM8 167H9V166H8ZM8 167L4 166V168H6V170H5L4 168H3V169H4L5 171H7V172H3V173H1V175H2V179H3V180L5 179V181H8V182H7L8 185H7V186L5 185L6 188H7V190H8V189H11L12 186H14L13 188L16 187L15 184L11 186V181H9L10 178H6L7 175H9V174H8V171H9V173H10V171H11V170H9L10 168L7 170ZM32 167H33V166H32ZM48 167H49V168H48ZM54 167H55V166H54ZM100 167H99V168H100ZM108 167H109V166H108ZM132 167H133V169H131ZM139 167H138V169H140ZM155 167H156V169H158L157 172H156ZM170 167H171L172 170L170 169ZM184 167H185V166H184ZM199 167H200V168H199ZM205 167H203V168H205ZM253 167H252V168H253ZM12 168H13V166H12ZM12 168H11V169H12ZM25 168H26V167H25ZM38 168H37V169H38ZM64 168H62V169H64ZM73 168H75V171L73 170ZM79 168H80V167H79ZM79 168L77 169V172H78V171H81V172H82V171H84L85 169H88V168L86 167V168H84V170H81V168H80V170H79ZM97 168H98V165H97ZM144 168H145L146 170L148 169V171H149V170H152V169L155 170V171L152 170V172H150V171L148 172V171H147V173H145L146 171H145ZM165 168H167V169L169 168V169H170V171L166 170V171H168V172H167L168 174H167L166 171L164 170ZM193 168H192V170H191V169H189V166H188L185 172L188 171V173H189V172L193 171ZM1 169H2V167H1ZM22 169H23V170H22ZM37 169H36V171H37ZM47 169H46V170H47ZM60 169H59V168H58V169L56 168V169H54V170H56V171L52 172L51 174H48V173H47V176H46V174H45V176H46L47 178L50 177L51 180H52V177H54V176H55V177L57 176V178H58L59 174L64 175L63 173H60L61 170H62V169H61V170H60ZM92 169H93V168H91V170H90V173H91V174L87 172V173L90 174L91 176L86 175V174H85V175H84V174H81V177H82V178H81L80 175H79L80 173L75 174V176H77L78 178H81V179H83V175L86 176V179H87L88 177L91 178L92 175H93V172H91ZM95 169H96V168H95ZM95 169H94V170H95ZM182 169H185V168H182ZM221 169H222V168H221ZM262 169H264V168H261V170H262ZM29 170H30V169H29ZM32 170L34 171L35 168H31V172H32ZM124 170H123V172H124ZM129 170H130V171H129ZM131 170H132V172H131ZM223 170L226 171L225 169H223ZM248 170H249V171H248ZM0 171H1V170H0ZM2 171H3V170H2ZM25 171H26V170H25ZM25 171H24V172H25ZM36 171H35V172H36ZM40 171H41V170H40ZM42 171H41V172H42ZM58 171H59V173H58ZM87 171H88V170H87ZM97 171H98V172H97ZM120 171L122 172V169H121ZM120 171H119V173H120ZM134 171H135L136 173H135ZM174 171H173V172H174ZM214 171H215V173H216V172H218V169H217V170L214 169ZM230 171H229V173H230L229 176H230L231 178H233V177L231 176L232 174H233V176H236V175H237V178H238L239 172H238V174H235V175H234V173H233V172L231 173ZM233 171H234V170H233ZM47 172H48V170H47ZM55 172H56V173H55ZM77 172H76V173H77ZM84 172H85V171H84ZM117 172H118V171H117ZM123 172H122V176L125 178ZM125 172H126V171H125ZM141 172H139L138 174H142ZM154 172H155V173H154ZM212 172H213V171H212ZM257 172H259L260 174L257 173ZM11 173H10V174H11ZM25 173H27V172H25ZM112 173H113V174H112ZM132 173H135V174H132ZM148 173H149V176H148ZM150 173H153L154 175L156 174V176L154 177V175H153V174L150 175ZM165 173H166V174H165ZM193 173H194V172H193ZM193 173H191V174L189 173L190 175H189V177L187 176V178H189V179L192 178V177H193V175H192ZM207 173H208V172H207ZM215 173H214V174H215ZM219 173H221V172H219ZM225 173H228V172H225ZM5 174H7V175L5 176ZM12 174H11V175H12ZM27 174H28V176L30 177V174H32V173L29 172V173H27ZM33 174H34V176H33L32 178H37L40 174H43V173H40V172H39V175H38V171H37L36 174H35L34 172H33ZM33 174H32V175H33ZM53 174H54V175H53ZM72 174H73V173H72ZM138 174H137V175H138ZM157 174H158V175H157ZM195 174H197V173H195ZM199 174H200V173H199ZM216 174H217V173H216ZM243 174H244V173H243ZM36 175H38V176H36ZM48 175H49V176H48ZM66 175H67V174H66ZM66 175H65V178H67ZM96 175H95V176L93 175L94 178L90 179V180H92V181H90V182L93 183V184L91 183L92 185L95 184V186H98V185H96V183L99 181V179H98V178L95 179ZM101 175H104L105 177L103 176V177H104V178H103V177H101ZM130 175H133V177H131ZM137 175H136V176H137ZM159 175H160V176H163V177H160V178H161V179H160V178H159ZM174 175H175V176H174ZM208 175H209V174H208ZM210 175L212 176V174H210ZM210 175H209V176H210ZM218 175H219V174H218ZM218 175H217L216 177H219ZM253 175H254V176H253ZM258 175H259V176H258ZM3 176H4V178H3ZM19 176H21V177L23 176V178H22L21 180H19V179L17 180V178H18ZM35 176H36V177H35ZM40 176H41V175H40ZM40 176L38 177L39 179H40ZM43 176H44V175H43ZM45 176H44V178H45ZM75 176H74V175H71V178H73V177L75 178ZM122 176L120 175V177H122ZM150 176H151V179H150ZM190 176H192V177H190ZM194 176H195V175H194ZM209 176H208V177H209ZM225 176H226V174H225ZM227 176H228V175H227ZM241 176H242V175H241ZM250 176H248V177H250ZM62 177H63V176H62ZM77 177H76V178H77ZM97 177H98V176H97ZM113 177H111V179H112ZM156 177L160 179V180L158 179V182H157V180H156V179H157ZM208 177L206 176V177H205L206 179L204 178V179L201 180L200 183H201V184L203 183V184H202L203 186H201V184L198 182V183L200 184L199 187H198V189H197V188H194L195 190L197 189V190H196L197 193H196V191H195L196 195L200 194V195H202L200 199H203V201H204V199L206 200V201H204L205 203H206V202L208 203L209 198L212 197L211 193L213 194V192H215L214 190H213L212 192L207 191V190H209V189H208L209 186H211V185H209V184H211V183L214 181V180H211V181H212V182H211L210 180L207 179ZM221 177H222V179H224V178H223V177H224L223 175H221ZM221 177H219V178H221ZM230 177H229V178H230ZM245 177H246V176H245ZM30 178H31V177H30ZM32 178H31V179H32ZM63 178H64V177H63ZM68 178H69V177H68ZM71 178H69V179H71ZM74 178L71 179V181L74 180ZM76 178H75V180H76L75 182H77V183H74V182H73L74 185H72L73 183L71 184V181L69 182V179H67L68 182H66V179H65L63 183H61L58 179H55V181L58 180V181H56V186H57V183L60 182V183H59V184H60V189H59V190H61V188H62L61 186H62V185L64 186V183H65V184L68 183V188H67V186L65 185L64 187H66V188L63 189V190H64V193H63V192L61 193V191H60L59 194H58V195H60V196H58V197H57V195H56V197H55V194L58 193V192L55 191V192H56V193H55L54 191H52L54 188H56V186H55L53 189L50 187V186H52V185L54 184V183H52V184L49 183V182H50V179H47V182L49 181V182H48V183H49L48 185H50L49 187L52 189V190L50 189V191H49L48 187L46 188V186H48V185H47V182H45V180H44V182H45L46 186H43L44 182H43L42 178L40 179V180H42V181H40V182H39L38 179H36V180H38V181L35 180L36 182H39V183H40V184L37 183L38 185L35 184V185L37 186V188H39L38 191H39L40 193H41L44 189L46 190V192L48 191V193L46 194V192H45V190H44L43 192H44L45 194L42 192V193L44 194V197L38 196L39 198L37 197V195H39V194H38L39 192H37V188H36V186H35L34 184H33V185H34V188H36V190H35V189H32V186H33V185H31V188H30L31 191H30L29 188H28L29 191L27 190V191L25 192L24 190L27 189V188L25 187V185H24L25 189L22 188L21 185H20V187H19V185H18L19 188L16 187V188L18 189V190H17L18 192H13V191L16 190V188H15V189H14L13 191H11V193L9 194V193H8L9 190H8V191H7V190H4V189H6V188L4 187V184H5L4 182H5V181L0 183V186L2 185L1 188H2V189L4 188L3 190L0 188V189L2 190V192L4 193V192L6 191L5 193H6L7 195L10 196V198H11L12 201L14 200V203H15V201H16V197H17L19 200H20V198H21V201L23 202L22 204H23V207H24V208L21 207L22 204H21L20 202L16 201V204H15L16 207H13V206H12V210H16L17 213L15 212V213H16V214H15L14 211H12L13 214L11 215V217H9V215H10L11 213L5 211L3 208H5V206H4L5 203L7 202V203L9 204V202H10L11 200H9V197H8V199H7V195H5V196L2 195V196H1V194H0V196H1V197H0V200H1V203H0V204L2 205V204L4 203V205L0 206V213H1V214H0V217H2V215H5V217L3 216L4 218H1V219L4 220V219H6L7 216H8V219H6L5 224L9 225L8 228H7V225L3 227V228L5 229V231H4V229H2V230H3V232L6 233L7 229H9V234H10V235H9L8 233H7V234H5V233L0 234V250L2 249L0 255H1L2 253H4V252H2L4 246H5V248H6V249L4 248V249L6 250V251L4 250V251L6 252V253H4V255H5V254H7L9 247H10L11 245L15 244L14 239H15L17 236H16L15 238L12 237V236L15 235L14 233H18V232L21 233L22 230L25 228V227L22 226V225H24V226H28V229H29V230L31 229V227H32L33 229H35V233H36V235H38V234L40 233V230H41V234L38 235V236H34V237L31 236V234H33V231L31 232L32 229H31L30 231H29L28 229H26V228H25L26 230H23V231H26V233H27V232H30V234L27 233V234H24V235H23V234L21 233V235H22L21 237H23V239H21V241H23V243H24V244H23L24 247H22V248H23V249L25 248V250H24L23 253H25V251L28 250V254H27V253H26V254L28 255V257H30V258H28V259L30 260V261H29V262H30L29 264H60L59 262H61L62 259L68 260V263H66V264H73L74 262H76L77 264H79V263H80L79 261H80L81 259H82L81 262L83 261V258H82V257H84L83 254H80V253L78 254L79 251L77 252V251L75 250V249H77V247H75V242H74L75 240H74V239H76V238H77V235L79 234L78 237L81 236V238L84 239L85 242H86V240H87L86 238L82 237V235L84 234V231L86 232V230H87V227H86L87 224H86V222L83 223V221L85 220V218H86L87 216H85V218H84L83 215H85V213H86V215L89 214L88 217H89V216H92V215L90 214L91 211L88 213V208H87L88 205H84L85 208H83L84 206L82 205V209H84V210H80L79 212H78V211H77V212H74V211H72L71 209H69V207H68V208H67V209H68V212H66V213H67V216L64 215V217H63V218L66 217L64 220H61L62 215H63V212H62L61 210H65V208L60 210V212H61V214H62L61 216H60V212H57V211H59V210H56V209H58V207H59L58 205H60V207H61V206L63 207V206H65V205L68 206L69 203L71 204V202H70L69 199H68L69 201H67V200L65 201L67 204L64 203V201H63V205H61L62 203H61V204H57L58 201H57L56 198H60V197H62V200H65L67 197H68V198H69V197L71 198L70 195H72V194L74 193V192L71 191V190L73 189V188H72L73 186L75 187V185H77V188L75 187L76 189H74L75 191H77V194H78V197L76 196V197H77V200L80 201L81 198L83 197L82 194H84V191H85L84 188H86V187L83 186V185L81 184V183H82L81 180H80L81 182L79 183V179H76ZM114 178H113V179H114ZM124 178H123V180H124ZM130 178H132V179H130ZM152 178H153V181H151ZM173 178H174V179H173ZM182 178H186V176H184V177H182ZM187 178H186V179H179V181H181V180H183V181H184V180L188 181ZM212 178H214V177H212ZM231 178H230V180H229V181H230L229 183L226 182V179H227V178L225 179V181H222V180L220 179L222 182H225V184L222 183V184H223L222 186L225 187L226 183L231 184V181H232ZM243 178H244V177H243ZM11 179H10V180H11ZM59 179L61 180V177H60V176H59ZM86 179H85V180H86ZM94 179H95L96 181H97V180H98V181L95 183V182H94V181H95ZM119 179H120V178H119ZM141 179H142V180H141ZM239 179H240V178H239ZM247 179H248V178H247ZM254 179H255V178H254ZM256 179H255V180H256ZM258 179H259V178H258ZM0 180H1V177H0ZM3 180H2V181H3ZM13 180H14V179H13ZM22 180H23V181H22ZM33 180H34V179H33ZM53 180H54V178H53ZM53 180H52V182H54ZM120 180H121V179H120ZM120 180H119V181H120ZM123 180H122V181H123ZM137 180H138V179H137ZM172 180H173V181H172ZM174 180H176V182H175ZM190 180H191V179H190ZM220 180L217 181V183H216V181H215V184H218V182H221ZM227 180H228V179H227ZM244 180H245V179H244ZM249 180H250V178H249ZM259 180H260V179H259ZM21 181H22V182H21ZM83 181H84V180H83ZM88 181H89V179H87V181H86L85 183L83 182V184H84V185H88ZM103 181H102V182H103ZM107 181H108V179L106 180V182H107ZM159 181H160V184H158ZM186 181H185V182H186ZM196 181H197V180H196ZM199 181H200V180H199ZM206 181H207V182L210 181L211 183L208 184ZM235 181H237V180L234 178V181H233V182L235 183ZM239 181H240V180H239ZM239 181H238V182H239ZM252 181H253V180H252ZM252 181H251V183H252ZM9 182H10V184H9ZM12 182H13V181H12ZM102 182H100V184H99V188L106 186L105 184H104V185L102 184V185H103V186H102V185H101ZM114 182H115V183H114ZM138 182H139V181H138ZM152 182H154V184H153ZM168 182L165 183V187H166V186H167V187H168V186H171V185H168ZM185 182H184V183H185ZM204 182H205V184H207V186H208V185H209V186H208V187H207V186H204V185H205ZM31 183H32V182H31ZM78 183L81 184V185H78ZM122 183H123V182H122ZM122 183H121V188H122V186H123ZM178 183H180V182H178ZM181 183H182V182H181ZM184 183H183V185H182L183 187H184ZM186 183H187V182H186ZM213 183H214V182H213ZM234 183H233V184H234ZM247 183L249 184L250 182H247ZM256 183H258V185H259V182H256ZM256 183L254 182L257 191H259V190H258L259 187H261V186L264 187V181L261 180V182H260V185H261V186H260V185L257 186ZM41 184H42V188H44V189H41ZM45 184H44V185H45ZM91 184H89L88 187L92 188V185H91ZM106 184H107V183H106ZM111 184H112V183H111ZM115 184H116V180L113 181V185H111V186H108V185H107V186H108V188H109V187H110V188H111V187H114V188H112V190H114L115 187L118 188V186H119L118 183H117V186H116ZM152 184H153V185H152ZM162 184H163V185H162ZM176 184H175V186H176ZM190 184H191V183L189 182V189H190V191L188 190V187H187L188 183H187V185H186V187H187V188H186V191L188 190V191H187V194L193 190L192 188H190ZM236 184H238V183H236ZM241 184H243V183H241ZM245 184H246V183H245ZM245 184H243V185H245ZM9 185H10V187H9ZM23 185H22V186H23ZM54 185H55V184H54ZM70 185H71L72 187H71ZM90 185H91V186H90ZM109 185H110V184H109ZM124 185H125V184H124ZM151 185H152V186H151ZM154 185H155V186H154ZM158 185H160L159 187L162 188V189H160L159 187H157ZM177 185H179V184H177ZM194 185H195V183H194ZM234 185H235V184H234ZM243 185H242V186H243ZM58 186H59V185H58ZM58 186H57V187H58ZM78 186H79V187H78ZM81 186H83L84 188H82ZM100 186H101V187H100ZM107 186H106V187H107ZM148 186H149V185H148ZM213 186H215V185L213 184ZM217 186H219V185H217ZM220 186H221V184H220ZM220 186H219V189L222 190L221 188H223V187L220 188ZM52 187H53V186H52ZM80 187H81L82 189H81ZM119 187H120V186H119ZM124 187H126V189H127V186H123V188H124ZM156 187L159 189V192L157 191L158 189H156ZM172 187L175 189L174 186H171V188H172ZM176 187H177V186H176ZM183 187H182V189H180V190H183ZM192 187H194V186H192ZM195 187H197V186L195 185ZM204 187H207V189L203 190ZM226 187H230V186L228 185V186H226ZM226 187H225V189H227ZM240 187H241V186H240ZM252 187H253V186H252ZM262 187H261V188H262ZM58 188H59V187H58ZM58 188H56V189H54V190H57ZM70 188H72V189L70 190ZM78 188H79V191H80V190L83 191V189H84V191H83V193L81 194V196L79 195V194L81 193V191H80V193H79V192H78ZM99 188H98V192H97V187H96V188H95V187L92 188V190H94V191L91 190V193H96V192L99 193ZM121 188L116 189V191H115V190H114V191H115V192H118ZM150 188H149V190H150ZM171 188H170V189H171ZM173 188H172V189H173ZM178 188H179V187H178ZM211 188H212V186H211ZM215 188H216V187H215ZM217 188H218V187H217ZM236 188H237V187H236ZM243 188H244V187H243ZM245 188H246V189H245L244 192H245V194H246V193H247L246 190H248L247 185H246ZM249 188H250V186H249ZM261 188H260V191H261V194H262V193H264V188H262V190H261ZM40 189H41V190H40ZM87 189H89V188H87ZM102 189H103V190L105 189L104 191H108V190H109V189L106 190V188H102ZM102 189H101L100 191H102ZM141 189H143V190H141ZM174 189H173V191H174ZM200 189L203 190V193L201 192ZM212 189H214V187H213ZM212 189H211V190H212ZM223 189H224V188H223ZM239 189H240V188H239ZM250 189H251V188H250ZM250 189H249V190H250ZM1 190H0V191H1ZM11 190H12V189H11ZM32 190H34V191H32ZM59 190H58V191H59ZM89 190H90V189H89ZM95 190H96V191H95ZM112 190H110L111 193L108 191L109 194L103 192V193L107 194V196H106L105 198L109 197L110 194L113 193ZM117 190H118V191H117ZM123 190H124V189H123ZM123 190H121V191L124 192ZM136 190H135V191H136ZM155 190L157 191V193H156ZM215 190H216V189H215ZM249 190H248V193L246 194V196H247L248 194H250V193H249ZM252 190H253V189H252ZM65 191H66V192H65ZM69 191H71L72 193H71V192L69 193ZM145 191H146V192H145ZM165 191H166V190H165ZM168 191H169V189H168ZM168 191L166 192L167 194L169 193V194L171 195V194L173 193V191H172V192H170V191L168 192ZM186 191H185V192H186ZM204 191H207V193H208V197H209V198L206 199V197H205L204 195H206L207 193L205 192V194H204ZM226 191H230V192H228V193H232V190H228V189H227ZM2 192H1V193H2ZM19 192H20V194H18V196H20V197L15 196V195H17V193H19ZM29 192L31 193L30 195L33 196V197L30 196L31 199L33 198V199H32L33 201H34V198H35V199H40V198H42V202H41V199H40V201L36 200L37 202H34L35 204H34V203L32 204L33 201L30 202L31 205L33 206V207H32L33 210H31L32 208H31V205H30V204H29V205H30V208H29V206H28V202H29L28 199L31 201V199L28 198ZM34 192L37 193L35 196H34V194H35ZM67 192H68V193H67ZM119 192H120V191H119ZM143 192H144V194H143ZM154 192L156 193L155 195L153 194ZM160 192H161L162 194H160ZM176 192H177V191H176V189H175V193H176ZM193 192H194V191H193ZM217 192L219 193V190H217ZM234 192L236 193L235 190H233V194H234ZM250 192H251V190H250ZM3 193H2V194H3ZM12 193H13V194H12ZM14 193H15V194H14ZM26 193H27V194H26ZM42 193H41V195H42ZM53 193H54V194H53ZM65 193L69 194V196H66V198L63 197V196H61V194L63 195V194H65ZM87 193H88V192H87ZM87 193H85V194L87 195ZM91 193H89L90 195L88 194V197L91 196V197L93 198L94 194L92 195ZM100 193H101V192H100ZM120 193H121V192H120ZM131 193H132V192H131ZM134 193H133V195H134ZM146 193H147L148 195H147ZM177 193H178V192H177ZM181 193H182V192H181ZM183 193H184V192H183ZM221 193H223V190L221 191ZM224 193H225V192H224ZM252 193H253V191H252ZM252 193H251V194H252ZM25 194H26V195H25ZM105 194H103V195H105ZM113 194H114V193H113ZM115 194H116V193H115ZM123 194H124V193H123ZM151 194H152V195H151ZM167 194H165V195L167 196V200H168L169 197H171V196L168 194V195H169V197H168ZM209 194H210L211 196H210ZM233 194H232V195H233ZM236 194H238V193H236ZM245 194H243V192H242V195H241L242 198H243V195H245ZM253 194H254V193H253ZM258 194H260V193H257V195H258ZM11 195H12V197H11ZM13 195H14L15 197H14ZM24 195H25V196H24ZM73 195H74V194H73ZM95 195L97 196V194H95ZM128 195H130V194H128ZM214 195H215V194H214ZM214 195H213V197H215ZM217 195H218V194H217ZM222 195H223V194H220V197H221ZM229 195H230V194H229ZM257 195H256V194L253 195L254 198H255ZM42 196H43V195H42ZM64 196H65V195H64ZM74 196H75V195H74ZM100 196L102 197V195H99V194H98V196H97L96 198H98V199L100 200ZM112 196H113V195H112ZM117 196H118V195H117ZM117 196H114V198H113V197H112V198L115 199ZM131 196H132V195H131ZM131 196H130V197H131ZM137 196H138V195H137ZM146 196H147V197H146ZM155 196H156V197H155ZM179 196H180V191H179ZM179 196H178L177 198H181V196H180V197H179ZM188 196H189V195H188ZM203 196H204L205 198H203ZM206 196H207V195H206ZM223 196H224V195H223ZM239 196H240V195H239ZM251 196H252V195H251ZM261 196H264V194H262ZM261 196H260V197H261ZM54 197H55V198H54ZM84 197H85V196H84ZM86 197H87V196H86ZM103 197H104V196H103ZM110 197H111V196H110ZM138 197H139V196H138ZM193 197L196 198L197 196L195 197V194H193L192 196H190V199H191V200H194V199H192ZM198 197H199V195H198ZM220 197H219V198H220ZM226 197H227L228 199H229V197H230V199H232L233 197H235V194H234L233 196H229V197H228V195H226ZM231 197H232V198H231ZM237 197H238V196H237ZM237 197H235V198L237 199ZM24 198L27 199V200H26V201H28L27 204L25 203L26 201L23 200ZM53 198H54V199H53ZM63 198H64V199H63ZM94 198H95V197H94ZM157 198H158L159 200H157ZM177 198H176V199H177ZM187 198H188V199H187ZM187 198H186L187 200L185 201L186 204H187V202L190 200L189 197H187ZM227 198H225V199H226L225 202L227 201V203L230 202V203L232 204V202L235 203V201H236L234 198H233V199H234L235 201L230 200V199H229V201H228ZM239 198H240V197H238V199H239ZM249 198H250V197H249ZM252 198H253V197H252ZM261 198H262V197H261ZM18 199H17V200H18ZM73 199H74V198H73ZM73 199H72V204L74 203V202H73V201H74ZM87 199H89V198H87ZM90 199H91V198H90ZM101 199H102V198H101ZM103 199H104V198H103ZM109 199H110V198H109ZM116 199H117V198H116ZM200 199H198V200H200ZM211 199H213V198H210V200H211ZM247 199H248V198H247ZM247 199H246V200H247ZM257 199H258L259 201H260V200H261V201H264V198L259 199L258 196H257ZM257 199H256V202L258 201ZM51 200H52V201H51ZM59 200H60V199H59ZM75 200H76V198H75ZM95 200H96V199H94V203L96 202ZM111 200H112V199H111ZM129 200H130V199H129ZM134 200H136V199L134 198ZM160 200H161V201H160ZM181 200H182V198H181ZM198 200H196V202H197ZM210 200H209V203H212L213 201H210ZM213 200H214V199H213ZM239 200H240V199H239ZM253 200H254V199H253ZM8 201H9V202H8ZM48 201H49L50 203H49ZM54 201H55V202H54ZM56 201H57V203H56ZM91 201H92V200H91ZM108 201H109V200H108ZM123 201H124V200H123ZM130 201H131V200H130ZM130 201H129V202H130ZM136 201H137V200H136ZM136 201H135V202H136ZM142 201H143V199H142ZM144 201H143V202H144ZM172 201H173V200H172ZM178 201H180V200L178 199ZM200 201L203 202L202 200H200ZM243 201H245V197L243 198ZM247 201L250 202L251 200L248 199ZM2 202H3V203H2ZM51 202H53V205L51 204ZM60 202H61V200L59 201V203H60ZM68 202H69V203H68ZM88 202H89V200H88ZM92 202H93V201H92ZM104 202H105V201H104ZM133 202H134V201H133ZM135 202H134V203H135ZM164 202H165V204H167V202H166V198L164 199ZM164 202L162 201L163 204H164ZM173 202H174V201H173ZM180 202L182 203V201H180ZM190 202H191L190 205H193L194 210H195V209H196V210H197V209L199 210V206H198L199 203H198V205H196V203H195L194 201H193V202H194L193 204H192V201H189V203H190ZM201 202H200V203H201ZM204 202H203V203H204ZM219 202H220V201H219ZM236 202H239V201L237 200ZM248 202H247V203H248ZM10 203H11V202H10ZM14 203H13V204H14ZM17 203H19V204H21V205H19V204H17ZM37 203H38V205H37ZM39 203H40V204H39ZM41 203H42V204H41ZM54 203H56V204H55L56 207L58 206L57 208L55 207ZM99 203H100V202H99ZM111 203H112V202H111ZM124 203H125V202H124ZM127 203H128V202H127ZM185 203L183 202V204H185ZM203 203H202V204H203ZM216 203H217V202H216ZM230 203H229V205H230ZM239 203H240V202H239ZM239 203H238V204H239ZM247 203L244 202L245 206H246ZM252 203H253V205H254V204H255V201H254V202L252 201ZM47 204H50V206L48 207V209L46 208L47 210H49L48 212L46 211V209H45V210L43 209V207L45 208V206H48ZM101 204L103 205L102 201H101ZM106 204H107V203H106ZM108 204H109V202H108ZM144 204H145V203H144ZM152 204H153V203H152ZM165 204H164V205H165ZM170 204H171V202H170ZM183 204H182V205H183ZM217 204H218V203H217ZM235 204H237V203H235ZM241 204L244 206L243 202H241V203L239 204V207L241 206ZM257 204H258V203H257ZM260 204H261V203H260ZM6 205H7V204H6ZM10 205H11V204H10ZM17 205H19L20 210H17ZM25 205H27V206H25ZM35 205H36V206H35ZM42 205H45V206L42 207ZM51 205H52V207L54 206V207H53L54 210H53V209L51 210V208H52ZM118 205H119V204H118ZM139 205H140V204H139ZM146 205H145V207H147ZM171 205H172V204H171ZM177 205H178V204H177ZM179 205H181V204H179ZM179 205H178V208H179V207H180V208L183 207V206H179ZM209 205H210V204H209ZM218 205H219V204H218ZM226 205L228 206V204H225V207H226ZM233 205H234V204H233ZM253 205H252V208H254V210L251 209V208L249 207L251 210L249 209V211L247 210L246 212H249V214H250V211H252V210H253L255 213H259V212H256V211H260V215H261V217L264 216V208H262V207H264V203H262V204L259 206V208H258V207L255 208V207H253ZM255 205H256V204H255ZM3 206H4V207H3ZM34 206H35V207H39V208H41V209H39L40 211L43 209L44 211H41L43 215L40 213V211L35 210V207H34ZM67 206H66V207H67ZM86 206H87V207H86ZM99 206H101V205H99ZM104 206H105V205H104ZM121 206H122V205H121ZM121 206H119V207H121ZM123 206H124V205H123ZM123 206H122V208H123ZM130 206H131V204H130L128 207H130ZM155 206H156V205H155ZM161 206H162V205H161ZM165 206H166V205H165ZM174 206H175V205H174ZM195 206H197L198 208H195ZM205 206H206V205H205ZM221 206H222V207H221ZM1 207H3V208H1ZM26 207H27V208H26ZM62 207H61V208H62ZM70 207H72V206H70ZM75 207H76V206H75ZM79 207H80V206H79ZM207 207H208V204H207ZM218 207H221V209H219ZM237 207H238V206H237ZM10 208H11V207H10ZM13 208H14V209H13ZM21 208H22L23 210L26 209V210H25L26 212L24 211L25 214H27V212H28L29 210H30V213H31V212L33 213V212H34L35 214H36V211H38V213H39V216H38V217H41V218H38V221H37V219H36V217H37L36 215H37V214H36V215H35V214H28V216H30V215H31V216H30V217L27 216V217H26V220H21V218L19 217L18 222H16V223H18L19 225H17V224H15L14 219L17 217V215L19 216L20 213L18 214V211H22ZM100 208H101V207H100ZM149 208H150V207H149ZM162 208H163V210H164V207H162ZM173 208H174V207H173ZM178 208H177V210H180V211H181V209H180V208L178 209ZM185 208H186V206H185ZM214 208H215V207H214ZM217 208H218L220 211H223V209H222V208H223V205L217 206ZM227 208H229V207H227ZM227 208H226V210H227V212H226V216H225V215L223 216V214H222V219H223V217H224V218H227V216H228V209H227ZM231 208H232V207H231ZM233 208H234V207H233ZM240 208H241V207H240ZM261 208H262V210H261ZM2 209H3L5 212H2ZM6 209H9V208H6ZM36 209H38V208H36ZM67 209H66L65 211H67ZM96 209L99 210V207L96 208ZM116 209H117V207H116ZM140 209H141V208H140ZM145 209L147 210L148 207L145 208ZM182 209H183V208H182ZM186 209H188V208H186ZM200 209H201V206H200ZM235 209H236V208H235ZM235 209H234V210H235ZM237 209H238V208H237ZM27 210H28V211H27ZM69 210H70V212H72V214L69 213ZM74 210H75V209H74ZM85 210H87V211H85ZM100 210H101V209H100ZM103 210H104V209H103ZM121 210H124V209H121ZM133 210L136 211L137 209L134 208ZM171 210H172V209H171ZM183 210H184V209H183ZM210 210H211V209H210ZM213 210H214V209H213ZM215 210H216V208H215ZM219 210H217V211H219ZM232 210H233V209H232ZM9 211H10V210H9ZM51 211H52V212H51ZM53 211H54V212L56 211L55 213H56V214L58 213V214H59V218H60V217H61V218H60V219H59V218H56V217L58 216V214H57V216H56L55 213H53ZM84 211H85V213H83ZM109 211H110V210H109ZM112 211H113V210H112ZM126 211H128V210H126ZM131 211H132V210H131ZM135 211L133 212L134 214H135ZM148 211H149V210H147V212H148ZM180 211H179V212H180ZM217 211L214 213V216H216V217L220 214V211H219V214L215 215V214L217 213ZM229 211H230V209H229ZM240 211H241V210H240ZM253 211H252V213H253L252 215H255ZM43 212H44V213H43ZM46 212L49 213V216H48V214H47ZM81 212H82V213H81ZM92 212H95V211L92 210ZM99 212H100V211H99ZM121 212H123V211H121ZM167 212H168V211H166V213H167ZM176 212H177V211H176ZM179 212H178V214H179ZM185 212H186V211H185ZM202 212H203V211H202ZM210 212H211V211H210ZM237 212H238V211H236V213H237ZM3 213H4V214H3ZM6 213H7V214L9 213V215L6 216ZM52 213H53V214H52ZM66 213L64 212V214H66ZM73 213H74V214H73ZM96 213H97V210H96ZM101 213H102V211H101ZM110 213H111V212H110ZM139 213H140V212H139ZM149 213H150V211H149ZM187 213H188V212H187ZM196 213H197V212H196ZM205 213H207V212H205ZM222 213H223V212H222ZM244 213H245V212H244ZM261 213H262V214H261ZM40 214H41V216H40ZM70 214H71V215H70ZM79 214H80V215H79ZM81 214H83V215H81ZM119 214H121V213H119ZM150 214H151V213H150ZM168 214H169V213H168ZM194 214H195V213H194ZM198 214H200V213H198ZM233 214H234V213H233ZM20 215H21V214H20ZM23 215H24V214H23ZM52 215L54 216V218L52 219V220H54V221H52V220L50 219V216H52ZM72 215H73V216H74V215H75V216L78 215V217L81 216V218H77V217H75V216L73 217ZM93 215H96V214L93 213ZM101 215L104 216V214H101ZM117 215H118V214L116 213V216H117ZM145 215H147V214H145ZM160 215H161V214H160ZM181 215L184 216L183 211L181 212ZM202 215H204V214L202 213ZM202 215H199L201 219H202ZM243 215H244V214H243ZM260 215L257 214V217H256V215H255L254 218L256 217V218H259V219H260V217H259ZM12 216L15 217V218L13 219ZM33 216H34V218L32 219L33 222L31 221V223H28L29 218H32ZM35 216H36V217H35ZM43 216L47 217V219H46L47 222L45 221V218H44ZM71 216H72V218H73L74 220H73L72 218H69V217H71ZM99 216H100V215H99ZM119 216H120V215H119ZM151 216H152V215H151ZM165 216H166V214H165ZM178 216H179V215H178ZM205 216H206V215H204L203 217L205 218ZM212 216H213V215H212ZM214 216H213V217H214ZM230 216H232V215H230ZM237 216H238V214H237ZM244 216H245V215H244ZM248 216H249V217H247L248 219H246V216H245L246 221L249 220V218L251 217V214L248 215ZM23 217H24V216H23ZM48 217H49V218H48ZM82 217H83V218H82ZM110 217H111V216H110ZM114 217H115V215H114V216L112 215V218H114ZM120 217H121V216H120ZM122 217H123V216H122ZM125 217H126V216H125ZM135 217H136V216H135ZM144 217H145V216H144ZM189 217H190V216H189ZM219 217H220V219H221V216H220V215H219ZM228 217H229V216H228ZM232 217H234V216H232ZM9 218H10L11 221L9 220ZM42 218H43V219H42ZM76 218H77V220H76ZM98 218H99V217H97V219H98ZM100 218H101V216H100ZM100 218H99V219H100ZM115 218H116V217H115ZM131 218H132V217H131ZM137 218H139V217H137ZM140 218H141V217H140ZM151 218H152V217H151ZM171 218H172V217H171ZM179 218H180V217H179ZM179 218H177V219H179ZM236 218H237V217H236ZM17 219H18V218H17ZM41 219H42V220H41ZM58 219L61 220V221H63L62 223H64V221L67 219V220H68V221H67V224L70 223V222L73 220L72 222H73L74 224H73V223L68 224V225L66 226L67 229H68V227L71 226V225L75 226L76 228H79L80 225L77 227V224H76L77 222H78V224H80V223L83 224V225H81V227H82V226H83V227H86V229L84 230V228H83L84 231L82 232V231H80V230L82 229L81 227L79 228L80 230H79V229H76V230H75V227H74L73 229H74L75 231L73 230L74 232H72V233H74V234L77 233V234H76V236L73 237V238H74V239H73L72 236H73L74 234L71 233V234H72V236H71L72 239L70 238V239L72 240L71 244H70V242H69L70 240H67V241L64 240V242H62V241L59 240V239H61L62 237H63L64 239H69L68 237H70V235H64L63 233H60V231H61V227H63V226H61L62 224H60V223H56V222H59ZM69 219H72V220L70 221ZM78 219H80V222H79ZM82 219H83V221L81 222ZM89 219H90V218H89ZM95 219H96V217H95ZM97 219H96V220H97ZM99 219H98V220H99ZM102 219H103V217L101 218L100 221H102ZM122 219H124V218H122ZM127 219H128V218H127ZM141 219H142V218H141ZM141 219H138V220H141ZM148 219H149V218H148ZM152 219H153V218H152ZM161 219H162V218H161ZM187 219H188V218H187ZM198 219H199V218H198ZM222 219H221V221H222ZM241 219H242V218H241ZM262 219H264V218H262ZM20 220H21V222H20ZM35 220H36V221H35ZM86 220H87V218H86ZM98 220H97V221H98ZM111 220H112V219H111ZM117 220H118V219H117ZM120 220H121V219H120ZM129 220H130V219H129ZM133 220H134V219H133ZM146 220H147V219H146ZM179 220H180V219H179ZM196 220H197V219H196ZM202 220H203V219H202ZM202 220H201V221H202ZM212 220H213V219L211 218V221H208V220H206V221H208V222L211 223ZM216 220H217L216 222H218V223L221 224V221L219 222L218 217H217ZM254 220H255V219H254ZM4 221H5V220H4ZM12 221H13V222H12ZM16 221H17V220H16ZM26 221H27V222H26ZM41 221H42V223H41L40 225L36 224V223H40ZM44 221H45L46 223H44ZM49 221H50V222H49ZM69 221H70V222H69ZM75 221H76V223H75ZM91 221H92V220H91ZM94 221H95V220H94ZM94 221H93V222H94ZM107 221H108V220H107ZM115 221H116V220H115ZM130 221H131V220H130ZM134 221H135V220H134ZM148 221H149V220H148ZM185 221H186V219H185ZM185 221L183 220V222H185ZM226 221H228V219H226ZM239 221H241V220H239ZM244 221H245V220H244ZM257 221H260V220L257 219ZM9 222H11V223H9ZM48 222H49L50 225H51V223H52V225L50 226V228L47 227V225H49ZM54 222H55V223H54ZM95 222H96V221H95ZM112 222H113V221H112ZM187 222H188V221H186V223H187ZM216 222H213V223L215 224ZM223 222H224V221H223ZM252 222H253V221H252ZM261 222H262V221H261ZM12 223L15 224V225H14L15 227H16V225L19 226V227L22 226L21 230L18 231V230H16L15 228H13V224H12ZM26 223H27V225H25ZM34 223L37 225V227L40 228V230H37V227H36V225H35ZM91 223H92V222H91ZM103 223H104V222H103ZM107 223H108V222H107ZM114 223H116V222H114ZM119 223H120V222H119ZM133 223H134V222H133ZM133 223H131V224H133ZM139 223H141V222H139ZM139 223H138V224H139ZM186 223H185V224H186ZM192 223L195 224V222H192ZM255 223H256V222H255ZM11 224H12V226H11ZM42 224L45 225V227L48 228V229H50L51 231H50V230L45 231V230H44L45 227L43 226V228H42ZM54 224H56V226H54ZM64 224H65V223H64ZM64 224H63V225H64ZM75 224H76V225H75ZM85 224H86V226H84ZM92 224H93V223H92ZM92 224H91V225H92ZM100 224H101V223H100ZM108 224H110V223H108ZM126 224H127V223H126ZM145 224H146V223H145ZM194 224H193V226H194ZM231 224H232V223H231ZM236 224H239V225H236L235 228L237 229V228L240 227V228H241L240 231H242V225H243L242 221H241V224H242V225H241L240 223H236ZM245 224H246V225H245ZM245 224H244V226H243V229L246 228L245 230H247V232L243 230L244 233H245V232L248 233V232H249V229H250V231H251V230L254 228V225H253L254 223H253V224L251 223V224L253 225L252 227H251L250 225H248L247 222H245ZM31 225H32V226H31ZM187 225H188V224H187ZM204 225H205V224H202V225H201V228L204 227L203 230L201 229L202 232H203V231H205V232L207 231V232H208V230H205V227H206L207 225H205V226H204ZM216 225H218V224L216 223V224H215V227H216ZM259 225H260V224H259ZM10 226H11L13 229H15V231H12V232H14V233H12V234H11L10 231L13 230V229L10 230ZM29 226H30V227H29ZM40 226H41V227H40ZM53 226H54V227H53ZM58 226H59V227H58ZM89 226H90V224H89ZM106 226H107V225H106ZM136 226H137L136 228L138 229V226H139V225H136ZM142 226H144V225H142ZM142 226H141V227H142ZM191 226H192V225H190L189 228H191ZM197 226H200V225H197ZM197 226L195 225V227H197ZM210 226H211V224H210ZM212 226H214V225L212 224ZM226 226H228V225H226ZM237 226H238V227H237ZM51 227H52V228H51ZM57 227H58V229H59V230L57 229V230L59 231L58 234H57V232H55V229H56ZM94 227H95V225H94ZM101 227H102V226H101ZM112 227H114L113 224H112ZM125 227H126V226H125ZM128 227H129V226H128ZM132 227H133V226H132ZM146 227H147V226H146ZM195 227H193V228H195ZM219 227H220V226H219ZM228 227H229V226H228ZM247 227H249V229H248ZM256 227H258V226H256ZM16 228H17V227H16ZM64 228H65V227H64ZM64 228H63V230H64ZM70 228H71V227H70ZM92 228H93V227H90V229H92ZM213 228H214V227H213ZM229 228H230V227H229ZM260 228H262V232H261V234L264 233V226L261 225ZM52 229H54V230H52ZM104 229H105V226H104ZM144 229H145V228H144ZM185 229H186V228H185ZM195 229H196V228H195ZM195 229H194V230L192 229L193 232L195 231ZM206 229H207V228H206ZM216 229H217V228H216ZM254 229H256V228H254ZM254 229H253V230H254ZM258 229H259V228H257V230H258ZM2 230H1V231H2ZM42 230L45 231L44 234H42V232H43ZM68 230H69V229H68ZM68 230H66V231H68ZM88 230H89V229H88ZM113 230H114V228H113ZM126 230H127V228H126ZM177 230H178V229H177ZM182 230H183V229H182ZM187 230H188V229H187ZM196 230H197V229H196ZM210 230H211V229H210ZM217 230H218V229H217ZM229 230H230V229H229ZM229 230H228V231H229ZM231 230H233V229H231ZM234 230H235V229H234ZM16 231H17V232H16ZM70 231H71V230H70ZM77 231H79L81 234H80L79 232H77ZM90 231H91V230H90ZM107 231H110V230L108 229ZM218 231H219V230H218ZM235 231L237 232V235H236V236L234 235V236H232V237H234L235 239H236V238H237V239L239 238L238 240L236 239V241L239 243V244L237 243V244H238V248H239V245L242 244V245L240 246V247H241L240 249L243 248L241 251H243L244 248H245V249H248V248H249V245H250L251 243H250L249 245L245 244V245H246L245 247H243V243H242L243 241L246 240V239H245L246 234L243 236V237H244V238H243V237H240V236H241V235H240L241 232L238 233V232H239V229H238V230H235ZM254 231H255V230H254ZM38 232H39V233H38ZM47 232H50V234H51V235L49 234L50 237H47V236H48ZM52 232H53V234H52ZM61 232H63V231H61ZM132 232H134V230H133ZM137 232H138V231H137ZM178 232H180V231H178ZM209 232H212V231H209ZM209 232H208V233H209ZM213 232H215V231H213ZM213 232H212V233H213ZM0 233H1V232H0ZM23 233H24V232H23ZM37 233H38V234H37ZM82 233H83V234H82ZM87 233H88V232H87ZM94 233H95V230H94ZM111 233H113V232H111ZM134 233H135V232H134ZM180 233H181V232H180ZM203 233H204V232H203ZM208 233H207V234H208ZM212 233L209 234V237H210V235H212ZM219 233H220V232H219ZM227 233H228V232H227ZM229 233H230V232H229ZM251 233H253V231L250 232L249 234H247L246 237L249 238ZM56 234H57V235H56ZM66 234H67V233H66ZM68 234H70V233H68ZM89 234H90V233H89ZM92 234H93V233H92ZM140 234H141V233H140ZM181 234H182V233H181ZM181 234H180V235H181ZM194 234H195V233H194ZM214 234H215V233H214ZM238 234H239V236H238ZM242 234H243V232H242ZM254 234H255V233H253V235H254ZM257 234H259V231H258ZM8 235H9V236H8ZM29 235H30L31 237H30ZM41 235H43V236H41ZM46 235H47V236H46ZM53 235H56L54 239L52 238V237H54ZM58 235H60L59 239H58ZM62 235L66 236V237L68 236V237L66 238V237H64V236H62ZM112 235H113V234H112ZM114 235H115V233H114ZM222 235H223V234H222ZM228 235H229V234H228ZM88 236H89V235H88ZM92 236H93V235H92ZM131 236H132V235H131ZM177 236H178V235H177ZM201 236H202V235H200V236H196V239H197V240L202 239V238H200ZM216 236H217V235H216ZM230 236H231V235H230ZM237 236H238V237H237ZM254 236H255V235H254ZM259 236H260V235H259ZM36 237H37V238H36ZM38 237H40V238H38ZM75 237H76V238H75ZM129 237H130V236H129ZM198 237H199V239H198ZM204 237H206V233H205V236H204ZM207 237H208V236H207ZM209 237L206 238L207 241H208V240L210 241V240L212 239V237H211L210 239H209ZM213 237H214V236H213ZM261 237H262V236H261ZM48 238H52V239H48ZM56 238H57V239H56ZM93 238H94V236H93ZM214 238H215V237H214ZM214 238H213V239H214ZM241 238H242V239H241ZM252 238H254V237H252ZM82 239H81V240H82ZM203 239H204V238H203ZM232 239H233V238H232ZM235 239H233V240H235ZM243 239H245V240H243ZM255 239L257 240V239H260V238H258V235H257V237H256ZM76 240H77V239H76ZM229 240H230V239H229ZM241 240H242V241H241ZM252 240L254 241V239H250V241H252ZM260 240H261V239H260ZM262 240H264V238H262ZM60 241H61V242H60ZM88 241H89V240H88ZM250 241H249V242H250ZM253 241H252V244H251V245H253V244L256 242V241H254V243H253ZM257 241H259V240H257ZM12 242H14V243L12 244ZM65 242H69L68 244H69L70 246H69V245H66L67 243H65ZM78 242H80V240H79ZM78 242L76 241L77 244H78ZM82 242H83V241H82ZM82 242H81V243H82ZM260 242H261V241H260ZM16 243H17V242H16ZM21 243H22V242H21ZM235 243H236V242H234V244H235ZM244 243H246V241H245ZM257 243H258V244H257ZM17 244H18V243H17ZM77 244H76V246H77ZM87 244H89V243H87ZM91 244H92V243H91ZM91 244H89V245L91 246ZM229 244H231V243H229ZM229 244H228V246H229ZM80 245H81V244H80ZM255 245L258 246V245H259V242H256V244H254V247L252 248V246H251L250 249H251V250H254V248L257 247V246H255ZM260 245H261V244H260ZM14 246H15V248H17L16 245H14ZM14 246H13V249H14ZM18 246H19V245H18ZM71 246H73L74 248L71 247ZM82 246H83V245H82ZM84 246H85V245H84ZM234 246H235V245H234ZM80 247H81V246H80ZM230 247H231V245H230ZM235 247H236V246H235ZM11 248H12V247H10V253H11V251L13 250V249L11 250ZM86 248L89 249V246L86 247ZM238 248H237V249H238ZM20 249H21V247H20ZM88 249H86V250H88ZM262 249H264V248H262ZM18 250H19V249H18ZM78 250H79V248H78ZM255 250H256V249H255ZM80 251H81V250H80ZM88 251H89V250H88ZM241 251H239L238 253H240ZM246 251H250V250L248 249V250H246ZM15 252H16V251H15ZM26 252H27V251H26ZM81 252H82V251H81ZM250 252L253 253V251H250ZM12 253H13V252H12ZM12 253L9 255V252H8V258H7V259L9 260L8 262H7V260H5V259H6L5 257H7V255H6L5 257H3V261H4V262L1 261V260H2V259H1L0 262H2V263H0V264H11V263H12V264H15V263H16V264H25V263H26L25 261H24L25 263H22V262H21L22 260L27 259V255H26V254H21V253H20L22 256L25 255V257H26V258H24V259L21 260V259H20V255L18 254V252H17V254L14 253V254H16L15 256H13ZM76 253H77V255H79V257H81V258H79L78 256H76ZM82 253H84V251H83ZM86 253H88V252L85 251V254H86ZM229 253H231V252H229ZM236 253H237V252H236ZM241 253H242V252H241ZM241 253H240V254H241ZM248 253H249V252H248ZM88 254H89V253H88ZM250 254H251V253H250ZM250 254H247V255H250ZM251 255H252V254H251ZM251 255H250V256H251ZM255 255H256V254H255ZM1 256H2V255H1ZM1 256H0V257H1ZM11 256L14 257V258H17V260L14 259V258H10ZM17 256H18V257H17ZM74 256L77 257V258L75 257V258H76V261L73 260V259H74ZM242 256H245V255H241V257H242ZM23 257H24V256H23ZM87 257H90V256L87 255ZM87 257H86V261L84 260L83 262H86V263L88 264L89 261L87 262V260H88ZM248 257H249V256H248ZM251 257H252V256H251ZM261 257H264V256H261ZM1 258H2V257H1ZM4 258H5V259H4ZM244 258H245V257H244ZM258 258H259V257H258ZM19 259H20V260H19ZM79 259H80V260H79ZM240 259H242V258H240V255H239V259H238V260H239V263H240ZM139 260H140V259H139ZM251 260H252V259H251ZM258 260H259V259H258ZM260 260H262V259H260ZM13 261H14V262H13ZM17 261H18V262H17ZM143 261L145 262V260H143ZM143 261H141V262H143ZM64 262H65V261H64ZM83 262H82V264H83ZM136 262H138V261H136ZM144 262H143V263H144ZM152 262H153V261H152ZM246 262H248L247 264H250L249 261H246ZM246 262H245V263H246ZM250 262H251V261H250ZM254 262H255V261H254ZM256 262H257V261H256ZM260 262H261V261H260ZM27 263H28V261H27ZM86 263H84V264H86ZM145 263H146V262H145ZM145 263H144V264H145ZM245 263H244V264H245ZM258 263H259V262H258ZM258 263H257V264H258ZM62 264H63V263H62ZM74 264H75V263H74ZM80 264H81V263H80ZM135 264H137V263H135ZM149 264H150V263H149ZM251 264H252V262H251Z\"/></svg>","mask_w":264,"mask_h":264}]
</instances>
